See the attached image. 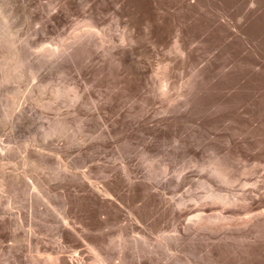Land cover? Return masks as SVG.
<instances>
[{
    "label": "rangeland",
    "instance_id": "1",
    "mask_svg": "<svg viewBox=\"0 0 264 264\" xmlns=\"http://www.w3.org/2000/svg\"><path fill=\"white\" fill-rule=\"evenodd\" d=\"M2 1V0H1ZM9 1V2H8ZM3 0L1 3H0V7L2 8V9H6L5 11H6V13H7V10L8 11H11V12H14V13H7L8 15L7 16H9L8 17V19L10 18H12L11 20L12 21H9V26L11 25L12 26V28H11V30L12 29H14V30H12V32L14 33V39H15V45H16V47L18 48V49H20V50H22V48H23V50H24V52H26L29 56H30V58L33 60H35L34 62L35 63H37V62H40L41 63V61L42 62H44V61H46V57H44L43 56V58H42V56L40 57V59L39 58H36L37 57V53L40 51V50H42L43 48H45L44 46L45 45H49V47H51V46H59V45H61V43L64 41H62L61 39H64L65 37H66V40H72V37L75 35V32L76 33H79L80 31L82 32V31H84V30H86V27L87 26H83L84 25V23H86L85 25H87V23L89 22V20L92 18V16L94 17L95 15H97V16H95L96 18L95 19H93V20H95V22H96V24H100L99 26L97 25V27H99L97 30L98 31H100V33H104L103 35H105V37H108V39H109V37H110V35H111V38H113V40L116 42V43H119L120 44V42H121V38H119V37H121V36H123V34L125 33V36H126V34H129L131 31V35L129 34V35H127V36H129V38L130 37H132V36H134V34H135V36H134V38H133V40H134V46L133 45H131V47L133 46V49H134V51L133 50H131V51H133V55H135V52H140L142 49H144L145 50V52H143L144 50H142L141 52L143 53H136V54H138V55H136L137 57H138V59L136 58V57H134V58H136V60L141 64L142 63V65L143 66H147L149 63V66H152V67H154V68H158V67H161V66H163V65H165V64H170V65H173V63H174V65L172 66L173 68H174V70H173V73H172V77H171V79H172V81H171V83L173 84L175 81L177 82V83H174V85L175 84H177L178 85V88L179 87H181V84L183 85L184 83H185V81L187 80V78H190L191 77V74H192V72L191 71H193V72H196V69H203L204 67L205 68H210V69H205V74H207V82H208V84L209 85H206V80L204 81L205 83V88L206 89H204L203 87H204V84H202V86H201V88H203L204 90H206L205 92L206 93H204V92H202L203 94H205L204 96L202 95V93H201V95L200 96H198L199 98H196V100H195V103H194V106H191L190 108H189V110H188V108H187V110L184 108H182L181 110H178V111H170V110H172V109H170L169 110V113H168V109L170 108V107H168V103L166 102L165 103V100H162L163 98H159L157 95V97L155 96V94H153V92H150V91H148L149 90V88L148 87H150V85H151V83L150 82H155L156 81V79H154V78H149V76L148 75H150V73L148 74V73H146V74H144V75H141V76H137L139 79H137V77H135L134 75H132V70L130 69V67H128L127 66V70L125 69V67L126 66H121V68H119V66H118V64L116 63V61H113V60H110V58H108L109 60L107 61L109 64H111V66L109 65V64H107L106 63V66L108 67H106L104 64H102V60L104 61L105 60V62H106V57L105 56H102L103 54V52H101V54H99L97 51H99V49L100 48H94L95 50H97V51H95V50H93L94 51V53H91V55H89V56H84V57H80V60L78 59L77 60V62H80V61H83V59H84V61H85V64H84V61H83V63H77V64H73L72 65V63H68V62H63L65 65H66V63H68L66 66L65 65H60V64H62V63H58V62H55L54 60H51V61H49V63H51V64H56V63H58V64H56L53 68H52V66L53 65H51V64H49V63H45V64H47V65H45V64H43V66H41L42 68H39V70L38 71H36V73H35V75H32V74H30L29 72H28V66H26V71H25V68L23 67V70L24 71H22L23 73H22V75L24 76V78H22V79H16V80H12V81H10V82H7V83H5V80H4V77H2L3 79L2 80H4L3 81V83H2V81H1V76H3V75H5V72L3 73V75H2V72H3V68H5V67H3V65L5 64V62H6V60L5 61H3V59H6V56L4 55V54H9V51L8 50H10V47H8V45H7V47H6V49H4L5 47V45L4 46H0V72H1V75H0V113H2L3 111H4V109H5V107L4 106H6V108H7V105H10V103L12 102V100H13V98L14 97H16L14 100H16L15 102L18 104V106L19 107H17V111H20V109L21 110H23V111H25V119H27V120H25V122L24 121H22V122H24V123H20L21 122V120H20V122L18 123V121H17V123L16 124H18L17 126H14L13 124H10V122H12V119H8V120H11L10 122L8 121V120H4L3 118H2V116H1V118L4 120H2V119H0V146L2 147V144H3V147L2 148H7V146L9 147V148H7V149H4V151H3V154H1V156L2 157H6L5 159H3L1 156H0V164H6V166H7V170H9V171H11V170H15L16 169V167H20L19 165L20 164H16V163H18V162H20V160H21V162L24 160L25 162H26V159H28V158H34L35 160H36V156L35 155H33L34 154V152H35V154H36V150H37V154L36 155H39L40 153H41V155H39V157H41L42 155L44 156V154L45 153H48V154H45V156H44V158H42V159H40V158H38L37 160H40L43 164H46V163H48L46 166L44 165L43 166V164L41 163V162H39V161H37L38 163H39V165H41L42 164V166H39L40 168L42 167V169L40 170L39 169V167L37 168L38 170H40V171H38V173H37V171H35L36 170V168L35 167H32L31 165L29 166H26L27 164H21V167H22V165H23V168H21L20 167V170L21 171H24V172H26V170H27V172H26V174L27 175H29V176H36V177H38L40 180H41V182L44 184L43 186H42V189H43V187H44V189H45V192H44V190H42V189H40V196H41V193H43L42 194V198L43 199H45V200H43V199H40V200H42V203L40 202V203H38V206H37V203L35 204V203H32V202H29V201H27L26 202V205L24 206V202L26 201V197H25V201L23 202L24 204H23V207H24V211L26 210V212L28 211H30V209L33 207L34 209H36V207H34V205L35 206H37V208L38 209H40L39 211H40V213H42V211L41 210H43L44 208H49V209H45V211H43V214H44V212H48L47 214L49 215H52V216H50V218H53V217H56V214H57V216H58V214H59V216H60V214L62 213V216H65V217H67L68 216V213L69 214H71V215H69V216H71V218L68 216V218H69V222L71 223H75V225H74V227H75V229H77L78 230V233L80 234V235H83V234H87V235H84L85 237H86V239H85V241H91L92 243H95V244H99L98 246L99 247H105L104 249H103V253H105V254H107V255H109L110 256V258L113 260V258H114V261H112L114 264H139L140 262V264H187L186 262L187 261H189L190 259H192L191 261H193L194 260V263L195 264H203V262H204V264H264V247L262 246V245H264V231H262L263 233H261V231H259L257 234H252V235H250V236H252V237H249L248 238V242H244V241H242L241 239V241L239 240V239H237V240H234V241H229L226 245H219L220 243H222L221 241H223L224 239L223 238H225V236H223L224 234H229V233H236L235 235H239L240 233H239V231H238V228L237 227H235L236 229H233V230H231L230 232H229V230L231 229V227L230 226H227V227H224L223 229H221L220 230V232H222V234H223V232H225L222 236H221V233L220 232H211V231H209V230H204L205 232H206V234L204 235H202V232L203 233H205L204 231H200V235H199V233H198V235H197V239L195 240V243H193V242H191L190 240H187V238H189V237H185L186 235H185V233L183 232V230H182V227L185 225V217L184 216H182V215H180V216H182V218L179 216V213L181 214V212L179 211L180 210V207L179 206H177V203L176 202H178L179 200H184V204H186V205H189V206H185L184 208L185 209H183V207L181 208V211H182V209L183 210H186V209H195V207L197 208V206H202V203H204L206 200H205V198H208V197H210V194H212V192L214 191L215 192V189H216V191H217V193H219V191H220V194L221 193H223L224 195H225V193L228 195H232L233 197H236V196H234L233 194H235L236 195V193H237V196H238V194L240 193L241 194V192L243 193L244 192V186H243V184L242 183H240V182H246L247 180H248V183H249V185L248 186H250L252 183H254V182H256L255 180L258 178V180L260 179V180H262L263 182H262V185H264V73H263V76L262 77H260V76H258V79H255V78H257V76H253V74L255 75V73L253 72V67H255V66H253L255 63H263V65H264V31H263V29H264V15H263V13L264 12H262L263 10H264V7H263V9H262V6H264L263 4V2L262 1H258V0H240V1H238V0H216V2H215V0H209V2L207 1V0H204V2H200L201 3V6H197V7H194V8H198L197 9V11H196V9H195V11H194V8H187V1L188 0H135V3H134V0H123V2H121L122 0H120V2L119 1H117V0H114V2H113V0H108V2L106 1V0H81L80 1V3L78 2V1H70V0H65V1H67V2H65L64 0L62 1V0ZM15 1H17V2H19V3H17V2H15ZM27 1V2H26ZM32 1V2H31ZM56 1V2H55ZM100 3H99V2ZM111 1V2H110ZM179 3H178V2ZM183 1H185V2H183ZM190 2H191V0H189ZM188 1V2H189ZM193 1V0H192ZM207 1V2H206ZM211 1L214 3H211ZM227 1H229V2H227ZM238 1V2H237ZM256 1H258V2H260V3H256ZM4 2H6L7 4H5ZM23 2V3H22ZM38 2V3H37ZM44 2H46V3H48V4H46V3H44ZM52 2V3H51ZM60 2H62V3H60ZM70 3V5H69V3ZM71 2H72V5H71ZM85 2V3H84ZM93 2V3H92ZM102 2V3H101ZM115 2H116V4H115ZM127 2V3H126ZM129 2H131V3H129ZM133 2V3H132ZM219 2V4H220V6H219V4H217ZM233 2H235V4L233 3ZM237 2V3H236ZM254 2L256 3V4H254ZM26 3H29V5L30 4H32V5H28V4H26ZM41 3V4H40ZM83 3L84 4H86V5H83ZM97 3V4H96ZM110 3V4H109ZM119 3H121V4H119ZM124 3H126L127 5H125ZM182 3V4H181ZM185 3V4H184ZM205 5H204V4ZM209 5V3H211L210 5L212 6L213 5V7H211V6H208L207 4ZM223 4V6H221L222 4ZM225 3H227V4H225ZM229 3H231V5L229 4ZM239 3V4H238ZM246 3V5H244ZM263 3V4H262ZM22 4L23 6H24V8H22L20 5ZM50 4V5H49ZM54 4L55 5H57V9H58V11L56 10V6H55V8H54ZM62 4V5H61ZM66 4H68V5H66ZM73 4H74V6H73ZM89 4V5H88ZM96 4V5H95ZM101 4V5H100ZM119 4V5H118ZM134 4V5H133ZM179 4V6H177ZM217 6H216V5ZM228 5V6H225V5ZM232 4H234V6H232ZM256 5L254 8H253V6L254 5ZM257 4H258V7H257ZM5 5V6H4ZM13 5H15V6H13ZM37 5H39V6H37ZM51 6L52 5V9L50 10V7L49 6ZM64 5H66V6H64ZM77 5H79V6H77ZM84 6V8H82L81 9V7L82 6ZM97 5H98V7H97ZM101 6V8H100V6ZM117 5L119 6V10H121L120 12H118L119 10H118V7H117ZM122 5H123V7H122ZM125 5V6H124ZM129 5V6H128ZM131 5H133V6H131ZM182 5H185L186 6V8L184 7V6H182ZM204 5V6H203ZM207 5V6H206ZM253 5V6H252ZM2 6H4V7H2ZM7 6V7H6ZM18 8H17V7ZM43 6V7H42ZM44 6H45V8H44ZM47 6V7H46ZM61 6V7H60ZM108 6H109V8H108ZM117 8H116V7ZM126 6H128V7H126ZM131 6V7H130ZM225 6V7H224ZM230 6H231V9H230ZM251 6V7H250ZM6 7V8H5ZM26 7V8H25ZM30 7H32V9H30ZM40 7V8H39ZM69 8L68 10L67 9H65V8ZM72 7V9H70ZM74 7V8H73ZM76 7V8H75ZM80 7V8H79ZM92 7H93V9H92ZM95 7V8H94ZM97 7V8H96ZM106 7V8H105ZM120 7H122V8H120ZM127 9H126V8ZM184 7V8H183ZM202 7V8H201ZM205 9H204V8ZM206 7H208V8H206ZM210 7V8H209ZM219 7V8H218ZM222 7V8H221ZM228 7V8H227ZM244 7V8H243ZM246 7V8H245ZM249 7V8H248ZM9 8V9H8ZM13 8V9H12ZM39 8V9H38ZM48 8H49V10L50 11H48L47 12V10H48ZM54 8V9H53ZM130 8V9H129ZM132 8V9H131ZM135 8V9H134ZM136 8L138 9V10H136ZM176 8H179V9H176ZM217 8H218V10H217ZM221 8V9H220ZM226 10H228V11H226ZM251 8V9H250ZM259 8V9H258ZM17 9H20V10H17ZM23 11H22V10ZM36 9V10H35ZM46 11H45V10ZM75 9V10H74ZM87 9V10H86ZM95 9V10H94ZM99 9H101L100 11H99ZM110 11H109V10ZM114 9V10H113ZM126 9V10H125ZM160 9V10H159ZM163 9V10H162ZM180 9H181V11H182V9H184L183 11H187V12H181L180 11ZM207 9V10H206ZM208 9H209V11H208ZM215 9V10H214ZM223 9V10H222ZM229 9H230V11H229ZM246 9V10H245ZM248 9V10H247ZM254 11H253V10ZM256 9V10H255ZM261 9V10H260ZM14 10V11H13ZM17 10V11H16ZM29 13H26V14H28L27 16H26V14H25V12L26 11ZM29 10H31V11H29ZM33 10V11H32ZM35 10V11H34ZM63 10V11H62ZM65 10H67V11H69V12H64ZM79 11V12H77V11ZM89 10H93L92 12L91 11H89ZM104 10H106L105 11V14H104ZM117 10V11H116ZM128 10V11H127ZM134 10H136V11H134ZM178 12V13H175L176 11ZM193 10V11H192ZM200 10V11H199ZM203 10H205V11H203ZM214 10V11H213ZM220 10V11H219ZM259 12H258V11ZM20 11V12H19ZM36 11H38V12H36ZM42 11V12H41ZM52 11V12H51ZM54 11V12H53ZM56 11V12H55ZM61 11V12H60ZM73 11L76 13V14H78L77 16L75 15V13H73ZM82 11V13H80ZM96 13H95V12ZM99 11V12H98ZM103 11V12H102ZM109 11V12H108ZM131 12V15L129 16V14H130V12ZM158 11H160V14H159V12ZM198 11L201 13H198ZM211 11H212V13H211ZM217 11V12H216ZM223 11V12H222ZM19 12V13H18ZM35 12V14H33ZM50 12V13H49ZM59 12L61 13V15L59 14ZM64 12V13H63ZM70 12H72V13H70ZM115 12H116V14H115ZM124 12V13H123ZM126 12H128L129 14H127ZM141 12V13H140ZM190 12V13H189ZM203 12H205V14H203ZM207 12H209V15H211V18H210V16L208 15V13ZM221 12V13H220ZM226 13V14H224V15H228L229 17H233V23H234V25H236L237 27V29L238 28H240V26H242V25H240L239 26V24H240V22H238V21H241L240 20V17L242 16V15H247V13L248 12H253L252 14L251 13H248V18L246 19V17L244 18V20L243 21H241V24H243L242 22H246V26H245V29L247 28L249 31H247V29L245 30L246 32H248V33H246L247 34V36H248V34H249V36H251V38L254 40L252 43L253 44H251V42H249L250 40H252L251 38H250V40H249V36L247 37L248 38V45H247V47H246V45L244 46L243 45V43H241V40H239L238 38H237V36L235 37V40L234 41H232L231 43H230V45L229 44H227V43H225L226 42V40H228V38L229 39H232L231 38V34H230V37L229 36H227L228 35V32L227 31H225V32H227V34L222 30V29H225V28H222V27H220V26H218L217 27V25H214V23H215V21L217 20V19H219V17H217L218 16V14L219 15H221V14H223V13ZM243 12H246V13H244L243 14ZM255 12H256V14H255ZM15 13L17 14V15H15ZM38 15H37V14ZM47 13V14H46ZM52 13V14H51ZM63 13V14H62ZM92 14V16H91V14ZM98 13V14H97ZM100 13H101V15H100ZM119 13V14H118ZM125 13H126V15H125ZM138 13V14H137ZM194 15V16H192V14ZM198 13V14H197ZM215 13H216V15H215ZM11 14V15H10ZM14 14V15H13ZM21 14V15H20ZM24 14V15H23ZM31 14V15H30ZM82 14V15H81ZM122 14H124V15H122ZM156 14L158 15V17L156 16ZM162 14H165V15H162ZM177 14H179V15H177ZM196 14H197V16H196ZM251 14V15H250ZM254 14V15H253ZM259 14H261V15H259ZM12 15L14 16V18L12 17ZM20 15V16H19ZM34 15V16H33ZM37 15V16H36ZM52 15V16H51ZM57 16V17H55V16ZM58 15H59V18H58ZM66 15V16H65ZM68 15V16H67ZM74 15V16H73ZM90 15V16H89ZM120 15V16H119ZM122 15V16H121ZM160 15V16H159ZM190 15V16H189ZM200 15V17H198ZM201 15H202V17H201ZM27 17V18H25V17ZM29 16H31V17H29ZM46 16V17H45ZM48 16V17H47ZM54 16V17H53ZM83 16L85 17V21H84V18H83ZM99 16V17H98ZM131 16H132V18H131ZM133 16L134 17H136V18H133ZM193 17V19H192V17ZM207 16V17H206ZM212 16H216L215 18H214V20H213V18H212ZM249 16H250V18H249ZM18 17V18H17ZM24 19V22H23V20L21 19ZM35 17V18H34ZM44 17V18H43ZM53 17V18H52ZM81 17V19H79ZM87 17V18H86ZM140 17V18H139ZM142 17V18H141ZM157 17V18H156ZM196 17V18H195ZM208 17H209V19H208ZM239 18V20H237L238 18ZM243 17V16H242ZM241 17V18H242ZM259 17H260V19L261 18H263V19H259ZM28 18H30V19H28ZM36 18L38 19V20H36ZM43 18V19H42ZM52 18V19H51ZM58 18V19H57ZM82 18H83V20H82ZM138 18H139V21H140V25L138 24ZM156 18V19H155ZM189 18L191 19V20H189ZM195 18V19H194ZM207 18V19H206ZM237 18V19H236ZM252 18V19H251ZM254 18H258L257 20L256 19H254ZM9 19V20H10ZM16 19V20H15ZM52 20V22H50L51 20ZM56 19V20H55ZM88 19V20H87ZM98 21H97V20ZM100 19V20H99ZM102 19V20H101ZM133 20L132 21V23H131V20ZM136 19V20H135ZM145 19H147V20H145ZM161 19V20H160ZM253 20L254 19V21H255V24H254V22L252 21L251 22V20ZM19 20V21H18ZM22 20V21H21ZM29 20V22H28V24H29V26H27L28 24H27V22L26 21H28ZM35 22H34V21ZM41 20H42V22H41ZM45 20V21H44ZM60 20V21H59ZM87 20V21H86ZM155 20V21H154ZM158 20V21H157ZM188 20H189V22H188ZM193 20V21H192ZM211 20H213V21H211ZM247 20L249 21V23L247 22ZM36 21H39V22H36ZM46 21H48V22H46ZM64 21V22H63ZM78 21V22H77ZM84 21V22H83ZM180 21L181 22H185L184 24H185V26L183 25V23L181 24L180 23ZM211 21V22H210ZM257 21V22H256ZM260 21V22H259ZM16 22V23H15ZM18 22V23H17ZM21 22V23H20ZM34 24H33V23ZM60 22H61V24H60ZM81 22V23H80ZM129 22V23H128ZM134 22H135V24H134ZM152 22V23H151ZM209 23V25H206V24H208ZM250 22H251V24H250ZM14 23H15V25H14ZM22 23H24L23 25H22ZM49 23V24H48ZM79 23V24H78ZM102 23V24H101ZM128 23V24H127ZM144 23V24H143ZM261 23V24H260ZM78 24V25H77ZM152 24H155L156 25V27H155V25L153 26ZM158 24H160V25H158ZM179 24H180V26H179ZM212 24V25H211ZM243 24V25H244ZM247 24H248V26H249V24L252 26L253 24L255 25H253V28H250L251 26H247ZM258 26H257V25ZM14 25V26H13ZM80 25V26H79ZM131 25H133V27L131 26ZM135 25L137 26V27H135ZM162 25V26H161ZM178 25V26H177ZM260 25H262L261 27L263 28H261L260 27ZM17 26H18V29H17ZM146 26H149V27H146ZM152 26V27H151ZM161 26V27H160ZM183 26V27H182ZM205 26H207V27H205ZM209 26V27H208ZM211 26H212V28H211ZM214 26H216L215 27V29L213 28ZM256 26L257 27H259V28H257L256 29ZM15 27V28H14ZM82 28V29H79V28ZM157 27H160V29L159 28H157ZM219 27H220V29H219ZM28 28H29V30H28ZM40 29V30H37V29ZM76 28V29H75ZM88 28V27H87ZM127 28V29H126ZM129 28V29H128ZM132 30H131V29ZM134 28H135V30H134ZM163 28L165 29V30H168V31H165V30H163ZM167 28V29H166ZM175 28V29H174ZM180 28H182V31H181V29ZM211 29V31L209 32V30ZM250 28V29H249ZM31 29V30H30ZM73 29V30H72ZM104 29V30H103ZM151 29H152V31H151ZM159 31H158V30ZM183 29H185V30H183ZM204 29H206V30H204ZM252 29H253V31H252ZM259 29V30H258ZM262 29V30H261ZM18 30V31H17ZM26 30V31H25ZM73 32H72V31ZM79 30V31H78ZM111 30V31H110ZM127 32H126V31ZM130 30V31H129ZM148 30V31H147ZM157 30V31H156ZM170 30V31H169ZM174 30H177V31H173ZM204 30V31H203ZM208 30V31H207ZM213 30V31H212ZM214 30L215 31H217V32H215L216 34H214ZM226 30V29H225ZM75 31V32H74ZM104 31H106V32H104ZM129 31V32H128ZM135 31V32H134ZM155 31V32H154ZM162 32V34H161V32ZM179 31V32H178ZM186 31V32H185ZM188 31V32H187ZM219 31H221V32H219ZM256 31L258 32V33H256ZM38 32V33H37ZM111 32V33H110ZM114 32V33H113ZM134 32V33H133ZM146 32V33H145ZM151 32V34L149 35V33ZM154 32V33H153ZM164 32V33H163ZM165 32H166V35H164L165 34ZM183 34H181V33ZM183 32H185V33H183ZM206 32V33H205ZM212 32V33H211ZM251 32V33H250ZM252 32H254L255 33V35L253 34L252 35ZM22 33V34H21ZM63 33V34H62ZM72 33H74V34H72ZM115 34V35H113V34ZM122 33V34H121ZM157 33V34H156ZM179 35H178V34ZM204 33H205V35H204ZM208 33H210V34H208ZM230 33V32H229ZM262 33V34H261ZM69 34H72V35H70V38H69ZM107 34H108V36H107ZM151 37V39H150V37L148 36V35ZM155 34V36L156 37H158V38H156L155 36V38L157 39H154V37H153V35ZM178 36H177V35ZM181 34V35H180ZM224 34L227 36V37H225L224 36ZM256 34H258L259 36L258 37H260L259 39L260 40H258V43H257V35ZM263 35L262 37H261V35ZM119 35V36H118ZM159 35V36H158ZM161 35H162V37H161ZM187 35V36H186ZM232 35H234V34H232ZM19 36H20V38H19ZM72 36V37H71ZM113 36V37H112ZM144 36V37H143ZM147 36H148V38H147ZM165 36V37H164ZM176 36V37H175ZM179 36H181V38H177V37H179ZM182 36H183V38H182ZM184 36H185V39H184ZM223 36V38L225 39H223V38H221ZM252 36H254V37H252ZM16 37V38H15ZM45 37V38H44ZM61 39H60V38ZM62 37H64V38H62ZM139 37H140V40H139ZM146 37V38H145ZM233 37V36H232ZM234 37H233V39H234ZM20 40H19V39ZM42 38V39H41ZM118 40H117V39ZM128 37H126V39H129ZM144 38V39H143ZM160 38H161V40H160ZM175 38H177V39H180V40H182V43H184L185 45H186V47L188 46V50H192V52H191V50L189 51V54H192L190 57L191 58H193V57H195V60L197 61H195L194 60V58L193 59H191L193 62H190L189 61V59L187 58L186 59V61H188V62H190V63H195V64H190L191 66H195L196 67V69L194 68V69H192L193 67H191L190 65H189V63L187 64V63H185L186 65H185V67H184V63L182 64V62H184V59L181 57L180 58V56L179 55H177V57L175 56L176 55V53L174 52V50H169V48L170 49H173V46H174V42L177 40H175ZM188 38V39H187ZM237 38V39H236ZM38 39V40H37ZM49 41H48V40ZM54 39V40H53ZM58 39V42H61V43H59L58 44V42L56 43V40ZM138 39V40H137ZM187 39V40H186ZM221 39H223V40H221ZM232 39V40H233ZM262 39V40H261ZM60 40V41H59ZM141 40H143V41H141ZM149 40V42H147ZM163 40H166V42H168V43H166V42H164ZM194 42L193 44H192V41ZM237 40V41H236ZM17 41H18V43H17ZM25 41V42H24ZM32 41V42H31ZM34 41V42H33ZM43 41V42H42ZM44 41H46V42H44ZM145 41V42H144ZM156 41V42H155ZM163 41V42H162ZM185 41L187 42V43H185ZM261 41V42H260ZM22 44H21V43ZM36 42V43H35ZM50 42H52V43H50ZM65 43H69L68 41H64ZM63 42V43H64ZM129 41L127 40L126 41V43L127 44H129L128 43ZM139 42V43H138ZM171 42V43H170ZM173 42V43H172ZM190 42V43H189ZM225 44V45H227V46H225L223 43ZM235 42V43H234ZM259 42L261 43V46H259L260 44H259ZM17 43V44H16ZM24 43V44H23ZM32 43V44H31ZM40 43V44H39ZM46 43V44H45ZM51 45H50V44ZM54 43H55V45H54ZM62 43V44H63ZM132 43H133V41H132ZM141 43V44H140ZM156 43V44H155ZM189 43V44H188ZM203 43H204V45H203ZM233 43V44H232ZM251 45H250V44ZM255 43H257L258 44V46L255 44ZM28 46L29 44V47H30V49H29V47H25L26 45ZM42 44V45H41ZM44 44V45H43ZM136 44H137V46H136ZM164 44V45H163ZM195 44V45H194ZM198 44V45H197ZM222 46H221V45ZM25 45V46H24ZM37 45L40 47V48H37ZM138 45H140L142 48H140V46H139V48H138ZM203 45V46H202ZM232 45V46H231ZM251 47H250V46ZM254 45H256V46H254ZM19 46V47H18ZM32 46H33V48H32ZM56 46V47H57ZM192 46V47H191ZM206 46H209V47H206ZM225 46V47H224ZM228 46H229V50H227L228 49ZM234 46V47H233ZM4 47V48H3ZM36 47V48H35ZM43 47V48H42ZM48 47V46H47ZM196 47V48H195ZM199 47V48H198ZM204 47V48H203ZM231 47H233V48H231ZM249 47V48H248ZM258 47H260L261 49H259ZM9 48V49H8ZM25 48H28L29 49V52L27 51L28 49H25ZM40 49L39 51H34V50H32V49ZM190 48V49H189ZM194 48H195V50H194ZM208 49V51H211L210 53L207 51V49ZM224 48V49H223ZM225 48H227V49H225ZM231 48V49H230ZM252 48V49H251ZM256 48H258L259 50H256ZM2 49H4V52H5V50L6 51H8V53L6 52V53H4L3 52V50ZM132 49V48H131ZM198 49V50H197ZM200 49V50H199ZM206 49V50H205ZM211 49V50H210ZM217 50V51H215V50ZM248 49V50H247ZM251 49V50H250ZM253 49H254V51H253ZM34 51L33 53H31V51ZM135 50H137V51H135ZM140 50V51H139ZM168 50V51H167ZM197 50V51H196ZM205 50V51H204ZM243 50V51H242ZM245 50V51H244ZM258 51V52H260V56H258V53H257V57H256V51ZM262 50V51H261ZM100 51H101V49H100ZM99 51V52H100ZM170 51V52H169ZM202 51H203V53H202ZM225 51V52H224ZM242 51V52H241ZM251 51H253V52H251ZM37 52V53H36ZM168 54H167V53ZM193 52H194V56H193ZM201 52V53H200ZM205 52H207L206 54H205ZM214 52V53H213ZM215 52H217V53H215ZM219 52V53H218ZM245 52V53H244ZM30 53H31V55H30ZM95 53L96 54H98V55H101V57L100 56H97L98 57V59L97 60H95V61H93V58H95L96 56H95ZM145 53V54H144ZM164 53L166 54V55H164ZM174 53V54H173ZM224 53V54H223ZM262 53V54H261ZM3 54V55H2ZM172 54V55H171ZM196 54V55H195ZM199 54V55H198ZM202 54H203V56H202ZM217 54H220V55H218V56H214V55H217ZM34 55V56H33ZM142 55H143V57H142ZM164 55V56H163ZM170 55V56H169ZM174 55V56H173ZM205 55V56H204ZM210 55V56H209ZM213 55V56H212ZM224 55V57L223 58H221L222 56ZM261 55H262V57H261ZM5 56V57H4ZM33 58H32V57ZM91 56V57H90ZM95 56V57H94ZM145 56V57H144ZM149 56H150V58H149ZM199 56L201 57V58H206V60H208L209 58V60H208V62H213L216 58V60L214 61V65H213V63L211 64V63H208L207 61H205V60H203V59H201V58H199ZM221 56V57H220ZM35 57V58H34ZM86 57V58H85ZM91 59H90V58ZM93 57V58H92ZM102 59H100V58ZM104 57V58H103ZM140 57V58H139ZM141 57H142V59H141ZM162 57V58H161ZM169 57H171V58H169ZM176 57V58H175ZM211 57H213V59H212V61H211ZM222 59H220V58ZM81 58H82V60H81ZM88 58V59H87ZM147 60V58H148V60L146 61L145 59ZM160 58H161V60H160ZM166 58V59H165ZM174 58V59H173ZM197 58V59H196ZM199 58V59H198ZM261 58H263V60L261 59ZM44 59V60H43ZM88 61H87V60ZM140 59V60H139ZM143 59H144V61H143ZM166 60V62L164 61V60ZM220 60V62H219V60ZM257 59L258 60H260V62L259 61H257ZM38 60V61H37ZM40 60V61H39ZM92 60V61H91ZM174 62H173V61ZM199 60H200V62H199ZM202 60V61H201ZM2 61H3V63H2ZM94 65L93 66V70H92V65H91V67H90V65L89 64H91L90 62ZM98 61V62H97ZM101 61V62H100ZM115 62L116 63V65H114V63L113 62ZM160 61V62H159ZM172 61V62H171ZM181 61V62H180ZM204 61V62H203ZM216 61H218L217 63H216ZM222 61V62H221ZM55 62V63H54ZM112 62V63H111ZM143 62H145V63H143ZM149 62V63H148ZM162 62H164V64L162 63ZM178 62H180V63H178ZM198 62H199V64H198ZM97 63H99V64H97ZM148 63V64H147ZM159 63L160 64H163V65H159ZM200 63H202L201 65H202V68L200 67L201 65H200ZM206 63V64H205ZM216 63V64H215ZM226 63V64H225ZM242 65H241V64ZM82 65V69L80 68V65ZM84 64V65H83ZM95 64H96V66L98 65V67L102 64V68L101 67H99L100 69H101V71H100V69L98 68V70H97V67H95ZM113 64V65H112ZM177 64V65H176ZM180 64H182V67H181V65ZM198 64V65H197ZM210 66H208V65ZM225 64V65H224ZM237 64V65H236ZM60 65V66H59ZM68 65H70V66H68ZM72 65V66H71ZM75 65H76V67L78 68L79 67V69H77L76 67H75ZM87 65V66H86ZM103 65L105 66V68L103 67ZM156 65H158V66H156ZM179 65V66H178ZM188 65V66H187ZM213 65V67L214 68H212L211 66ZM215 65L217 66L216 67V69H215ZM221 65H223V66H229V65H234V66H237V68H236V70L234 71L235 73H236V71H237V75H235V73H233V77L231 78V77H226L225 76V78H224V76L222 77L223 78V80H221V78H220V76H219V78L217 77L216 78V76H214V75H217V72L216 71H219V68H220V66ZM244 65V66H243ZM256 65V64H255ZM46 66V67H45ZM57 66H58V68H57ZM63 66H65V67H63ZM87 67L86 69H85V67ZM89 66V67H88ZM115 66V67H114ZM156 66V67H155ZM175 66V67H174ZM177 66V67H176ZM189 66L191 67V68H189ZM239 66V67H238ZM241 66V67H240ZM242 66H243V68H242ZM49 67V68H48ZM60 67H63L65 70H64V73H66V75L64 74H62V73H59L60 72V70H61V68ZM69 67V68H68ZM74 67V68H73ZM95 67V68H94ZM178 67H180L179 69H181V70H179L178 69ZM222 67V66H221ZM68 68V69H67ZM71 68V69H70ZM92 70H90V69ZM104 68V69H103ZM110 68V69H109ZM111 68H113V70L111 69ZM117 68V69H116ZM124 68V69H123ZM175 68H177V70H179V71H177ZM183 68L185 69V70H183ZM188 68V69H187ZM35 69H37L36 67H35ZM47 69V70H46ZM52 69H53V71H52ZM83 69H85V71L83 70ZM88 69H89V73H88ZM114 69H116V71L114 70ZM121 69V70H120ZM153 69V68H152ZM190 69H192L191 71H190ZM213 69H215V70H213ZM241 69V70H240ZM5 70V69H4ZM30 71H31V69H29ZM34 70V69H33ZM54 70H56V71H54ZM74 70V71H73ZM78 70V71H77ZM81 72H83V74H84V76H83V79L84 80H82L81 81V78H82V74L80 73V71ZM83 70V71H82ZM97 70V71H96ZM112 70V71H111ZM128 70H130L129 72H128ZM153 70H155V69H153ZM188 70V71H187ZM210 70H212L213 72H211ZM238 70L239 71H241V73H238ZM243 70V71H242ZM43 71V72H42ZM47 71H48V73H47ZM68 71V72H67ZM72 71V72H71ZM105 71V72H104ZM107 71V72H106ZM109 71V72H108ZM113 71H115V72H113ZM120 71H121V73H120ZM25 72V73H24ZM57 74H56V73ZM71 72V73H70ZM105 73V75H104V73ZM110 72H112V74L110 73ZM119 72V73H118ZM131 72V73H130ZM174 72H176L175 74H174ZM188 72V73H187ZM189 72H191V73H189ZM209 72V73H208ZM30 75H29V74ZM51 73V74H50ZM53 73V74H52ZM67 73H68V75H67ZM86 73H88V74H86ZM91 73H92V75H91ZM93 73H94V77H93ZM100 74V76H99V74ZM103 73V74H102ZM107 73V74H106ZM118 74V75H116V74ZM126 73H128V75H123V74H126ZM132 75V76H130V74ZM216 73V74H215ZM25 74H26V76H25ZM38 74V75H37ZM46 74V75H45ZM79 74H81V78H80V76H79ZM111 74V76H109V75ZM123 75V76H120V75ZM209 74V75H208ZM210 74L212 75L211 77H209L210 76ZM240 74V75H239ZM242 74V75H241ZM51 75H52V78H51ZM70 75V76H69ZM78 75V76H77ZM145 75H147V77L145 76ZM239 75V76H238ZM60 76V77H59ZM68 78H67V77ZM85 76H86V78H85ZM92 76V77H91ZM96 76V77H95ZM107 76H108V78H107ZM125 76V77H124ZM129 76V77H128ZM174 76V77H173ZM215 78H214V77ZM235 76H238V77H240V78H236ZM241 76H247L248 77V79L246 80V83H245V85L242 87L241 86V89H239V86L241 85H238V83H240L241 82V80H242V78H241ZM26 77V78H25ZM49 78V79H47L46 80V78ZM75 77V78H74ZM79 78V80H78V78ZM148 78V81H147V83L149 82L150 84L148 85L145 81L147 80L146 78ZM176 77V78H175ZM206 77H204V78H206ZM29 78H31V79H29ZM55 78H57V80L55 79ZM61 78V79H60ZM91 78H92V80H91ZM94 78V79H93ZM98 78H100V79H98ZM118 78V79H117ZM120 78H124L123 79V81H122V79L121 80H119ZM126 78H128V79H126ZM132 78H133V80H132ZM145 78V79H144ZM186 79V80H183L182 81V79ZM209 78H211V79H213V80H211V79H209ZM230 78H231V80H230ZM238 79V80H236V79ZM23 79H25V80H23ZM36 81H35V80ZM39 79V80H38ZM51 79H52V81H51ZM55 79V80H54ZM68 79V80H67ZM70 79V80H69ZM76 79V80H75ZM90 80V82H88L89 80ZM103 79H104V81H103ZM107 79V80H106ZM112 79V80H111ZM114 79H116V81L114 80ZM132 81H130V80ZM136 79V80H135ZM142 79V80H141ZM175 81H174V80ZM228 79V82L226 81ZM233 79H235L236 80V82L233 80ZM240 79V80H239ZM262 79V80H261ZM65 80V81H64ZM103 81V83L101 82V81ZM112 82H111V81ZM120 81L119 83L117 82V81ZM138 80H139V83L137 84L136 82H138ZM155 80V81H154ZM208 80H211L215 85H220V88L217 86H215V88H214V84H212V82L210 83ZM218 80V82H216ZM260 80V81H259ZM18 81V82H17ZM21 81V82H20ZM30 81V82H29ZM51 83H50V82ZM61 81V82H60ZM69 81H70V83H69ZM85 81V82H84ZM87 81V82H86ZM92 81V82H91ZM94 81V82H93ZM109 81V82H108ZM115 81V82H114ZM125 81H126V83H125ZM129 81L131 82V84H129ZM136 81V82H135ZM141 81V82H140ZM180 83H179V82ZM216 83H215V82ZM222 81H226L224 84H225V86L228 84V83H230V81H231V83L230 84H228L227 86H229V87H232V86H236L235 88L236 89H234V91H233V89H232V94H228V92H227V90H226V88H225V90H223L224 89V85H221V84H223L222 83ZM238 81V82H237ZM240 81V82H239ZM260 83H259V82ZM26 84H25V83ZM33 82H35V84L33 83ZM48 82V83H47ZM55 82V83H54ZM64 82H66V83H64ZM72 82V83H71ZM76 82H78V83H76ZM98 82V83H97ZM99 82H100V84H99ZM105 82H107V84H105ZM122 82H123V84L125 83L126 84V86H122ZM143 82H145V83H143ZM184 82V83H183ZM233 82V83H232ZM263 82V83H262ZM15 83V84H14ZM20 83V84H19ZM44 83V84H43ZM47 83V84H46ZM76 83V84H75ZM87 83L89 84V85H87ZM115 83H117L116 85H115ZM121 83V84H120ZM137 85H136V84ZM141 83V84H140ZM218 83H220V84H218ZM236 83H237V85H236ZM259 83V84H258ZM9 84V85H8ZM12 86H11V85ZM23 86H22V85ZM31 84V85H30ZM55 84V85H54ZM66 84V85H65ZM71 84V85H70ZM78 84H80L79 85V87H78ZM84 84H86L85 85V87H87L86 89L87 90H85V88L82 86V85ZM91 84V85H90ZM114 84V85H113ZM129 84V85H128ZM145 84H147V85H145ZM232 84V85H231ZM260 84H262V85H260ZM2 85H4V86H2ZM16 85H17V87H16ZM21 85V86H20ZM28 87H27V86ZM34 85H36V86H34ZM39 85H41V86H39ZM48 85H51V86H49L48 87ZM99 85H101V86H99ZM102 85H105V86H102ZM108 85V86H107ZM114 86V88L116 89H111L112 87ZM130 85H133V86H130ZM134 85H135V88L136 89H134L133 90V87H134ZM177 85H175L176 87H177ZM180 85V86H179ZM60 86H66V87H68L69 88V90L71 91L70 92V94L72 95V96H74V94H78L79 96H80V100H79V104H80V102L82 101V99H83V101H85V102H83V103H81L80 105L79 104H77V102L76 103H70L69 101H63V102H59V101H61V100H56L53 96H54V90L56 89V88H58V87H60ZM73 86V87H72ZM76 86V87H75ZM95 86V87H94ZM111 88H110V87ZM117 88H116V87ZM123 88H122V87ZM137 86V87H136ZM144 86H145V88H144ZM173 86V85H172ZM226 86V87H227ZM7 87V88H6ZM20 89H19V88ZM36 87H37V90H36ZM40 87V88H39ZM46 87V88H45ZM78 87V88H77ZM82 87V88H81ZM100 87V88H99ZM103 87V88H102ZM109 87V88H108ZM121 89H120V88ZM124 87H126L127 89H128V87H130V88H132V89H130L129 88V90H126ZM142 88V91H144V92H142L141 91V89L140 88ZM147 87V88H146ZM213 87V88H212ZM260 87H261V90L259 91L258 89H260ZM17 90H16V89ZM24 88V89H23ZM30 88L32 89L31 91H30ZM34 88V89H33ZM43 88V89H42ZM53 88V89H52ZM75 88V89H74ZM88 88H89V90L90 89H92V90H88ZM95 88V89H94ZM207 88H208V90H207ZM211 88H212V90H211ZM234 88V87H233ZM4 89V90H3ZM11 89V90H10ZM48 89H49V91H48ZM74 89V90H73ZM82 89V90H81ZM98 89V90H97ZM100 89L102 90V91H100ZM104 89V90H103ZM117 89H119V90H117ZM138 89V90H137ZM148 89V90H147ZM172 89V90H171ZM170 89V91H172L171 93H170V97H172V95H173V98L172 99H174V98H176L177 96L178 97H180L179 96V94H180V92H178V90H175V89H173V88H171ZM210 89V90H209ZM238 89V90H237ZM46 90V91H45ZM50 90H53V91H51L50 92ZM79 90V91H78ZM86 92H85V91ZM94 90V92H91V91H93ZM106 90L108 91V93L106 92ZM111 90V91H110ZM114 90V91H113ZM124 90V91H123ZM130 90L132 91V92H130ZM148 92H147V91ZM174 90V91H173ZM203 90V91H204ZM219 90H221V91H219ZM5 91V92H4ZM18 91H20V92H18ZM42 91V92H41ZM80 91H84L86 94H84L85 96L87 95V93H90L91 92V94H88L86 97L83 95V93L84 92H80ZM99 91H100V93H99ZM104 91V92H103ZM116 91V92H115ZM119 91V92H118ZM121 91V92H120ZM124 93H123V92ZM141 91V92H140ZM176 91V92H175ZM180 91V90H179ZM212 91H214V93L212 92ZM218 91V92H217ZM22 92V93H21ZM27 92V93H26ZM28 92H31V93H28ZM38 93V94H36V93ZM74 94H73V93ZM77 92V93H76ZM79 92V93H78ZM113 92V94H112V96H111V93ZM135 92V93H134ZM151 94H150V93ZM179 94H178V93ZM207 92H208V95H207ZM210 92H212V93H210ZM6 93V94H5ZM11 95H9V94ZM20 93H21V95H20ZM26 93V94H25ZM46 93H47V95H46ZM49 93V94H48ZM104 93H106V94H104ZM128 93L130 94V95H128ZM137 93V94H136ZM138 93H144V94H138ZM146 93V94H145ZM147 93H148V95H147ZM259 93V94H258ZM19 94V95H18ZM36 94V95H35ZM53 94V95H52ZM100 96H99V95ZM114 94H116L115 96L117 97L118 95V97L116 98L115 96H114ZM122 94V95H121ZM127 95L126 97H124L125 95ZM137 95V99H135L136 98V95ZM176 94H177V96H176ZM9 95V96H8ZM14 95V96H13ZM16 95V96H15ZM22 95H23V98H21L22 97ZM28 95V96H27ZM40 95V96H39ZM49 95V96H48ZM82 95V96H81ZM90 95H92V98H91V96ZM94 95H96L95 97H94ZM98 95V96H97ZM103 95V96H102ZM120 95H121V97H120ZM132 95H133V97H132ZM152 95V96H151ZM6 96V97H5ZM13 96V97H12ZM17 96H18V98H17ZM85 98H84V97ZM114 96V97H113ZM129 96V97H128ZM144 98H143V97ZM258 96H259V99H258ZM7 97H8V99H7ZM12 99H11V98ZM34 97V98H33ZM38 97V98H37ZM47 97V98H46ZM90 97V98H89ZM94 97V98H93ZM103 97V98H102ZM124 99H123V98ZM135 97V98H134ZM138 97H141L142 99H138ZM146 97H147V99H146ZM177 97V98H178ZM205 97V98H204ZM233 97H235V98H233ZM10 98V99H9ZM25 98H27V99H25ZM40 98V99H39ZM50 98H51V101H50ZM54 98V99H53ZM96 98V99H95ZM101 99V100H99L98 101V99ZM110 98V99H109ZM121 98V99H120ZM125 98H127V100L129 101V103H128V101L127 100H125ZM128 98H131L130 100L128 99ZM204 98V99H203ZM4 99V100H3ZM6 99V100H5ZM22 99V100H21ZM33 99V100H32ZM53 99V100H52ZM85 99V100H84ZM94 99V100H93ZM116 99V100H115ZM119 99V100H118ZM148 99H149V101H148ZM154 99V100H153ZM156 99H157V101H156ZM179 100L181 99V98H178ZM178 99H176V100H178ZM205 99H208L207 101L205 100ZM209 99H211V102H209L210 100ZM10 100H11V102H10ZM19 100H20V102H19ZM30 100V101H29ZM49 100V101H48ZM55 100V101H54ZM89 100V101H88ZM91 100V101H90ZM94 101V103H93V101ZM104 100V101H103ZM111 100V101H110ZM114 100V101H113ZM120 100H122V101H120ZM127 102L126 104H125V101ZM146 102H145V101ZM175 100V99H174ZM198 100V101H197ZM201 100V101H200ZM202 100H205V101H202ZM213 100V101H212ZM4 101H6L5 102V104H4ZM35 101V102H34ZM44 101V102H43ZM88 101V102H87ZM96 101V102H95ZM102 101V102H101ZM108 101V102H107ZM132 101V102H131ZM135 101V102H134ZM141 101V102H140ZM152 101H154V102H151ZM200 101V102H199ZM26 102V105L24 104ZM50 102V103H49ZM52 102V103H51ZM87 102V103H86ZM101 104H100V103ZM107 102V103H106ZM112 102H114V103H112ZM143 102H145V105H144V103ZM202 102V103H201ZM207 102V103H206ZM217 102V103H216ZM222 102V103H221ZM42 103V104H41ZM45 103V104H44ZM46 103H47V105H46ZM67 103V104H66ZM90 103V104H89ZM96 103H99V106H98V104H96ZM103 103H106V104H104L103 105ZM119 105H118V104ZM121 103V104H120ZM147 103V104H146ZM198 104V106L199 107H201V108H199L198 106H197V104ZM204 103H206V104H204ZM209 103H211V105H213L212 107L210 106V104ZM217 105V106H215V104ZM16 104V105H17ZM31 106H30V105ZM32 104H33V106H32ZM36 104H38V105H36ZM52 104V105H51ZM73 104V105H72ZM74 104H75V106H74ZM84 104H86V106H84ZM109 104H111V106L109 105ZM114 104V105H113ZM127 104H130V105H127ZM150 104V105H149ZM154 104V105H153ZM166 104H168V105H166ZM199 104H201V105H199ZM203 104V105H202ZM208 104V105H207ZM219 104V105H218ZM222 104V105H221ZM226 104V106L225 107H223L224 105ZM57 105V106H56ZM59 105H60V107L62 108H60L59 107ZM68 105V106H67ZM69 105H71V106H69ZM78 105V106H77ZM81 105H83V107L81 106ZM89 105V106H88ZM94 107V109L95 110H93V108H91L92 106ZM98 107H96V106ZM116 105V106H115ZM123 105H125L124 107H126V110L127 111H125V108L122 106ZM133 105V106H132ZM147 105V106H146ZM149 105V106H148ZM166 105V106H165ZM205 105H207L206 107H207V109H206V107H205ZM1 106H3V107H1ZM27 106H28V108H27ZM36 106V107H35ZM41 106V108H39ZM78 107V112L80 111V110H82V112H83V110H84V116H85V118H83V116H81V115H83V113H80L79 112V114H81V115H79V114H77L78 112L76 111L77 109V107ZM79 106H81L80 107V110H79ZM110 106V107H109ZM118 106V107H117ZM120 106V107H119ZM26 107V108H25ZM71 107H72V109H71ZM75 107V108H74ZM87 107V108H86ZM97 109H96V108ZM99 107L101 108V109H99ZM105 107H107L106 109H105ZM113 107V108H112ZM116 107V108H115ZM140 107H144L143 109L142 108H140ZM148 107V108H147ZM162 109H161V108ZM197 107V108H196ZM216 107V108H215ZM22 108H24V109H22ZM43 108H44V110H43ZM58 108V109H57ZM64 108V109H63ZM88 108H90V109H88ZM130 108H131V110H130ZM199 108V109H198ZM203 108H204V110H203ZM209 108V109H208ZM218 108V109H217ZM28 109V110H27ZM50 109V110H49ZM69 110V111H67V110ZM92 109V110H91ZM99 109V111H100V115H101V117H99L100 118V120L98 121V116H100V115H96V114H98L99 112L97 111ZM107 109H108V111H107ZM156 109V110H155ZM161 111H160V110ZM165 109H167L166 110V112L164 111ZM192 109H194V110H192ZM197 109V110H196ZM203 111H202V110ZM213 111H212V110ZM39 110V111H38ZM73 110V112H71ZM88 110V111H87ZM103 110V111H102ZM111 110V111H110ZM117 110V111H116ZM185 110H186V112H185ZM199 110H200V112H199ZM206 110H208V111H206ZM210 110H211V112H213V113H210ZM218 110H220V111H218ZM2 111V112H1ZM44 111V112H43ZM75 111V112H74ZM91 111V112H90ZM94 111V112H93ZM95 111H96V113H95ZM117 113H116V112ZM122 111V112H121ZM157 111V112H156ZM159 111V112H158ZM182 111V112H181ZM215 111V112H214ZM219 112V113H217V112ZM28 112V113H27ZM63 112V113H62ZM77 112V113H76ZM90 112V113H89ZM93 112V113H92ZM128 112V113H127ZM164 112V113H163ZM179 112H180V115H179ZM185 112V113H184ZM190 112V113H189ZM192 112V113H191ZM195 112V113H194ZM199 112V113H198ZM34 113V114H33ZM44 113V114H43ZM48 113V114H47ZM69 113V115H67ZM71 113H73V115H71ZM77 114V115H75V114ZM85 113H87V114H85ZM109 113V114H108ZM111 113V114H110ZM114 113V114H113ZM132 113V114H131ZM164 114L165 116H166V118H165V116L164 115H159V114ZM187 113H189V114H187ZM206 113H208V114H206ZM215 113V114H214ZM42 114V115H41ZM53 114V115H52ZM59 114H61L62 115V117H65V118H67V120L69 121V122H73V123H70V130H69V132H68V135L66 134V136H63V135H55V136H53L52 135V139L50 138V136H46V133L49 131V129H47V128H49L48 126H50V124H51V122L53 123V120L54 119H56L58 116H59ZM64 114H65V116H64ZM92 114V115H91ZM126 114H128L129 115V117H128V115H126ZM138 114V115H137ZM153 114H156V116H154ZM169 114V115H168ZM184 114H185V116H186V114L188 115V116H186V117H182V116H184ZM217 114V115H216ZM1 115V114H0ZM44 115V116H43ZM46 115V116H45ZM48 115V116H47ZM52 115V116H51ZM71 115V116H70ZM79 115V116H78ZM89 115H90V117H89ZM104 115H106V116H104ZM116 115V116H115ZM121 115V116H120ZM134 115V118L132 117ZM139 115H141V116H143V117H140ZM159 115V116H158ZM174 115V116H173ZM176 115H178V116H176ZM220 115V116H219ZM222 115V116H221ZM31 118H30V117ZM36 118H34V117ZM38 116V117H37ZM74 116V117H73ZM94 116V117H93ZM109 116H110V119H108L109 118ZM117 118V120H116V118ZM118 116V117H117ZM139 116V117H138ZM145 116V117H144ZM163 116H164V118H163ZM180 116H181V118H180ZM27 117H29V118H27ZM45 117V118H44ZM47 117V118H46ZM53 117V118H52ZM77 117V118H76ZM88 117V118H87ZM95 117H96V119H95ZM114 117V118H113ZM124 117V118H123ZM148 117V118H147ZM159 117V119H157ZM167 117H169V118H167ZM173 117V118H172ZM176 117V118H175ZM179 117V118H178ZM50 118V119H49ZM74 118H76V120H78V121H76ZM104 118V119H103ZM123 118V119H122ZM127 118V119H126ZM130 118V119H129ZM133 118V119H132ZM155 118V119H154ZM172 118V119H171ZM183 118V119H182ZM185 118H186V120H185ZM42 119V120H41ZM71 121H70V120ZM85 119V120H84ZM87 119V120H86ZM95 119V120H94ZM114 119V120H113ZM150 119V120H149ZM157 119V120H156ZM161 119V120H160ZM172 121H171V120ZM181 119H182V121H181ZM13 120L15 121V116H14V118H13ZM34 122H36V123H34ZM38 120H39V122H38ZM44 120V121H43ZM76 121V122H74V121ZM80 120H81V122H80ZM97 120V121H96ZM104 120V121H103ZM107 120V121H106ZM116 120V121H115ZM118 120H120V121H118ZM133 120V121H132ZM139 120V121H138ZM146 120V121H145ZM152 120H154L155 122H152ZM175 122H174V121ZM177 120H179L180 122H178ZM6 121H8V122H6ZM13 121V122H14ZM28 121V122H27ZM30 121H31V123H30ZM47 121V122H46ZM82 121H84V123H86V125L85 124H83L82 123ZM86 121V122H85ZM88 121V122H87ZM89 121H91V123H92V125L91 126H89ZM107 122V123H109V125L107 124H103V125H101L102 124V122ZM115 122V124H112L113 122ZM128 121V122H127ZM130 121V122H129ZM132 121V122H131ZM138 122V123H136V122ZM159 121H160V123H159ZM163 121H165V122H163ZM167 121V122H166ZM170 121V122H169ZM3 124H2V123ZM41 122V123H40ZM112 122V123H111ZM122 122V123H121ZM127 122V123H126ZM141 122H142V124H141ZM29 123V124H28ZM49 123V124H48ZM76 123V126L75 125H72V124H75ZM95 123H97V124H99V125H97V124H95ZM121 123V125L119 126V124ZM136 123V124H135ZM152 123H154V124H152ZM158 123V124H157ZM169 123V124H168ZM175 123H178V124H175ZM26 124H28V125H26ZM31 124V125H30ZM77 124H78V126H77ZM110 124H112V125H110ZM128 126H127V125ZM134 124V125H133ZM167 125L165 128H164V126L165 125ZM171 124H173V125H171ZM6 125V127H3V126H5ZM10 125V126H9ZM14 127H13V126ZM35 125H37L38 127H36ZM85 125V126H84ZM88 125V126H87ZM94 125H95V127H94ZM108 126L109 128H112V126H113V128L112 129H109L110 130V132H111V134L112 135H107L105 132H106V127L105 126ZM118 125V126H117ZM141 126V127H139V126ZM142 125H143V127H142ZM154 125V126H153ZM163 125V126H162ZM177 125V126H176ZM13 127V129H12V127ZM24 126V127H23ZM31 128H30V127ZM32 126H33V128H32ZM81 126V127H80ZM82 126H84V128L82 127ZM94 128H93V127ZM96 126H97V129H96ZM114 126H115V129H114ZM116 126H117V128H116ZM125 126V127H124ZM157 126H159L158 127V129L156 128ZM174 126V127H173ZM176 126V127H175ZM15 127H17V128H15ZM29 127V128H28ZM44 127V128H43ZM51 127V126H50ZM91 127V128H90ZM134 127V128H133ZM135 127H136V130H135ZM146 127V128H145ZM151 127H153V129L150 128ZM168 127H169V129H168ZM6 128V129H5ZM9 128V129H8ZM15 128V129H14ZM21 128V129H20ZM42 128V129H41ZM77 128H79V129H77ZM82 128V129H81ZM86 128H87V132L88 133H86ZM88 128H89V130H88ZM125 128L127 129V130H125ZM139 128H140V130H139ZM173 128V129H172ZM16 129H17V131H16ZM25 129H27V130H25ZM72 129V130H71ZM95 131H94V130ZM99 129H101V130H104L103 132L101 131V130H99ZM122 129H124V130H122ZM132 129V130H131ZM135 130V132H134V130ZM144 129H146V130H149L150 129V131H144ZM161 129H162V132H161ZM163 129H165V130H163ZM6 130V131H5ZM35 130V131H34ZM47 130V132L45 133V131ZM91 130V131H90ZM113 130V131H112ZM120 130V131H119ZM129 130V131H128ZM130 130H131V133H132V131L134 132V133H130ZM154 130V131H153ZM2 131V132H1ZM25 131H26V134H25ZM30 131V132H29ZM32 131H33V133H32ZM75 131V132H74ZM117 131V132H116ZM126 132V134H125V132ZM136 131H137V133H136ZM139 131V132H138ZM157 131V132H156ZM4 132V133H3ZM81 132H83V133H81ZM89 132H90V135H89ZM94 134H93V133ZM100 134H98V133ZM115 132V133H114ZM120 134H119V133ZM122 132H123V134H122ZM142 132V133H141ZM144 132V133H143ZM154 132V133H153ZM159 132H161V133H159ZM3 133V134H2ZM9 133H11V134H9ZM17 133V134H16ZM21 133V134H20ZM31 133V134H30ZM37 133V134H36ZM42 133H45V134H42ZM79 133V135L77 136V134ZM92 133V134H91ZM97 133V134H96ZM102 133V134H101ZM103 133H105V134H103ZM147 133V134H146ZM153 134V135H150V134ZM156 133V135H154ZM9 134V135H8ZM12 134H14V135H12ZM28 134H30V135H28ZM39 134V135H38ZM82 134V135H81ZM116 134H118L117 136H115ZM124 134H125V136H124ZM131 134V135H130ZM162 136H161V135ZM165 134V135H164ZM11 135V136H10ZM38 135V136H37ZM86 135H88V137L89 138H87V136ZM99 136V138H98V136ZM147 135H149L148 137H151L150 138V140H149V138H147ZM160 135V136H159ZM9 138H8V137ZM20 136V137H19ZM34 138H33V137ZM37 136V137H36ZM44 136H46V138L48 137L49 138V140H48V138H47V140L46 139H44L45 137ZM68 136V137H67ZM82 136V137H81ZM84 136V137H83ZM102 136V137H101ZM104 136V137H103ZM106 136L107 137H109V139L108 138H106ZM118 136H119V138H118ZM124 136V137H123ZM2 137V138H1ZM17 139H16V138ZM79 137V138H78ZM114 137V138H113ZM133 137V138H132ZM162 139H160V138ZM4 138V139H3ZM12 138V139H11ZM31 138H32V140H31ZM43 138V139H42ZM63 138V139H62ZM69 138V139H68ZM76 138V139H75ZM80 138H82V139H80ZM104 138V139H103ZM105 138H106V140H105ZM131 138V139H130ZM159 138V141L157 140ZM166 138V139H165ZM6 139V140H5ZM16 139V140H15ZM22 139V140H21ZM27 139V140H26ZM65 139V140H64ZM71 139V140H70ZM74 139V140H73ZM86 139V140H85ZM90 139V140H89ZM100 139H101V141H100ZM108 139V140H107ZM110 139H112V141L110 140ZM113 139H115V140H113ZM116 139L118 140V141H116ZM121 139V140H120ZM132 139H133V141H132ZM147 139V140H146ZM10 140V141H9ZM19 140V141H18ZM34 140V141H33ZM36 140V141H35ZM69 140H70V142H69ZM76 140V141H75ZM98 140V141H97ZM4 141V142H3ZM14 141V142H13ZM18 141V142H17ZM30 141V142H29ZM38 141V142H37ZM57 141H58V143H57ZM68 141V142H67ZM80 142V143H82V145L80 144V145H78L77 143L78 142ZM89 141V142H88ZM105 141V142H104ZM109 141H111L110 143H109ZM116 141V142H115ZM119 141H121V142H119ZM127 141V142H126ZM164 141H165V143H164ZM6 142V143H5ZM22 142H24V143H22ZM34 142V143H33ZM37 142V143H36ZM43 142H45V144L43 143ZM60 142V143H59ZM98 142V143H97ZM103 142V145L101 144V143ZM114 142V143H113ZM148 142V143H147ZM178 142V143H177ZM181 142V143H180ZM8 143V144H7ZM22 143V144H21ZM29 143V144H28ZM34 144V145H32V144ZM46 143H47V145L48 146H50V147H48L47 145H46ZM48 143H52V145H49ZM70 143V144H69ZM91 143V144H90ZM95 143V144H94ZM105 143V144H104ZM108 143V144H107ZM119 143V145H121V146H118L117 144ZM177 143V144H176ZM16 144V145H15ZM67 144V145H66ZM76 146H74V145ZM85 144V145H84ZM90 144V145H89ZM113 144V146L111 147V145ZM116 144V145H115ZM123 144V145H122ZM127 144V145H126ZM180 144V145H179ZM7 145V146H6ZM12 145V146H11ZM18 145H20V146H18ZM28 145V146H27ZM37 145H40V147L39 146H37ZM56 147H55V146ZM64 145V146H63ZM70 145V146H69ZM74 147H73V146ZM83 145H84V147H83ZM108 146V147H105V146ZM130 145V146H129ZM135 146V148H134V146ZM177 145H179V146H177ZM5 146V147H4ZM17 146V147H16ZM32 146V147H31ZM68 146V147H67ZM82 146V147H81ZM98 146V147H97ZM105 147V150H104V147ZM125 146H127V147H125ZM151 146V147H150ZM16 147V148H15ZM18 147H19V149H20V151H19V149H18ZM23 147V148H22ZM39 147V148H38ZM46 147V148H45ZM52 147H53V149H52ZM59 147V148H58ZM79 147V148H78ZM102 147V148H101ZM111 147V148H110ZM122 147H123V149H122ZM137 147V148H136ZM153 147L155 148V149H153ZM10 148H12L11 150H10ZM27 148V149H26ZM30 148V149H29ZM34 148V149H33ZM76 148V150H74ZM77 148H78V150H77ZM91 148V149H90ZM109 148H110V150H109ZM113 148V149H112ZM114 148H116V150L114 149ZM143 148H144V152H143ZM148 148V149H147ZM9 149V150H8ZM18 149V150H17ZM33 149V150H32ZM39 149V150H38ZM50 149V150H49ZM52 149V150H51ZM55 149V150H54ZM57 149V150H56ZM67 149V150H66ZM83 149V150H82ZM94 149H96L95 151H94ZM106 149H107V151H106ZM122 149V150H121ZM139 149V150H138ZM147 149V150H146ZM152 149V150H151ZM211 149H212V151H211ZM1 150V149H0ZM23 152H22V151ZM24 150H25V152H24ZM27 150V151H26ZM30 150V151H29ZM49 150V151H48ZM61 150V151H60ZM66 150V151H65ZM70 150V151H69ZM91 150V151H90ZM100 150V151H99ZM109 150V151H108ZM114 150V151H113ZM126 150H127V152H126ZM129 150V151H128ZM134 150V151H133ZM138 150V151H137ZM150 150V151H149ZM6 151V152H5ZM19 151V152H18ZM38 151H39V154H38ZM45 151V153H43L42 154V152H44ZM57 151V152H56ZM60 151V152H59ZM74 151H76V152H74ZM79 151V152H78ZM88 151V152H87ZM94 151V152H93ZM97 151V152H96ZM106 151V152H105ZM110 151H112V152H110ZM116 151V152H115ZM142 151V152H141ZM146 151V152H145ZM154 151V152H153ZM156 151V152H155ZM158 151V152H157ZM7 152H9L7 155H6V153ZM11 152L13 153V154H11ZM16 152V153H15ZM21 152V153H20ZM52 152V153H51ZM72 152V153H71ZM89 153V154H87V153ZM103 152V153H102ZM114 152V153H113ZM151 152V153H150ZM172 152V153H171ZM174 152V153H173ZM232 154H230V153ZM5 153V154H4ZM19 153V154H18ZM58 155H57V154ZM73 153H74V155H73ZM76 153V154H75ZM81 153V154H80ZM90 153H92V154H90ZM106 153V154H105ZM110 155H109V154ZM149 153V154H148ZM159 153L161 154V155H159ZM167 153V154H166ZM192 153V154H191ZM194 153V154H193ZM219 153V155H217ZM16 154V155H15ZM18 154V155H17ZM25 154H28V155H25ZM52 154V155H51ZM68 154V155H67ZM71 154V155H70ZM100 154V155H99ZM113 154V155H112ZM117 154V155H116ZM127 156H125V155ZM128 154V155H127ZM132 154V155H131ZM133 154H135V156H133ZM138 154V155H137ZM154 154V155H153ZM163 154V155H162ZM166 154V155H165ZM191 154V155H190ZM195 154H197L195 157H194V155ZM212 154V155H211ZM223 156H222V155ZM6 155V156H5ZM19 155H21V156H19ZM26 158H23V159H21L23 156ZM30 155H33L32 157L30 156ZM76 155H77V157H76ZM86 155V156H85ZM93 155V156H92ZM99 158V159H97V157ZM107 155V156H106ZM137 155V156H136ZM153 157H151V156ZM155 155H157V156H155ZM171 155V156H170ZM176 155V156H175ZM188 155V156H187ZM201 155H202V157H201ZM225 155H227V156H225ZM236 155V156H235ZM16 156V157H15ZM30 156V157H29ZM49 156H51L50 158H49ZM59 156V157H58ZM61 156H63V157H61ZM91 156V157H90ZM113 156H115V157H113ZM121 158H120V157ZM133 156V157H132ZM141 156V157H140ZM149 156V158H147ZM190 156V157H189ZM214 156V157H213ZM219 156V157H218ZM231 158H230V157ZM238 156H239V158H238ZM55 157V158H54ZM58 157V158H57ZM61 157V158H60ZM80 157H83V158H80ZM95 157V158H94ZM109 157V158H108ZM125 157V158H124ZM146 157V158H145ZM157 157V158H156ZM160 157V158H159ZM164 157V158H163ZM181 157V158H180ZM194 159H192V158ZM200 157H201V159H200ZM208 157V158H207ZM213 159H212V158ZM217 157L218 158H224L225 160H229L228 161V163L229 164H234L235 166H236V168H235V166L234 165H231V168H234L233 170V175H234V172L236 173V172H238V173H236V177H238L237 179H238V182L242 185V186H240V184L238 185V183L237 182H235L236 184H234L235 185V187H234V185L232 184V187L230 186V185H228L227 187H226V184H223L219 179H217V178H215V176H212L213 174H211V170H210V168L211 167H209V162L211 161H213L215 158L217 159ZM233 157H236V158H233ZM12 158V159H11ZM47 158V159H46ZM69 158V159H68ZM124 158V159H123ZM127 158V159H126ZM131 158V159H130ZM138 160H137V159ZM140 158V159H139ZM151 158H152V160H154V161H156V163L154 162V161H152L151 160ZM166 158H167V160H166ZM197 158H199V159H197ZM228 158V159H227ZM29 159V160H30ZM73 161H72V160ZM78 159V160H77ZM84 159V160H83ZM88 159V160H87ZM92 159H93V161H92ZM106 159V161H104ZM111 159V160H110ZM134 159V160H133ZM162 159V160H161ZM166 160V162H165V160ZM172 159V160H171ZM192 159V160H191ZM206 161H204V160ZM211 159V160H210ZM236 159V160H235ZM8 160H9V165H8ZM42 160H44V161H42ZM46 160H47V162H46ZM66 160V161H65ZM112 160H114V161H112ZM133 162H132V161ZM141 160V161H140ZM174 160V161H173ZM235 160V161H234ZM5 161V162H4ZM15 161V162H14ZM81 161V162H80ZM83 161H85L84 163H83ZM95 161V162H94ZM102 161V162H101ZM112 161V162H111ZM124 162V163H122V162ZM128 161V162H127ZM143 161V162H142ZM150 161V163L147 165V163ZM151 161H152V163H151ZM171 161V162H170ZM182 161V162H181ZM185 161V162H184ZM193 161V162H192ZM197 161V162H196ZM231 161H232V163H231ZM3 162V163H2ZM14 162V163H13ZM46 162V163H45ZM51 162V163H50ZM59 162V163H58ZM80 162V163H79ZM89 162H90V164H89ZM91 162H92V164H91ZM117 162V163H116ZM131 164H130V163ZM157 162H158V164H157ZM161 162H164L163 164L161 163ZM175 163L174 165H173V163ZM192 162V163H191ZM205 164H204V163ZM208 162V163H207ZM211 162H210V164H211ZM234 162V163H233ZM11 163V164H10ZM13 163V164H12ZM23 163V162H22ZM78 163L80 164L79 166H78ZM106 163H107V165H106ZM183 163V164H182ZM186 163V164H185ZM190 163H191V165H190ZM49 164H50V166H49ZM54 164V165H53ZM67 164V165H66ZM82 164V165H81ZM85 164V165H84ZM129 164H130V166H129ZM156 164V166H153V165H155ZM237 164V165H236ZM18 165V166H17ZM56 165V166H55ZM59 165H60V167H61V165L63 166V167H66L67 169L69 168V170L68 171H65L64 169L60 172V171H58V170H56L57 169V167H59ZM70 165H72V166H70ZM99 165H100V167H99ZM106 165V166H105ZM116 165V166H115ZM123 165H125L127 168H129L128 170H129V173H130V179L132 180H130V179H128V178H126L125 176L126 175H124L125 173H123ZM128 165V166H127ZM132 165V166H131ZM152 165V166H151ZM205 167H204V166ZM207 165V166H206ZM5 166V167H6ZM10 166V167H9ZM15 166V167H14ZM68 166V167H67ZM70 166V167H69ZM79 167V168H74V167ZM83 166V167H82ZM92 166V167H91ZM94 166V167H93ZM96 166V167H95ZM135 166V167H134ZM139 166V167H138ZM141 166V167H140ZM145 166V167H144ZM148 166V167H147ZM151 166V167H150ZM159 166V167H158ZM172 166V167H171ZM185 166H187V167H185ZM193 166H196V167H193ZM245 166V167H244ZM30 167H32L33 169H34V172H33V170H31L30 169ZM44 167H47L46 169L44 168ZM50 167V168H49ZM88 167V168H87ZM115 167V169H113ZM122 167V168H121ZM159 169H158V168ZM165 169H164V168ZM169 169H168V168ZM192 167V168H191ZM206 167H208L207 169H205ZM241 169H240V168ZM244 167V168H243ZM247 167V168H246ZM252 167V168H251ZM255 167V168H254ZM9 168V169H8ZM24 168H25V170H24ZM30 169L32 172H28V171H30V170H28V169ZM43 168L45 169V170H43ZM54 168H56V169H54ZM95 168H97V169H95ZM140 168V169H139ZM142 168V169H141ZM152 168V169H151ZM156 170H154V169ZM162 170H161V169ZM189 168V169H188ZM200 168H203V169H200ZM242 168H243V171H242ZM248 168H251V171H249L250 169H248ZM254 168V169H253ZM23 169V170H22ZM71 169V170H70ZM78 169H79V171H78ZM83 169V170H82ZM101 169H103V170H101ZM109 169V170H108ZM120 169V170H119ZM134 169V170H133ZM167 169V170H166ZM187 169V170H186ZM197 169V170H196ZM252 169H253V171H252ZM53 170V171H52ZM74 170V171H73ZM87 172L88 170V173L90 174V176H92V181L93 182H95L96 184H98V185H100V187L101 188H105V187H107V189H109L110 190V188H113V191L117 194V196H114V194L112 195V199H108V201H107V199H102L99 195H97V196H94L95 194H97L95 191L93 192V189L91 188V187H89V186H91L89 183L87 184V182L82 178V176H80V175H78L79 174V172L81 173V172H85V171ZM91 170V171H90ZM98 170V171H97ZM113 172H112V171ZM136 170V171H135ZM164 170H166V172L164 171ZM178 170V171H177ZM198 170H200V171H198ZM204 170V171H203ZM210 170V171H209ZM236 170V171H235ZM240 170V171H239ZM246 170V171H245ZM41 171H42V173H41ZM55 171L57 172V174L58 173H60L59 175H56V173H55ZM65 171V172H64ZM72 173L73 172V174H71L70 172ZM92 171H94V172H92ZM103 171V172H102ZM115 171V172H114ZM118 171V172H117ZM122 171V172H121ZM138 171V172H137ZM149 172V175H148V173L147 172ZM159 171H160V173H159ZM169 171V172H168ZM208 171V172H207ZM67 172H69V173H67ZM77 173V175H76V173ZM98 172V173H97ZM111 172H112V174H111ZM142 172V173H141ZM152 173V176H153V179H152V176L150 175L151 173ZM156 174H155V173ZM164 172V173H163ZM184 174H183V173ZM200 172V173H199ZM210 172V173H209ZM240 172V173H239ZM243 172V173H242ZM246 172V173H245ZM248 172V173H247ZM250 172V173H249ZM32 173V174H31ZM48 173V174H47ZM63 174V177H61L60 175H62ZM75 173V174H74ZM96 173V174H95ZM100 173V174H99ZM102 173V174H101ZM120 173H122V174H120ZM138 173V174H137ZM36 174V175H35ZM42 174V175H41ZM45 174V175H44ZM52 174H53V176H52ZM95 174V175H94ZM118 174V175H117ZM120 174V175H119ZM153 174H155V175H153ZM239 174V175H238ZM47 175H49L50 176V178L47 176ZM76 176V178H75V176ZM106 175V176H105ZM134 177H133V176ZM167 175V176H166ZM177 175V176H176ZM179 175V176H178ZM180 175H181V177H180ZM241 175V176H240ZM44 176V177H43ZM58 176H60V178L58 177ZM78 176H80L79 178H78ZM98 176V177H97ZM117 177L118 179L120 178L124 183H125V186H124V184H120V186H119V182H121V180H118L117 178H115V177ZM121 176V177H120ZM151 176V177H150ZM160 178H159V177ZM163 176V177H162ZM235 176V175H234ZM243 176V177H242ZM48 177V178H47ZM52 177V178H51ZM124 177V178H123ZM179 177V178H178ZM213 177V178H212ZM240 177H242L241 179H240ZM46 180H44V179ZM56 178V179H55ZM71 178V179H70ZM108 178V179H107ZM111 178V179H110ZM133 178H134V180H133ZM160 180H159V179ZM165 178V179H164ZM182 178V180H179V179H181ZM212 178V179H211ZM256 178V179H255ZM47 179H49V180H47ZM61 179H63V180H61ZM65 179H69L68 181L67 180H65ZM74 181H73V180ZM79 179V180H78ZM95 179H96V181H95ZM102 179V180H101ZM113 179H114V181H113ZM117 179V180H116ZM147 179V180H146ZM150 181H149V180ZM152 179V180H151ZM156 179V180H155ZM174 179V180H173ZM208 181H207V180ZM59 180V181H58ZM99 182H98V181ZM110 180H111V182H110ZM130 182H129V181ZM169 180V181H168ZM171 180V181H170ZM176 180V181H175ZM210 180V181H209ZM240 180V181H239ZM244 180V181H243ZM46 183H44V182ZM61 181V182H60ZM65 181H67V182H65ZM118 181V182H117ZM134 181V182H133ZM141 181V182H140ZM155 181H156V183H155ZM166 183H165V182ZM180 182V184H179V182ZM182 181V182H181ZM31 182V181H30ZM49 182V183H48ZM51 182V183H50ZM59 182V183H58ZM74 182V183H73ZM86 182V183H85ZM102 182V183H101ZM115 182H117V183H115ZM127 182H129L128 184H127ZM132 182V183H131ZM161 182V183H160ZM201 182V183H200ZM208 182V183H207ZM215 182V183H214ZM258 182H260V181H258ZM69 183H71L72 185L70 186V184ZM84 183H85V185H84ZM105 183H110V184H105ZM113 183H114V185H113ZM131 183V184H130ZM152 183V184H151ZM154 183V184H153ZM160 183V184H159ZM175 183V184H174ZM212 183V184H211ZM57 185V186H55V185ZM60 184L61 185H63V186H60ZM69 184V185H68ZM118 184V185H117ZM133 184V185H132ZM136 184V185H135ZM147 184L149 185V186H147ZM159 184V185H158ZM173 184V185H172ZM202 184V185H201ZM205 184V185H204ZM211 186H210V185ZM214 184V185H213ZM221 184H222V186H221ZM67 187H66V186ZM77 185V186H76ZM79 185V186H78ZM103 185L105 186V187H103ZM113 185V186H112ZM138 185V186H137ZM140 185V186H139ZM153 186V187H151V186ZM156 185V186H155ZM216 185V186H215ZM237 185V186H236ZM261 185V182H260V186H259V188H258V190H256V192H253L252 193V197H254L255 198V200H257L256 202L257 203H259V202H264V186L263 187H261L262 186ZM50 186V187H49ZM55 186V187H54ZM108 186L110 187V188H108ZM118 186V187H117ZM121 186H123V187H121ZM134 186V187H133ZM145 186V187H144ZM172 186V187H171ZM175 186V187H174ZM178 186V187H177ZM246 187V189L247 188H249V187ZM81 187V188H80ZM85 187H88L87 189L85 188ZM124 187L127 189H124ZM129 189H128V188ZM130 187H132V188H130ZM137 187V188H136ZM146 187H148V188H146ZM155 187V188H154ZM160 187V188H159ZM167 189H166V188ZM203 187V188H202ZM215 187V188H214ZM252 186H250V188H251ZM261 187V188H260ZM52 190H51V189ZM54 188V189H53ZM62 188V189H61ZM64 188V189H63ZM74 188V189H73ZM77 188V189H76ZM79 188V189H78ZM89 188H90V190L91 191H89ZM116 188V189H115ZM119 189V191H118V189ZM143 188V189H142ZM164 188V189H163ZM206 188V189H205ZM224 190H223V189ZM49 189V190H48ZM84 189V190H83ZM86 189V190H85ZM106 189V188H105ZM132 189V190H131ZM133 189H134V191H133ZM139 189H141L140 190V192L142 193H140V194H138L139 192ZM145 189V190H144ZM156 189V190H155ZM161 191H160V190ZM218 189V190H217ZM230 189V190H229ZM260 189H262V190H260ZM47 190V191H46ZM58 190V191H57ZM66 192H64V191ZM77 190V191H76ZM88 190V191H87ZM112 190V189H111ZM117 192H116V191ZM137 190V191H136ZM164 190L166 191V192H164ZM226 190V191H225ZM229 190V191H228ZM232 190V191H231ZM43 191V192H42ZM48 191H52L51 193L50 192H48ZM56 191V192H55ZM122 191V193H120ZM128 193H127V192ZM131 191H133V192H131ZM146 191V192H145ZM168 191V192H167ZM259 193H258V192ZM262 191V192H261ZM48 192V193H47ZM70 192H71V194H70ZM75 192H76V194H75ZM78 192V193H77ZM81 192V193H80ZM89 192H92L91 194H92V196H91V194L89 195ZM112 192V191H111ZM113 192V193H114ZM156 192V193H155ZM171 192V193H170ZM206 192V193H205ZM213 192V193H214ZM8 193V192H7ZM7 193H4L5 194V197H6V199L5 200H7L9 197V199L8 200H10L11 199V201H12V203H14L13 201V197H12V194H11V196H9L10 194H7ZM46 193V194H45ZM58 193V194H57ZM59 193H61L60 195H59ZM64 193V194H63ZM85 193H87V194H85ZM95 193V194H94ZM119 193V194H118ZM137 193V194H136ZM166 193V194H165ZM256 193V194H255ZM263 193V194H262ZM47 194L49 195V194H51V197L50 196H48L47 198H46V196H47ZM67 194V195H66ZM73 194V195H72ZM94 194V195H93ZM115 194V195H116ZM132 194H136L135 196L134 195H132ZM155 194V195H154ZM163 194V195H162ZM168 194V195H167ZM173 194V195H172ZM206 194V195H205ZM222 194V195H223ZM260 194V195H259ZM9 196V197H7V196ZM45 195V196H44ZM53 195V196H52ZM55 195V196H54ZM78 195V196H77ZM84 195V196H83ZM129 195V196H128ZM141 197H140V196ZM151 195V196H150ZM154 195V196H153ZM157 195V196H156ZM205 195V196H204ZM209 195V196H208ZM62 196H64V198L62 197ZM72 196V197H71ZM80 196V197H79ZM90 196V197H89ZM94 196V197H93ZM120 196V197H119ZM121 196H123V197H121ZM128 197V199L126 198V197ZM133 196V198H131ZM155 196H156V198H155ZM161 196H163V197H161ZM174 196V197H173ZM176 196V197H175ZM184 198H183V197ZM208 196V197H207ZM12 197V198H11ZM55 197V198H54ZM71 197V198H70ZM87 199H86V198ZM89 197V198H88ZM96 197H100L102 200H103V202H101L102 200L101 199H99L98 200V202H100V203H98L97 202V199L98 198H96ZM114 197H117V198H114ZM132 199H130V198ZM140 197V198H139ZM149 197V198H148ZM158 197V198H157ZM166 197V198H165ZM258 197V198H257ZM259 197H261V198H259ZM81 200H80V199ZM119 198H123V199H120L121 200V203L119 202L120 200H118ZM142 198V199H141ZM165 198V199H164ZM190 198V199H189ZM257 198V199H256ZM47 199V200H46ZM49 199V200H48ZM55 199V200H54ZM66 199V201H64ZM74 199L76 200L75 202H74ZM90 199H91V201H90ZM116 199V200H115ZM146 199V200H145ZM162 199V200H161ZM202 199V200H201ZM204 199V200H203ZM210 198H208V200H209ZM4 200V201H5ZM7 200V201H8ZM53 200V201H52ZM96 201V202H94V201ZM101 200V201H100ZM110 200H112L113 202H116L117 200V204H115V203H113L116 207H118L117 209H116V207L115 206H113L112 205V202H110ZM143 200V201H142ZM145 200V201H144ZM152 200H153V202H152ZM159 201V203H158V201ZM171 200V201H170ZM191 200V201H190ZM194 200H196V201H194ZM208 200L206 201V202H208ZM48 201V202H47ZM62 201V202H61ZM73 201V202H72ZM80 201V202H79ZM88 201V202H87ZM106 201V202H105ZM125 201H126V205H125ZM131 203H130V202ZM140 203H139V202ZM147 201V202H146ZM148 201H149V203H148ZM168 201V202H167ZM170 201V202H169ZM204 201V202H203ZM210 201H212V200H210ZM208 202V204L206 205L205 203V206H208L211 202ZM60 202V203H59ZM64 202H66V204H64ZM77 202V203H76ZM82 202V203H81ZM84 202V203H83ZM85 202H87V203H85ZM95 204V205H93V203ZM108 202V205L106 206V205H104V203L106 204ZM110 202V203H109ZM123 202V203H122ZM129 202V204H127ZM137 202V203H136ZM144 202V203H143ZM167 202V203H166ZM189 202V203H188ZM192 204H191V203ZM200 202V203H199ZM5 204H6V202H4ZM34 204L33 206H32V204ZM49 204V206H48V204ZM56 203V204H55ZM74 203V205H72ZM76 203V204H75ZM97 203L98 204H100L99 205V207H97L98 205H97ZM146 203V204H145ZM151 203H153V205H151ZM164 203V204H163ZM171 203V204H170ZM198 203V204H197ZM212 203H213V201H212ZM210 204L209 205V207L208 208H212V207H214L215 206V209L216 210H214V212L215 213H221V210H222V213H225V210H224V208L223 207H221L222 205H220V206H217L215 203H214V205L213 204ZM15 204V203H14ZM13 204V205H14ZM40 204H41V206H40ZM79 204H80V206H79ZM86 204V205H85ZM87 204H89V205H87ZM90 204H91V207H90ZM137 206H136V205ZM140 204V206H138ZM145 204V205H144ZM150 204V205H149ZM155 204V205H154ZM196 204V205H195ZM204 204H203V206H204ZM30 205V206H29ZM45 205H47V206H45ZM54 207H53V206ZM60 205H61V207H60ZM64 205H66V206H64ZM101 205H102V207H101ZM124 206V208H123V206ZM163 205V206H162ZM170 205H171V207H170ZM211 205H213V206H211ZM15 206H17L16 204H15ZM86 206V207H85ZM93 206H96V207H93ZM106 206V207H105ZM110 206V207H109ZM112 206V207H111ZM127 206V207H126ZM150 208H149V207ZM153 206H154V208H156V210H158V211H155V209L153 208ZM160 206V208H158ZM195 206V207H194ZM211 206V207H210ZM243 207H245V205H242ZM242 206H237V207H235V209H233V210H231V211H233L234 212V214H233V212H231L230 210H228V209H232L233 207H229L228 209H226V214H228L229 212H231V215L232 216H234V217H238V218H240L241 216L243 217V216H245L244 214V212H245V210H246V208H244V209H242ZM3 207V208H2ZM26 207V208H25ZM59 207H60V209H59ZM67 207V208H66ZM74 207V208H73ZM76 207H77V209H76ZM83 207H84V209H83ZM102 209H101V208ZM132 207V208H131ZM135 207V208H134ZM137 207H139V208H137ZM163 207V208H162ZM179 207V208H178ZM189 207V208H188ZM194 207V208H193ZM220 207V208H219ZM0 214L2 215V212L1 211H4V209H5V205H0ZM17 208H19V209H21L22 208V204H21V207H20V205H19V207L17 206ZM15 209L14 208V210H18V209ZM73 208V209H72ZM79 208V209H78ZM89 208V209H88ZM91 208V209H90ZM93 208H95L94 209V211H93ZM100 209V211H102V215L100 214L99 215V209ZM107 208V209H106ZM112 208V209H111ZM126 208H127V210H126ZM133 208H134V210H133ZM143 208H145L146 209V211H145V209H143ZM149 208V209H148ZM164 208H165V210H164ZM172 208V209H171ZM176 208V209H175ZM29 209V210H28ZM33 209V210H34ZM38 209H37V211H38ZM56 209H57V212H56ZM66 209H68V210H66ZM98 209V210H97ZM104 209V210H103ZM111 209V210H110ZM114 209V210H113ZM118 210V211H116V210ZM125 209V210H124ZM128 209H130V210H128ZM148 209V210H147ZM160 209H161V211L163 212H161L160 211ZM163 209V210H162ZM167 209V210H166ZM214 209V208H213ZM218 209V210H217ZM242 209V210H241ZM23 210V209H22ZM64 210V211H63ZM79 210V211H78ZM86 210H87V212H86ZM92 210V211H91ZM96 210V211H95ZM121 210H123V211H125V213H122L121 212V214H119L120 213V211ZM151 212H150V211ZM175 210V211H174ZM244 210V211H243ZM24 211H23V214H24ZM34 211H36V210H34ZM38 211V212H39ZM49 211H52V212H50L49 213ZM68 211H70V212H68ZM73 211V212H72ZM75 211V212H74ZM78 211V212H77ZM89 211V212H88ZM90 211H91V213H90ZM97 211H98V213H97ZM110 212V213H108V212ZM111 211H113V212H111ZM131 211H133V213L135 214L136 212V214H137V217H140V215L142 214V213H144V214H142L143 216H141L140 217V219L138 218H136V214H135V217L133 216V214H132V212L130 213ZM140 211V212H139ZM168 211H170L171 213H168ZM178 211V212H177ZM218 211V212H217ZM228 211V212H227ZM236 211V212H235ZM238 211V212H237ZM25 212V213H26ZM37 212V213H38ZM147 212V213H146ZM153 212H154V214H153ZM157 212V213H156ZM174 212V213H173ZM176 212V213H175ZM240 212H242V213H240ZM52 213V214H51ZM66 215H65V214ZM79 213V214H78ZM81 213H83V214H81ZM95 213V214H94ZM96 213H97V215H96ZM101 213V212H100ZM113 213V214H112ZM149 213H151V220H150V215H148ZM160 213V214H159ZM162 213V214H161ZM168 213V214H167ZM173 213V214H172ZM238 213H240V214H238ZM35 214H36V212H35ZM74 214V215H73ZM78 216H77V215ZM92 214H94V215H96V216H94V215H92ZM106 214V215H105ZM107 214H108V216H107ZM114 214H116V216L114 215ZM117 214H119V215H117ZM132 214V215H131ZM140 214V215H139ZM155 214H156V216H155ZM170 214V215H169ZM177 214V215H176ZM1 215H0V217H1ZM55 215V216H54ZM80 215H82V217L80 216ZM89 215V216H88ZM91 215V216H90ZM105 215V216H104ZM110 215V216H109ZM113 215V216H112ZM122 215V216H121ZM131 215V216H130ZM154 216V218H153V216ZM162 215V216H161ZM167 215V216H166ZM168 215H169V217H168ZM228 215H230V213L228 214ZM236 215V216H235ZM39 217V215L37 214V215H34V218H36V217ZM40 216H42V217H39V219L37 218L36 219V225L34 224V228H38L40 225L39 224H41L42 226H43V223L45 224V223H47L46 225H44L43 227L41 226L40 227V229H39V231H40V233H49L50 235H51V237H50V235L48 234H46V235H43V234H41L40 235V233H39V231L37 230V228H36V230L35 231H37L38 233H37V235L39 236V238L40 239H42V249L44 248V249H46L47 251H49L50 249H52L51 251L52 252H50V253H48V254H54V252L56 253V252H58L59 250H58V247L60 248H63V249H66L67 251V253H68V250H70L69 252L70 253H68L67 255H68V259H70V257H76L78 254L76 253H74L73 251H75V250H78V245L80 244V243H82L83 241L78 237V239H77V236H76V238H74V239H72V240H69V237L68 236H71V235H73L72 233H71V231H69V230H66V232L64 231L65 230V227H64V229H63V227L61 228V227H59L60 226V224H59V222H58V220H59V216H58V219H57V217H56V219H57V221H55V223H54V221L53 220H51V219H49L48 218V220L46 219V217L44 218V216L43 215H40ZM75 216V217H74ZM77 216V217H76ZM101 216H103V217H101ZM112 216V217H111ZM120 217L119 219L117 218V217ZM125 216V217H124ZM146 216H149V218L147 217L146 219H145V217ZM166 218V220H165V218ZM177 216H179V217H177ZM48 217V216H47ZM86 217H87V220H86V222L84 221L85 219H86ZM100 217V218H99ZM123 217V218H122ZM134 217V218H133ZM158 217V218H157ZM159 217H161V221H160V219H159ZM41 218V219H40ZM68 218H67V220H68ZM76 218V219H75ZM95 218H96V220H95ZM97 218H99V219H97ZM108 218V219H107ZM127 218L128 219H132V222H133V220H134V222H133V224L131 223V220L128 222V220H127ZM153 218V219H152ZM155 218H157V219H155ZM179 218V219H178ZM43 219H46L47 220V222H44V220ZM54 219V218H53ZM55 219V220H56ZM101 219H104L103 220V223L101 222L102 220ZM113 219H114V221H113ZM124 219V220H123ZM143 219V220H142ZM159 219V220H158ZM163 219V220H162ZM168 219H170V220H168ZM172 219V220H171ZM35 220V219H34ZM43 220V221H42ZM51 221V224H52V222H53V225L52 226H54V227H56V225L58 226L57 228H55L54 229V227H52L49 223H50V221ZM79 220V221H78ZM91 222H90V221ZM97 220H101L100 222H98ZM156 220V222H154ZM167 220L169 221V222H167ZM177 220V221H176ZM179 220V221H178ZM75 221H77V222H75ZM92 221H94V222H92ZM116 222L117 224H112V225H108V226H106L105 225V223L106 224H108V222ZM121 223H120V222ZM122 221H123V223H122ZM125 221V222H124ZM140 223H139V222ZM158 221H160V222H158ZM164 223H163V222ZM184 221V223H182ZM39 222V223H38ZM41 222H43V223H41ZM49 222V223H48ZM97 222V223H96ZM105 222V223H104ZM137 222V223H136ZM143 222H144V225H142L143 224ZM148 222V224H145V223H147ZM161 222L163 223V224H161ZM168 224H167V223ZM171 222V223H170ZM59 225H58V224ZM72 223H71V225H72ZM86 225H85V224ZM89 223V224H88ZM120 223V224H119ZM139 223V224H138ZM142 223V224H141ZM156 223V225H157V227H156V225L154 226V224ZM159 223V224H158ZM180 223H181V225H180ZM38 224V225H37ZM78 224V225H77ZM82 224H83V226H82ZM138 224V225H137ZM142 226H141V225ZM149 224H150V228L148 227L149 226ZM151 224H152V226H151ZM165 224V225H164ZM176 224V225H175ZM224 224H226V223H224ZM3 226L4 224H2V222H0V226ZM62 225V224H61ZM87 225H89L88 227H87ZM94 225V226H93ZM98 225V228H100L99 227V225L102 227L103 225L104 226H106V227H103V231L102 232H97V231H94V227H96ZM123 225V226H122ZM130 225H132V227L130 226ZM135 225V226H134ZM137 225V226H136ZM163 225V226H162ZM171 227H170V226ZM213 225V224H212ZM211 225V226H212ZM221 225H223V223L221 224ZM2 226L0 227L1 229H0V255L3 257V253H5V250H3L5 247L4 246H6L10 241L9 240H7L6 241V238H7V236H8V234H6V233H8V230L6 229H4V228H6V227H4L3 226V228H2ZM36 226V227H35ZM46 226H48V228L50 229V226L52 227L51 228V230H50V232L48 231V232H46L45 230H46ZM73 226V225H72ZM90 226H93V227H91V228H93V229H91V228H89ZM159 226H162V227H159ZM173 226V227H172ZM215 226H217V224L216 225H214V227ZM218 226H219V224H218ZM78 227H79V229H78ZM121 229H120V228ZM127 227V228H126ZM136 227V228H135ZM145 227V228H144ZM157 228V229H155V228ZM175 227V228H174ZM234 227V226H233ZM29 227H27V229H28ZM42 228H45V230L44 229H42ZM47 228V229H48ZM58 228H60L61 229V233L63 234L64 232H65V235H66V233H69L70 235H68V236H66V238H68V239H64L63 237H65V236H63L61 233H60V230L58 229ZM85 228H89V229H91V232H89V233H86L84 230H85ZM98 228H95V229H98ZM105 228V229H104ZM124 228V229H123ZM126 228V229H125ZM130 228V229H129ZM140 230H138V229ZM142 228V229H141ZM149 228V229H148ZM153 228V229H152ZM159 228V229H158ZM169 228L171 229V231L169 230ZM176 228H178L179 230H180V232L182 233V234H180V232H176L175 231V229ZM181 228V229H180ZM41 229H42V231H41ZM48 229V230H49ZM59 231H58V230ZM63 229V230H62ZM129 229V230H128ZM134 229H136V230H134ZM226 229H229V230H226ZM55 230V231H54ZM79 230H80V232H79ZM119 231V232H117V231ZM125 230V231H124ZM127 230V231H126ZM148 230H151V231H148ZM154 230V231H153ZM165 230V231H164ZM235 230V231H234ZM6 231V232H5ZM53 231H54V233H53ZM57 231V232H56ZM69 231V232H68ZM83 231V232H82ZM112 231H113V233H112ZM121 231H123V234H124V236L127 238L126 240H127V242H132V240H134V238L135 239H137L138 237L139 238H141L142 237V235H143V233H144V235H145V237L144 238H146V240L148 241L147 243H148V245L149 244H152V246L151 247H153V246H156L157 245V243H158V241H159V239L160 238H163V237H165V235H173L174 233L176 234H180V235H182L183 236V240H181V242L180 243H178L177 244V247H176V245H172V247H173V251H175V252H177V254L179 253V257H180V259H179V257H177V254H175L173 251H172V247H171V250H169V252L172 254V252H173V254H175V255H173V256H171V254L168 252V251H166V250H161V249H159L154 255H146V254H144V258H142L143 257V255L142 256H140L141 258H139V256L135 253V255H133V251H131V249H128V250H125V251H121V248H119L120 247V239L119 240H117V238L119 237V235H120V233H121ZM130 231V232H129ZM141 231H144V232H141ZM147 231V232H146ZM156 231V232H155ZM168 231V232H167ZM175 231V232H174ZM208 231V232H207ZM228 231V232H227ZM114 232H115V234H114ZM152 232H155V233H152ZM167 234H166V233ZM192 232V231H191ZM190 232V233H191ZM211 232V233H210ZM227 232V233H226ZM1 233H2V235H1ZM55 233H56V235L58 236V233H59V235H62V236H60L61 237V240H60V237H57V239L55 238L56 236H55ZM134 233H135V236H134ZM140 233H142L141 235H140ZM146 233V234H145ZM150 233V234H149ZM151 233H152V235H151ZM159 235H157V234ZM173 233V234H172ZM184 233V234H183ZM220 234V237H219V234ZM6 234V235H5ZM97 234V235H96ZM119 234V235H118ZM129 234H131V235H129ZM155 234V236H156V238H155V236L153 237V235ZM165 234V235H164ZM187 234L189 235V233L187 232ZM212 234H214V235H212ZM6 237H5V236ZM106 235V236H105ZM116 235H118V237L116 236ZM134 236V238H133V236ZM143 235V236H144ZM149 235V236H148ZM163 235V236H162ZM185 235V236H184ZM209 235V236H208ZM214 236L212 239H211V237L212 236ZM216 235H217V237H216ZM260 235L262 236V237H260ZM2 236H3V238H2ZM45 238H44V237ZM55 236V237H54ZM116 236V237H115ZM131 238H130V237ZM137 236V237H136ZM148 237V239H147V237ZM162 236V237H161ZM203 236V237H202ZM206 236V237H205ZM54 237V238H53ZM72 237V236H71ZM70 237V238H71ZM74 237V236H73ZM72 237V238H73ZM115 238V240H116V245H114L113 246V243L115 244V242L113 241L112 243H106V242H108L107 240H109L110 238ZM125 237H124V239H125ZM198 237H199V239H198ZM209 237V238H208ZM223 237V238H222ZM255 237V238H254ZM4 238H5V240H4ZM89 238V239H88ZM94 238H97V239H99V240H97V242H94V241H96V239H94ZM106 238V239H105ZM185 238V239H184ZM216 238H220V239H223V240H218V239H216ZM7 239H10L9 237L7 238ZM44 239H47V241L46 240H44ZM57 240V241H59V242H62V240H64V242H62L61 243V245L63 246H61V245H59L60 243H58L57 241H56V243H58V247H56L57 246V244H53V242H55L54 240ZM59 239V240H58ZM75 239H76V241H75ZM156 239V240H155ZM158 239V240H157ZM204 239V240H203ZM209 239V240H208ZM250 239H252V240H250ZM254 239V240H253ZM44 240V241H43ZM68 240L69 242H66V241ZM78 242L77 240H80L81 242L79 243H76L75 244V242ZM150 240V241H149ZM151 240H153L152 242H151ZM161 240V239H160ZM206 240V241H205ZM211 240V241H210ZM250 240V241H249ZM2 241V242H1ZM53 241V242H52ZM71 241V242H70ZM104 241V242H103ZM196 241H197V243H198V241H199V245L196 243ZM208 241L210 242V243H208ZM45 242V243H44ZM117 242H119L118 244H117ZM154 242V243H153ZM183 242V243H182ZM205 242V243H204ZM251 244H250V243ZM67 243V244H66ZM69 243V244H68ZM71 243V244H70ZM156 243V244H155ZM191 245H190V244ZM207 243V244H206ZM231 243V244H230ZM248 243L251 245H249V246H247L248 245ZM254 243V244H253ZM44 244H46L47 246H44ZM82 244H84V243H82ZM110 244H112V245H110ZM153 244H155V245H153ZM180 244H182L183 245V247H182V245H180ZM189 246H188V245ZM230 244V245H229ZM234 244V245H233ZM50 245V246H49ZM51 245H54V246H51ZM56 245V246H55ZM64 245H65V248H64ZM69 245V246H68ZM72 245H76L77 247L76 248H74V247H72ZM117 245H119V246H117ZM186 245V246H185ZM195 245V246H194ZM198 245V246H197ZM218 245V246H217ZM247 247H250L251 249H249L248 250V252L247 251H245L244 249H246V246ZM26 247L25 248H23V250H25L26 251V253H24L25 251H23L22 253H21V259H20V261H21V263L20 264H29V262H30V260H31V255H38L37 254V249H34V248H36L35 246H33L32 245V247H33V249L35 250H32V247H31V245H30V247H29V249H28V246L27 245H25ZM80 246H81V244H80ZM85 246V244L83 245V246H81V248H83V249H86V246ZM113 246V247H112ZM117 246V247H116ZM204 246V247H203ZM213 246V247H212ZM226 246V247H225ZM46 247V248H45ZM52 247V248H51ZM67 247V248H66ZM71 247V248H70ZM112 247V248H111ZM114 247H116V248H119L118 250L117 249H115ZM189 247V248H188ZM193 247V248H192ZM199 247V248H198ZM208 247V248H207ZM220 247V248H219ZM261 247V248H260ZM263 247V248H262ZM27 248V249H26ZM73 248V249H72ZM80 248V249H81ZM114 248V249H113ZM179 248V249H178ZM183 248V249H182ZM192 248V249H191ZM197 248V249H196ZM214 248V249H213ZM225 248V249H224ZM2 249V250H1ZM49 249V250H48ZM57 249V250H56ZM75 249V250H74ZM176 249V250H175ZM181 249V250H180ZM217 249V250H216ZM240 249H242V250H240ZM30 250V251H29ZM54 250V251H53ZM56 250V251H55ZM178 250V251H177ZM187 250H188V252H187ZM191 250V251H190ZM196 250V251H195ZM235 250H236V252H235ZM27 251L28 252H30V255H29V253H27ZM32 251H33V253H32ZM116 251V252H115ZM201 251V252H200ZM210 251H212V252H210ZM214 251V252H213ZM225 251V252H224ZM263 253H261V252ZM60 252H61V254L63 255V256H67L66 255V252H65V250H62V249H60ZM60 252H58V253H60ZM63 252H65V253H63ZM71 252L72 253H74V254H71ZM125 252V253H124ZM130 252V253H129ZM166 252H167V254H166ZM184 252V253H183ZM190 252H192V254L190 253ZM198 252V253H197ZM200 252V253H199ZM216 252V253H215ZM228 252V253H227ZM230 252V253H229ZM231 252H233V253H231ZM235 252V253H234ZM32 253V254H31ZM36 253V254H35ZM110 253H112V254H110ZM117 253V254H116ZM132 253V254H131ZM158 253V254H157ZM183 253V254H182ZM188 253V254H187ZM195 253V254H194ZM205 253V254H204ZM212 253V254H211ZM218 253H219V255H218ZM225 253V254H224ZM248 253V254H247ZM261 253V254H260ZM27 254H28V257H27ZM71 256H70V255ZM88 254V255H87ZM90 253L88 252H86V255L85 256H87L88 257V259H86L87 260V264H95L94 263V259L93 260H91V258H93L92 256V254L91 255H89ZM114 254V255H113ZM160 254V255H159ZM217 254V255H216ZM221 254H222V256H221ZM224 254V255H223ZM228 254V255H227ZM234 254V255H233ZM243 254V255H242ZM260 256H259V255ZM54 255H57V254H54ZM118 255V256H117ZM122 255V256H121ZM130 255V256H129ZM183 255V256H182ZM186 255V256H185ZM190 255H191V257H190ZM197 255V256H196ZM198 255H201V256H198ZM209 255V256H208ZM0 256V259L2 258ZM29 256H30V260L28 261V258H29ZM129 256V257H128ZM135 256V257H134ZM138 256V257H137ZM147 256V257H146ZM152 256V257H151ZM215 256V257H214ZM219 256V257H218ZM225 256V257H224ZM233 256V257H232ZM240 256V257H239ZM249 256V257H248ZM113 257V258H112ZM125 257H128V258H125ZM161 257V258H160ZM184 258V259H181V258ZM206 257V258H205ZM222 257V258H221ZM228 257V258H227ZM256 257V258H255ZM258 257V258H257ZM81 258H84L83 256H81ZM118 258V259H117ZM121 258V259H120ZM123 258V259H122ZM148 258V259H147ZM164 258V259H163ZM173 258V259H172ZM176 258H178L179 260H177ZM190 258V259H189ZM196 258H198L197 260H196ZM221 258V259H220ZM225 258V259H224ZM229 258H230V260H229ZM233 258V259H232ZM234 258H235V260H234ZM241 260H240V259ZM254 258V259H253ZM260 258V259H259ZM150 259V260H149ZM187 259V260H186ZM189 259V260H188ZM214 259H215V261H214ZM218 260V262H217V260ZM240 261H239V260ZM91 260V261H90ZM121 260V261H120ZM125 260L127 261V262H125ZM138 260V261H137ZM143 260V261H142ZM203 260V261H202ZM225 260V261H224ZM232 260V261H231ZM255 260V261H254ZM2 261V260H1ZM0 261V262H1ZM93 261V262H92ZM122 261H124V262H122ZM131 261V262H130ZM137 261V262H136ZM152 261V262H151ZM155 261V262H154ZM164 261V262H163ZM174 261V262H173ZM186 261V262H185ZM227 261V262H226ZM259 261V262H258ZM6 262V264H10L11 262L9 261V263L7 262V261H5ZM25 262H27V263H25ZM122 262V263H121ZM133 262V263H132ZM158 262V263H157ZM180 262V263H179ZM208 262V263H207ZM211 262V263H210ZM230 262V263H229ZM249 262V263H248ZM112 263V264H113ZM192 264H194L193 262H191ZM2 264V263H1ZM4 264V263H3Z\"/></svg>",
    "mask_w": 264,
    "mask_h": 264
},
{
    "label": "bare ground",
    "instance_id": "2",
    "mask_svg": "<svg viewBox=\"0 0 264 264\" xmlns=\"http://www.w3.org/2000/svg\"><path fill=\"white\" fill-rule=\"evenodd\" d=\"M3 1V0H2ZM1 0H0V3L2 2ZM8 1V0H7ZM21 1V0H20ZM23 1V0H22ZM33 1V0H32ZM31 1V2H32ZM35 1V0H34ZM37 1V0H36ZM63 1V0H62ZM65 1V0H64ZM71 1V0H70ZM72 1H78L79 3H80V1L81 0H72ZM83 1V0H82ZM87 1V0H86ZM97 1V0H96ZM101 1V0H100ZM107 2H108V0H106ZM117 1H119L120 2V0H117ZM129 1V0H128ZM189 1V0H188ZM187 1V8L189 9H191V8H194V7H197L199 4V6H201V3L200 2H204V0H191V2L189 1L188 2ZM208 2H209V0H207ZM206 1V2H207ZM222 1V0H221ZM231 1V0H230ZM238 1H240V0H238ZM237 1V2H238ZM254 1V0H253ZM259 1V0H258ZM258 1H256V3H260V2H258ZM260 1H264V0H260ZM9 2V1H8ZM15 2H17V1H15ZM27 2V1H26ZM56 2V1H55ZM65 2H67V1H65ZM88 2V1H87ZM99 2V1H98ZM111 2V1H110ZM113 2H114V0H113ZM121 2H123V0L121 1ZM178 2V1H177ZM183 2H185V1H183ZM215 2H216V0H215ZM227 2H229V1H227ZM236 2V3H237ZM5 4H7L6 2H4ZM17 3H19V2H17ZM23 3V2H22ZM38 3V2H37ZM44 3H46V2H44ZM52 3V2H51ZM60 3H62V2H60ZM69 3V2H68ZM85 3V2H84ZM83 3V5H86V4H84ZM93 3V2H92ZM100 3V2H99ZM102 3V2H101ZM127 3V2H126ZM126 3H124L125 5H127ZM129 3H131V2H129ZM133 3V2H132ZM134 3H135V0H134ZM179 3V2H178ZM211 3H213L212 1H211ZM211 3H209V5L208 6H211L210 4ZM234 4H235V2H233ZM255 2H254V4H256ZM264 3V2H263ZM262 3V4H263ZM9 4V3H8ZM7 4V5H8ZM26 4H28L29 5V3H26ZM41 4V3H40ZM46 4H48V3H46ZM81 4V3H80ZM97 4V3H96ZM95 4V5H96ZM110 4V3H109ZM115 4H116V2H115ZM119 4H121V3H119ZM118 4V5H119ZM182 4V3H181ZM185 4V3H184ZM204 4V3H203ZM214 4V3H213ZM217 4H219V2L217 3ZM222 4V3H221ZM225 4H227V3H225ZM224 4V5H225ZM230 5H231V3H229ZM228 4V5H229ZM234 4H232V6H234ZM239 4V3H238ZM253 4V5H254ZM2 5V4H1ZM0 5V6H1ZM20 5V4H19ZM22 5V4H21ZM20 5V6H21ZM30 5H32V4H30ZM29 5V6H30ZM50 5V4H49ZM48 5V6H49ZM62 5V4H61ZM66 5H68V4H66ZM66 5H64V6H66ZM69 5H70V3H69ZM71 5H72V2H71ZM89 5V4H88ZM101 5V4H100ZM99 5V6H100ZM117 5V7H118V10H119V6ZM124 5V6H125ZM134 5V4H133ZM133 5H131V6H133ZM205 5V4H204ZM203 5V6H204ZM206 5V6H207ZM216 5V4H215ZM228 5H225V6H228ZM244 5H246V3L244 4ZM252 5V6H253ZM264 5V4H263ZM5 6V5H4ZM4 6H2V7H4ZM13 6H15V5H13ZM23 6V5H22ZM21 6V7H22ZM37 6H39V5H37ZM55 6H56V10L58 11V9H57V5H55L54 4V8H55ZM73 6H74V4H73ZM77 6H79V5H77ZM82 6V5H81ZM129 6V5H128ZM128 6H126V7H128ZM130 6V7H131ZM177 6H179V4L177 5ZM181 6V5H180ZM179 6V7H180ZM182 6H184L185 8H186V6L185 5H182ZM217 6V5H216ZM219 6H220V4H219ZM221 6H223V4L221 5ZM224 6V7H225ZM236 6V5H235ZM234 6V7H235ZM247 6V5H246ZM256 5H254L253 6V8L255 7ZM7 7V6H6ZM5 7V8H6ZM17 7V6H16ZM43 7V6H42ZM47 7V6H46ZM50 7V10L52 9L51 7H52V5L51 6H49ZM61 7V6H60ZM97 7H98V5H97ZM96 7V8H97ZM116 7V6H115ZM116 7V8H117ZM122 7H123V5H122ZM122 7H120V8H122ZM125 7V8H126ZM183 7V8H184ZM211 7H213V5L211 6ZM251 7V6H250ZM257 7H258V4H257ZM263 7L264 6H262V9H263ZM18 8V7H17ZM22 8H24V6L22 7ZM26 8V7H25ZM40 8V7H39ZM38 8V9H39ZM44 8H45V6H44ZM53 8V9H54ZM74 8V7H73ZM76 8V7H75ZM80 8V7H79ZM82 8H84V6H82L81 7V9ZM95 8V7H94ZM99 8V7H98ZM100 8H101V6H100ZM106 8V7H105ZM108 8H109V6H108ZM202 8V7H201ZM204 8V7H203ZM206 8H208V7H206ZM210 8V7H209ZM214 8V7H213ZM219 8V7H218ZM218 8H217V10H218ZM222 8V7H221ZM220 8V9H221ZM228 8V7H227ZM244 8V7H243ZM246 8V7H245ZM249 8V7H248ZM256 8V7H255ZM7 9V8H6ZM5 9V10H6ZM9 9V8H8ZM13 9V8H12ZM30 9H32V7H30ZM65 9H69L68 7L67 8H65ZM70 9H72V7L70 8ZM85 9V8H84ZM92 9H93V7H92ZM123 9V8H122ZM127 9V8H126ZM125 9V10H126ZM130 9V8H129ZM132 9V8H131ZM135 9V8H134ZM176 9H179V8H176ZM195 9L196 8H194V11H195ZM198 9V8H197ZM197 9H196V11H197ZM205 9V8H204ZM225 9V8H224ZM230 9H231V6H230ZM230 9H229V11H230ZM251 9V8H250ZM259 9V8H258ZM4 9H2L1 7H0V46L2 47V46H4L3 48L4 49H6V47H7V45H8V47H10V50H8L9 51V54H4L5 56H6V59H3V61H5L6 60V62H5V64L3 65V67H5V68H3V72H2V75H3V73L5 72V75H3V76H1V81H2V83H3V81L5 80V83H7V82H10V81H12V80H16V79H22V78H24V76L22 75V71H24L23 70V67L25 68V71H26V66H28V68L29 69H31V71L28 69V72L30 73V74H32V75H35V73H36V71H38L39 70V68H42L41 66H43V64H45V63H49V61H51V60H54L55 62H60V63H62V64H60V65H65L63 62H68V63H72V65L73 64H77V63H83V61H84V59H83V61H80V62H77V60L79 59L80 60V57H84V56H89V55H91V53H94V51L93 50H95L96 48H100L101 49V51H100V49H99V51H97V50H95V51H97L99 54H101V52H103L102 54V56H105L106 57V62H105V60L103 61L100 57H101V55H98V54H96L95 53V56L97 55V56H100L99 58L102 60V64H104L105 66H106V63L107 64H109L107 61L109 60L108 58H110V60H113V61H116V63L118 64V66H119V68H121V66L123 67V66H126L125 67V69L127 68V66L128 67H130V69L132 70L131 72H132V75H134L135 77H137V76H141V75H144V74H146V73H150V75H148L149 76V78H154V79H156V81L155 82H150L151 83V85H150V87H148L149 88V90L148 91H150V92H153V94H155V96L157 95L159 98L161 97V98H163L162 100H165V103L167 102L168 104H166V105H168V107H170L169 109H168V113H169V110L170 109H172V110H170V111H178V110H181L182 108L184 109H186L187 110V108H188V110H189V108L191 107V106H194V103H195V100H196V98H199L198 96H200L201 95V93L202 92H204V93H206L205 91L206 90H204V89H206L205 88V80H206V85H209L208 84V82H207V74H205V72L208 70V69H210V68H203V69H196V67L195 66H191L190 64H192V63H190V62H193L191 59H193L194 58V60H195V57H193V58H191L190 56L192 55V54H189V51L191 50L190 48V50H188V46L186 47V45L184 44V43H182V40H180V39H177V38H181V36H179V37H177V38H175V42H174V46H173V49H170L169 48V50H174V52L176 53V57H177V55H179L180 56V58L182 57L183 59H184V62H182V64L184 63V67H185V63H187L188 61H186V59L188 58H190L189 59V61L190 62H188L189 63V65L191 66V67H193L192 69H196V72H193V71H191L192 69H190V71L192 72V74H191V77L190 78H187V80L186 79H182V81L183 80H186L185 81V83L182 85L181 84V87H179L178 88V85L177 84H175V85H177V87L174 85V83H177L174 79V83L172 84L171 83V81H172V79H171V77H172V73H173V70H174V68L172 67L173 65H174V63H173V65H170V64H168L167 62H166V60H164L167 64H165V65H163L164 64V62H162L163 64H160L159 63V65H163V66H161V67H158V68H154V67H152V66H149V64L147 65V66H143L142 65V63L140 64L137 60H136V58L138 59V57L136 56V55H138L139 53L141 54L142 52V50H144V49H142L139 53L138 52H135V55H133L134 53H133V51H134V49H133V46L135 45L134 43L136 42H134V40H133V38H134V36H135V34H134V36H132V37H130L129 38V36H127V35H129V34H126V36H125V33L123 34V36H121V37H119V38H121V42H120V44L119 43H116L114 40H113V38H111V35H110V37H109V39H108V37H105V35H103L104 33H100V31H98L97 29L99 28V27H97V25L99 26L100 24H96V22H95V20H93V19H95L96 17L95 16H97V15H95L94 17L92 16V14H91V16H92V18L89 20V22L87 23V25H85L86 23H84V27L85 26H87L86 27V30H84V31H80L79 33H76L75 31V35L72 37V40H66V37L64 38V37H62V38H64V39H61L60 37V39L63 41H70L68 44L67 43H65L64 41V43L62 44L61 42H58V39L56 40V43L58 42V44L59 43H61V45H59V46H51V47H49V45L47 44V45H45L44 47L45 48H43L42 50H40V49H32L33 48V46H32V50H36V51H39L38 53H37V57L36 58H39L40 59V57L42 56V58H43V56L44 57H46L47 59H46V61H44V62H42L41 61V63L40 62H37V63H35L34 61V59L32 60L31 58H30V56L26 53V52H24V50H23V48H22V50H20V49H18L17 47H16V45H15V39H14V33L12 32V30H14V29H12L11 30V28H12V24L9 26V21H12L10 18V20L8 19V17L9 16H7L11 11H8L7 10V13H6V11H5ZM17 10H20V9H17ZM16 10V11H17ZM22 10V9H21ZM24 10V9H23ZM22 10V11H23ZM36 10V9H35ZM34 10V11H35ZM45 10V9H44ZM49 10V8H48V10H47V12L48 11H50ZM67 10H65L64 12H69V11H67ZM75 10V9H74ZM83 10V9H82ZM87 10V9H86ZM95 10V9H94ZM101 9H99V11H100ZM109 10V9H108ZM111 10V9H110ZM109 10V11H110ZM114 10V9H113ZM136 10H138L137 8H136ZM136 10H134V11H136ZM160 10V9H159ZM163 10V9H162ZM184 9H182V11H183ZM207 10V9H206ZM215 10V9H214ZM213 10V11H214ZM223 10V9H222ZM226 10V9H225ZM246 10V9H245ZM248 10V9H247ZM253 10V9H252ZM256 10V9H255ZM261 10V9H260ZM14 11V10H13ZM26 11V10H25ZM29 11H31V10H29ZM33 11V10H32ZM46 11V10H45ZM63 11V10H62ZM77 11V10H76ZM75 11V12H76ZM80 11V10H79ZM79 11H77V12H79ZM89 11H91V10H89ZM93 11V10H92ZM91 11V12H92ZM98 11V12H99ZM105 11L106 10H104V14H105ZM108 11V12H109ZM117 11V10H116ZM121 10H119L118 12H120ZM128 11V10H127ZM176 11V10H175ZM180 11H181V9H180ZM181 11V12H182ZM193 11V10H192ZM200 11V10H199ZM198 11V13H200ZM203 11H205V10H203ZM208 11H209V9H208ZM220 11V10H219ZM226 11H228V10H226ZM254 11V10H253ZM258 11V10H257ZM20 12V11H19ZM18 12V13H19ZM36 12H38V11H36ZM42 12V11H41ZM52 12V11H51ZM54 12V11H53ZM56 12V11H55ZM61 12V11H60ZM59 12V14L61 15V13ZM63 12V13H64ZM74 11H73V13H75ZM95 12V11H94ZM103 12V11H102ZM130 12V11H129ZM132 12V11H131ZM131 12H130V14L128 13V12H126L127 14H129V16L131 15ZM159 12V14H160V11H158ZM179 12V11H178ZM177 11L175 12V13H178ZM183 12H187V11H183ZM210 12V11H209ZM209 12H207L208 13V15H209ZM217 12V11H216ZM223 12V11H222ZM259 12V11H258ZM262 12H264V10L262 11ZM11 13H14V12H11ZM26 13H28L27 11L25 12V14ZM50 13V12H49ZM62 13V14H63ZM70 13H72V12H70ZM80 13H82V11L80 12ZM96 13V12H95ZM124 13V12H123ZM126 13H125V15H126ZM133 13V12H132ZM141 13V12H140ZM180 13V12H179ZM188 13V12H187ZM190 13V12H189ZM197 13V14H198ZM211 13H212V11H211ZM221 13V12H220ZM244 13H246V12H243V14ZM248 13H251V12H248ZM248 13H247V15H248ZM253 13V12H252ZM251 13V14H252ZM29 14V13H28ZM28 14H26V16L28 15ZM33 14H35V12L33 13ZM37 14V13H36ZM39 14V13H38ZM37 14V15H38ZM47 14V13H46ZM52 14V13H51ZM98 14V13H97ZM115 14H116V12H115ZM119 14V13H118ZM138 14V13H137ZM181 14V13H180ZM192 14V13H191ZM197 14H196V16H197ZM201 14V13H200ZM203 14H205V12H203ZM224 14H226L225 12L223 13V14H221V15H219L218 14V16L217 17H219V19H217L216 21H215V23H214V25H217V27L218 26H220V27H222V28H225V29H222L224 32L225 31H227L228 32V35L227 36H229L230 37V34H231V38L233 39V37L235 36H237V38L239 39V40H241V43H243V45L245 44L246 45V47H247V43H248V36H249V34H248V36H247V34L246 33H248V32H246L245 30L247 29H245V24H246V22H242L243 24H241V21H243L244 20V18L247 16V15H242L241 17H240V20L241 21H238V22H240V24H239V26L240 25H242V26H240V28H236L237 26L236 25H234V23H233V17L231 16V17H229L228 15H224ZM250 14V15H251ZM255 14H256V12H255ZM11 15V14H10ZM14 15V14H13ZM12 15V17L14 18V16ZM15 15H17L16 13H15ZM21 15V14H20ZM19 15V16H20ZM24 15V14H23ZM31 15V14H30ZM36 15V16H37ZM75 15L77 16L78 14H76L75 13ZM82 15V14H81ZM100 15H101V13H100ZM122 15H124V14H122ZM121 15V16H122ZM162 15H165V14H162ZM177 15H179V14H177ZM195 15V14H194ZM193 14H192V16H194ZM215 15H216V13H215ZM254 15V14H253ZM257 15V14H256ZM259 15H261V14H259ZM263 15H264V13H263ZM34 16V15H33ZM52 16V15H51ZM55 16V15H54ZM53 16V17H54ZM66 16V15H65ZM68 16V15H67ZM74 16V15H73ZM79 16V15H78ZM77 16V17H78ZM90 16V15H89ZM120 16V15H119ZM156 16L158 17V15L156 14ZM160 16V15H159ZM190 16V15H189ZM191 16V17H192ZM210 16V18H211V15H209ZM262 16V15H261ZM25 17V16H24ZM29 17H31V16H29ZM46 17V16H45ZM48 17V16H47ZM52 17V18H53ZM55 17H57V16H55ZM99 17V16H98ZM156 17V18H157ZM198 17H200V15L198 16ZM201 17H202V15H201ZM207 17V16H206ZM215 18L216 16H212V18ZM264 17V16H263ZM18 18V17H17ZM21 18V17H20ZM25 18H27V17H25ZM35 18V17H34ZM44 18V17H43ZM42 18V19H43ZM51 18V19H52ZM58 18H59V15H58ZM57 18V19H58ZM83 18H84V21H85V17L83 16ZM83 18H82V20H83ZM87 18V17H86ZM131 18H132V16H131ZM133 18H136V17H134L133 16ZM140 18V17H139ZM139 18H138V21H139ZM142 18V17H141ZM155 18V19H156ZM196 18V17H195ZM194 18V19H195ZM214 18H213V20H214ZM238 18V17H237ZM236 18V19H237ZM248 18V16L246 17V19ZM249 18H250V16H249ZM22 19V18H21ZM28 19H30V18H28ZM50 19V20H51ZM79 19H81V17L79 18ZM192 19H193V17H192ZM207 19V18H206ZM208 19H209V17H208ZM252 19V18H251ZM250 19V20H251ZM254 19H256V18H254ZM254 19L253 20H251V22L253 21L254 22V24H255V21H254ZM258 19V18H257ZM256 19V20H257ZM259 19H260V17H259ZM261 19H263V18H261ZM260 19V20H261ZM16 20V19H15ZM23 20V22H24V19H22ZM21 20V21H22ZM36 20H38L37 18H36ZM56 20V19H55ZM88 20V19H87ZM86 20V21H87ZM97 20V19H96ZM100 20V19H99ZM102 20V19H101ZM131 20V19H130ZM136 20V19H135ZM145 20H147V19H145ZM161 20V19H160ZM189 20H191L190 18H189ZM189 20H188V22H189ZM210 20V19H209ZM213 20H211V21H213ZM237 20H239V18L237 19ZM19 21V20H18ZM34 21V20H33ZM45 21V20H44ZM60 21V20H59ZM83 21V22H84ZM98 21V20H97ZM132 21L133 20H131V23H132ZM155 21V20H154ZM158 21V20H157ZM193 21V20H192ZM210 21V22H211ZM245 21V20H244ZM27 22V24H28V22H29V20L28 21H26ZM35 22V21H34ZM36 22H39V21H36ZM41 22H42V20H41ZM46 22H48V21H46ZM50 22H52V20L50 21ZM64 22V21H63ZM78 22V21H77ZM247 22L249 23V21L247 20ZM251 22H250V24H251ZM257 22V21H256ZM260 22V21H259ZM16 23V22H15ZM15 23H14V25H15ZM18 23V22H17ZM21 23V22H20ZM25 23V22H24ZM24 23H22V25L24 24ZM30 23V22H29ZM33 23V22H32ZM81 23V22H80ZM129 23V22H128ZM127 23V24H128ZM140 23V21L138 22V24ZM152 23V22H151ZM180 23L182 24L183 22H181L180 21ZM185 23V22H184ZM183 23V25L185 26V24ZM208 23V22H207ZM34 24V23H33ZM49 24V23H48ZM60 24H61V22H60ZM63 24V23H62ZM61 24V25H62ZM79 24V23H78ZM77 24V25H78ZM102 24V23H101ZM133 24V23H132ZM134 24H135V22H134ZM144 24V23H143ZM249 24V26H251ZM253 24V25H254ZM261 24V23H260ZM13 25V26H14ZM64 25V24H63ZM140 25V24H139ZM153 26L155 25V24H152ZM158 25H160V24H158ZM206 25H209V23L208 24H206ZM212 25V24H211ZM253 25L250 27V28H253ZM257 25V24H256ZM259 25V24H258ZM257 25V26H258ZM27 26H29V24L27 25ZM80 26V25H79ZM101 26V25H100ZM132 27H133V25H131ZM162 26V25H161ZM160 26V27H161ZM178 26V25H177ZM179 26H180V24H179ZM247 26H248V24H247ZM248 26V27H249ZM255 26V25H254ZM256 26V29L257 28H259V27H257ZM262 25H260V27H261ZM30 27V26H29ZM135 27H137L136 25H135ZM146 27H149V26H146ZM152 27V26H151ZM155 27H156V25H155ZM160 27H157V28H159L160 29ZM183 27V26H182ZM205 27H207V26H205ZM209 27V26H208ZM215 27L216 26H214L213 28L215 29ZM216 27V28H217ZM220 27H219V29H220ZM15 28V27H14ZM79 28V27H78ZM83 28V27H82ZM82 28H79V29H82ZM211 28H212V26H211ZM249 28V29H250ZM262 28V27H261ZM17 29H18V26H17ZM76 29V28H75ZM127 29V28H126ZM129 29V28H128ZM131 29V28H130ZM167 29V28H166ZM175 29V28H174ZM181 29V31H182V28H180ZM210 29V28H209ZM254 29V28H253ZM253 29H252V31H253ZM263 29V28H262ZM261 29V30H262ZM28 30H29V28H28ZM31 30V29H30ZM37 30H40L39 28L37 29ZM73 30V29H72ZM71 30V31H72ZM104 30V29H103ZM132 30V29H131ZM134 30H135V28H134ZM158 30V29H157ZM156 30V31H157ZM163 30H165L164 28H163ZM183 30H185V29H183ZM204 30H206V29H204ZM203 30V31H204ZM221 30V29H220ZM259 30V29H258ZM18 31V30H17ZM26 31V30H25ZM79 31V30H78ZM111 31V30H110ZM126 31V30H125ZM130 31V30H129ZM128 31V32H129ZM148 31V30H147ZM151 31H152V29H151ZM159 31V30H158ZM165 31H168V30H165ZM170 31V30H169ZM173 31V30H172ZM174 31H177V30H174ZM173 31V32H174ZM208 31V30H207ZM211 31V29L209 30V32ZM213 31V30H212ZM218 31V30H217ZM217 31H215L214 30V34H216L215 32H217ZM247 31H249L248 29H247ZM263 31H264V29H263ZM73 32V31H72ZM104 32H106V31H104ZM127 32V31H126ZM135 32V31H134ZM133 32V33H134ZM155 32V31H154ZM153 32V33H154ZM161 32V31H160ZM179 32V31H178ZM186 32V31H185ZM185 32H183V33H185ZM188 32V31H187ZM219 32H221V31H219ZM227 32H225L226 34H227ZM38 33V32H37ZM111 33V32H110ZM114 33V32H113ZM112 33V34H113ZM146 33V32H145ZM164 33V32H163ZM181 33V32H180ZM206 33V32H205ZM205 33H204V35H205ZM212 33V32H211ZM218 33V32H217ZM251 33V32H250ZM256 33H258L257 31H256ZM22 34V33H21ZM63 34V33H62ZM72 34H74V33H72ZM72 34H69V38H70V35H72ZM122 34V33H121ZM151 34V32L149 33V35ZM157 34V33H156ZM161 34H162V32H161ZM178 34V33H177ZM176 34V35H177ZM182 34V33H181ZM180 34V35H181ZM208 34H210V33H208ZM219 34V33H218ZM232 34H234V35H232ZM255 35V33L254 32H252V35ZM262 34V33H261ZM260 34V35H261ZM113 35H115V34H113ZM131 35V34H130ZM148 35V34H147ZM148 35V36H149ZM163 35V34H162ZM162 35H161V37H162ZM164 35H166V32H165V34ZM179 35V34H178ZM177 35V36H178ZM183 35V34H182ZM257 35V43H258V40H260L259 38L260 37H258L259 35L258 34H256ZM107 36H108V34H107ZM119 36V35H118ZM148 36H147V38H148ZM155 36V34L153 35V37ZM159 36V35H158ZM187 36V35H186ZM224 36L225 37H227L225 34H224ZM233 36V37H232ZM247 36V37H246ZM263 35H261V37H262ZM113 37V36H112ZM126 37H128L129 39H126ZM144 37V36H143ZM150 37V36H149ZM156 37V36H155ZM154 37V39H156V38H158V37H156L155 38ZM165 37V36H164ZM176 37V36H175ZM235 37H234V39L232 40V39H229L228 38V40H226V42L225 43H227V44H229L230 45V43L232 42V41H234L235 40ZM252 37H254V36H252ZM16 38V37H15ZM19 38H20V36H19ZM18 38V39H19ZM45 38V37H44ZM118 38V39H119ZM136 38V37H135ZM134 38V39H135ZM146 38V37H145ZM182 38H183V36H182ZM221 38H223V36L221 37ZM236 38V39H237ZM250 38H251V36H249V40H250ZM42 39V38H41ZM71 39V38H70ZM117 39V38H116ZM117 39V40H118ZM144 39V38H143ZM150 39H151V37H150ZM184 39H185V36H184ZM188 39V38H187ZM186 39V40H187ZM224 39V38H223ZM223 39H221V40H223ZM252 39V38H251ZM254 39V38H253ZM250 40L249 42H251V44H253L254 42V40ZM20 40V39H19ZM38 40V39H37ZM48 40V39H47ZM54 40V39H53ZM120 40V39H119ZM129 41L128 43L129 44H127L126 43V41ZM138 40V39H137ZM139 40H140V37H139ZM157 40V39H156ZM160 40H161V38H160ZM225 40V39H224ZM262 40V39H261ZM49 41V40H48ZM60 41V40H59ZM132 41H133V43H132ZM141 41H143V40H141ZM164 42H166V40H163ZM162 41V42H163ZM192 41V40H191ZM194 41V40H193ZM192 41V44L195 42H193ZM237 41V40H236ZM25 42V41H24ZM32 42V41H31ZM34 42V41H33ZM43 42V41H42ZM44 42H46V41H44ZM145 42V41H144ZM147 42H149V40L147 41ZM156 42V41H155ZM253 42V43H252ZM261 42V41H260ZM259 42V46H261V43ZM17 43H18V41H17ZM16 43V44H17ZM21 43V42H20ZM36 43V42H35ZM50 43H52V42H50ZM49 43V44H50ZM137 43V42H136ZM139 43V42H138ZM150 43V42H149ZM166 43H168V42H166ZM171 43V42H170ZM173 43V42H172ZM185 43H187L186 41H185ZM190 43V42H189ZM188 43V44H189ZM223 43V42H222ZM235 43V42H234ZM257 43H255L257 46H258V44ZM22 44V43H21ZM24 44V43H23ZM32 44V43H31ZM40 44V43H39ZM46 44V43H45ZM141 44V43H140ZM156 44V43H155ZM224 44V43H223ZM233 44V43H232ZM250 44V43H249ZM250 44V45H251ZM26 45V44H25ZM24 45V46H25ZM30 45V44H29ZM29 45L27 46H25V47H29ZM42 45V44H41ZM44 45V44H43ZM51 45V44H50ZM54 45H55V43H54ZM131 45H133L132 47H131ZM164 45V44H163ZM195 45V44H194ZM198 45V44H197ZM203 45H204V43H203ZM202 45V46H203ZM221 45V44H220ZM225 45V44H224ZM244 45V46H245ZM249 45V46H250ZM256 45H254V46H256ZM48 46V47H47ZM136 46H137V44H136ZM139 46L140 45H138V48H139ZM222 46V45H221ZM225 46H227V45H225ZM224 46V47H225ZM232 46V45H231ZM256 46V47H257ZM19 47V46H18ZM31 47V46H30ZM30 47H29V49H30ZM192 47V46H191ZM206 47H209V46H206ZM234 47V46H233ZM233 47H231V48H233ZM251 47V46H250ZM262 47V46H261ZM37 48H40L38 45H37ZM95 48V49H94ZM132 48V49H131ZM140 48H142L141 46H140ZM139 48V49H140ZM196 48V47H195ZM195 48H194V50H195ZM199 48V47H198ZM204 48V47H203ZM230 48V49H231ZM249 48V47H248ZM259 49H261L260 47H258ZM258 48H256V50H259ZM4 49H2L3 50V52H4ZM9 49V48H8ZM25 49H28V48H25ZM29 49L27 50L28 52H29ZM207 49V48H206ZM205 49V50H206ZM224 49V48H223ZM225 49H227V48H225ZM252 49V48H251ZM250 49V50H251ZM1 50V49H0ZM131 50H133V51H131ZM193 50V49H192ZM192 50H191V52H192ZM198 50V49H197ZM196 50V51H197ZM200 50V49H199ZM204 50V51H205ZM211 50V49H210ZM215 50V49H214ZM227 50H229V46H228V49ZM248 50V49H247ZM255 50V51H256ZM8 51H6L5 50V52L4 53H8ZM31 51V50H30ZM34 51H31V53H33ZM135 51H137V50H135ZM168 51V50H167ZM207 51H208V49H207ZM215 51H217V50H215ZM243 51V50H242ZM241 51V52H242ZM245 51V50H244ZM253 51H254V49H253ZM253 51H251V52H253ZM262 51V50H261ZM143 52H145V50L143 51ZM170 52V51H169ZM209 53L211 52V51H208ZM225 52V51H224ZM31 53H30V55H31ZM133 53V54H132ZM136 53H138V54H136ZM146 53V52H145ZM144 53V54H145ZM167 53V52H166ZM201 53V52H200ZM202 53H203V51H202ZM207 52H205V54H206ZM214 53V52H213ZM215 53H217V52H215ZM219 53V52H218ZM245 53V52H244ZM257 53H258V56H260L259 54H260V52H258V51H256V57H257ZM139 54V55H140ZM143 54V53H142ZM168 54V53H167ZM174 54V53H173ZM224 54V53H223ZM262 54V53H261ZM3 55V54H2ZM93 55V54H92ZM91 55V56H92ZM164 55H166L165 53H164ZM163 55V56H164ZM172 55V54H171ZM196 55V54H195ZM199 55V54H198ZM218 55H220V54H217V55H214V56H218ZM4 56V57H5ZM34 56V55H33ZM90 56V57H91ZM94 56V57H95ZM95 57V58H93V61H95V60H97L98 59V57ZM136 57V58H134V57ZM141 56V55H140ZM170 56V55H169ZM174 56V55H173ZM193 56H194V52H193ZM202 56H203V54H202ZM201 56V57H202ZM205 56V55H204ZM210 56V55H209ZM213 56V55H212ZM32 57V56H31ZM89 57V58H90ZM142 57H143V55H142ZM142 57H141V59H142ZM145 57V56H144ZM175 57V58H176ZM200 56H199V58H201ZM221 57V56H220ZM219 57V58H220ZM224 57V55L221 57V58H223ZM261 57H262V55H261ZM33 58V57H32ZM35 58V57H34ZM86 58V57H85ZM104 58V57H103ZM140 58V57H139ZM149 58H150V56H149ZM162 58V57H161ZM161 58H160V60H161ZM169 58H171V57H169ZM198 58V59H199ZM220 58V59H221ZM88 59V58H87ZM86 59V60H87ZM91 59V58H90ZM95 59V60H94ZM145 59V58H144ZM144 59H143V61H144ZM166 59V58H165ZM174 59V58H173ZM197 59V58H196ZM201 59H203V58H201ZM210 59V58H209ZM208 59V60H209ZM212 59H213V57H211V61H212ZM217 59V58H216ZM215 59V60H216ZM262 60H263V58H261ZM260 59V60H261ZM41 60V59H40ZM39 60V61H40ZM44 60V59H43ZM81 60H82V58H81ZM140 60V59H139ZM146 60V59H145ZM147 60H148V58H147ZM146 60V61H147ZM203 60H205V61H207L208 62V60H206V58H204ZM214 60V59H213ZM214 60V61H215ZM219 60V59H218ZM222 60V59H221ZM260 60H258L257 59V61H259L260 62ZM3 61H2V63H3ZM38 61V60H37ZM88 61V60H87ZM92 61V60H91ZM112 61V62H113ZM162 61V60H161ZM173 61V60H172ZM171 61V62H172ZM196 61V60H195ZM202 61V60H201ZM214 61L212 62L213 63V65H214ZM54 62V63H55ZM77 62V63H76ZM90 62V61H89ZM98 62V61H97ZM101 62V61H100ZM111 62V63H112ZM160 62V61H159ZM174 62V61H173ZM181 62V61H180ZM180 62H178V63H180ZM197 62V61H196ZM195 62V63H196ZM199 62H200V60H199ZM199 62H198V64H199ZM204 62V61H203ZM218 61H216V63H217ZM219 62H220V60H219ZM218 62V63H219ZM222 62V61H221ZM58 63H56V64H58ZM68 63H66V65L68 64ZM91 63V62H90ZM93 63V62H92ZM89 64L90 65V67H91V65H92V70H93V64ZM114 63V65H116V63L115 62H113ZM143 63H145V62H143ZM187 63V64H188ZM195 63H193V64H195ZM208 63H211V62H208ZM211 63V64H212ZM215 63V64H216ZM217 63V64H218ZM49 64H51V63H49ZM55 64V65H56ZM84 64H85V61H84ZM83 64V65H84ZM97 64H99V63H97ZM102 64L99 66V67H101L102 66ZM182 64H180L181 65V67H182ZM192 64V65H193ZM197 64V65H198ZM202 63H200V65H201ZM206 64V63H205ZM226 64V63H225ZM224 64V65H225ZM241 64V63H240ZM256 64V65H255ZM253 66H255V67H253L254 69H253V72L255 73V75L253 74V76L255 77V76H257V78H255V79H258V76H260V77H262L263 76V73H264V65H263V63H255ZM45 65H47V64H45ZM51 65H53L52 66V68L55 66L54 64H51ZM59 65V66H60ZM65 65V66H66ZM71 65V66H72ZM80 65V64H79ZM103 65V67L105 68V66ZM110 66H111V64H109ZM113 65V64H112ZM177 65V64H176ZM208 65V64H207ZM213 65L211 66L212 68H214L213 67ZM237 65V64H236ZM242 65V64H241ZM1 66V65H0ZM65 66H63V67H65ZM68 66H70V65H68ZM87 66V65H86ZM156 66H158V65H156ZM155 66V67H156ZM179 66V65H178ZM188 66V65H187ZM189 66V68H191ZM209 66V65H208ZM218 66V65H217ZM216 65H215V69H216V67H217ZM220 66V65H219ZM222 66V67H221ZM220 66V68H219V71H216L217 72V75H214V76H216V78L218 77L219 78V76H220V78H221V80H223V76H224V78H225V76L228 78V77H231L232 75H233V73H235L234 71L236 70V68H237V66H234V65H227V66H223V65H221ZM244 66V65H243ZM243 66H242V68H243ZM35 67L37 68V69H35ZM46 67V66H45ZM56 67V66H55ZM63 67H60L61 68V70H60V72L59 73H62L63 75L65 74L66 75V73H64V68ZM75 67H76V65H75ZM82 67V65H80V68ZM85 67V66H84ZM89 67V66H88ZM95 67H97V70H98V65L96 66V64H95ZM94 67V68H95ZM107 67V66H106ZM112 67V66H111ZM115 67V66H114ZM175 67V66H174ZM177 67V66H176ZM201 68H202V65L200 66ZM210 67V66H209ZM239 67V66H238ZM241 67V66H240ZM49 68V67H48ZM57 68H58V66H57ZM69 68V67H68ZM67 68V69H68ZM74 68V67H73ZM77 68V67H76ZM87 67H85V69H86ZM102 68V67H101ZM103 68V69H104ZM108 68V67H107ZM155 69V70H153V69ZM180 67H178V69H179ZM5 69V70H4ZM34 69V70H33ZM59 69V68H58ZM71 69V68H70ZM77 69H79V67L77 68ZM82 69V68H81ZM85 69H83L84 71H85ZM90 69V68H89ZM89 69H88V73H89ZM100 69V68H99ZM110 69V68H109ZM112 70H113V68H111ZM117 69V68H116ZM116 69H114L115 71H116ZM124 69V68H123ZM176 70H177V68H175ZM188 69V68H187ZM205 69H207L206 71H205ZM215 69H213V70H215ZM218 69V68H217ZM216 69V70H217ZM47 70V69H46ZM82 70V71H83ZM91 70V69H90ZM91 70V71H92ZM96 70V71H97ZM111 70V71H112ZM121 70V69H120ZM127 70V69H126ZM179 70H181V69H179ZM179 70H177V71H179ZM183 70H185L184 68H183ZM241 70V69H240ZM52 71H53V69H52ZM54 71H56V70H54ZM66 71V70H65ZM74 71V70H73ZM78 71V70H77ZM80 71V70H79ZM94 71V70H93ZM100 71H101V69H100ZM115 71H113V72H115ZM130 70H128V72H129ZM175 71V70H174ZM188 71V70H187ZM211 72H213L212 70H210ZM243 71V70H242ZM1 72H0V75H1ZM43 72V71H42ZM68 72V71H67ZM72 72V71H71ZM70 72V73H71ZM105 72V71H104ZM103 72V73H104ZM107 72V71H106ZM109 72V71H108ZM130 72V73H131ZM191 72H189V73H191ZM25 73V72H24ZM28 73V74H29ZM47 73H48V71H47ZM56 73V72H55ZM58 73V72H57ZM56 73V74H57ZM80 73L82 74V78H81V74H79V76H80V78H81V81L82 80H84L83 79V76H84V74H83V72H81L80 71ZM88 73H86V74H88ZM102 73V74H103ZM111 74H112V72H110ZM119 73V72H118ZM120 73H121V71H120ZM129 73V74H130ZM176 72H174V74H175ZM188 73V72H187ZM209 73V72H208ZM238 73H241V71H239L238 70ZM29 74V75H30ZM51 74V73H50ZM53 74V73H52ZM99 74V73H98ZM107 74V73H106ZM111 74L109 75V76H111ZM116 74V73H115ZM216 74V73H215ZM38 75V74H37ZM46 75V74H45ZM67 75H68V73H67ZM91 75H92V73H91ZM104 75H105V73H104ZM116 75H118V74H116ZM120 75V74H119ZM123 75H128V73H126V74H123ZM123 75H120V76H123ZM131 74H130V76H132ZM209 75V74H208ZM235 75H237V71H236V73H235ZM240 75V74H239ZM238 75V76H239ZM242 75V74H241ZM23 76V77H22ZM25 76H26V74H25ZM70 76V75H69ZM78 76V75H77ZM99 76H100V74H99ZM106 76V75H105ZM146 77H147V75H145ZM207 76V77H206ZM212 75L210 74V76L209 77H211ZM213 76V77H214ZM222 76V77H221ZM238 76H235L236 78L238 77ZM2 77H4V80H2L3 78ZM22 77V78H21ZM60 77V76H59ZM67 77V76H66ZM92 77V76H91ZM93 77H94V73H93ZM96 77V76H95ZM125 77V76H124ZM129 77V76H128ZM142 77V76H141ZM145 77V78H146ZM174 77V76H173ZM204 77H206V78H204ZM233 77V76H232ZM231 77V78H232ZM26 78V77H25ZM46 78V77H45ZM51 78H52V75H51ZM68 78V77H67ZM75 78V77H74ZM78 78V77H77ZM85 78H86V76H85ZM107 78H108V76H107ZM144 78V79H145ZM176 78V77H175ZM212 78V77H211ZM211 78H209V79H211ZM215 78V77H214ZM213 78V79H214ZM231 78H230V80H231ZM235 78V79H236ZM238 78H240V77H238ZM241 78H242V80H241V82L240 83H238V85H240L239 86V89H241V86L243 87L244 85H245V83H246V80L248 79V77L247 76H241ZM29 79H31V78H29ZM47 79H49V78H46V80ZM53 79V78H52ZM52 79H51V81H52ZM56 80H57V78H55ZM54 79V80H55ZM61 79V78H60ZM94 79V78H93ZM98 79H100V78H98ZM118 79V78H117ZM122 78H120L119 80H121ZM124 79V78H123ZM123 79H122V81H123ZM126 79H128V78H126ZM137 79H139L138 77H137ZM147 80L145 81L146 83H147V81H148V78H146ZM205 79V80H204ZM213 79H211V80H213ZM233 79L235 82H236V80H238V79ZM23 80H25V79H23ZM35 80V79H34ZM39 80V79H38ZM68 80V79H67ZM70 80V79H69ZM76 80V79H75ZM78 80H79V78H78ZM89 80V79H88ZM91 80H92V78H91ZM107 80V79H106ZM112 80V79H111ZM110 80V81H111ZM115 81H116V79H114ZM117 81L118 83L120 82V81ZM130 80V79H129ZM132 80H133V78H132ZM136 80V79H135ZM142 80V79H141ZM153 80V79H152ZM211 80H208L209 82L211 81ZM240 80V79H239ZM262 80V79H261ZM26 81V80H25ZM36 81V80H35ZM48 81V80H47ZM65 81V80H64ZM101 81V80H100ZM103 81H104V79H103ZM103 81H101L102 83H103ZM114 81V82H115ZM131 81V80H130ZM129 81V84H131V82ZM227 82H228V79L226 80ZM226 81H222V83L224 82H226ZM232 81V80H231ZM231 81H230V83H231ZM260 81V80H259ZM258 81V82H259ZM13 82V81H12ZM18 82V81H17ZM21 82V81H20ZM30 82V81H29ZM50 82V81H49ZM61 82V81H60ZM83 82V81H82ZM85 82V81H84ZM87 82V81H86ZM88 82H90V80L88 81ZM92 82V81H91ZM94 82V81H93ZM109 82V81H108ZM112 82V81H111ZM136 82V81H135ZM141 82V81H140ZM145 82H143V83H145ZM179 82V81H178ZM212 82V81H211ZM210 82V83H211ZM215 82V81H214ZM216 82H218V80L216 81ZM215 82V83H216ZM238 82V81H237ZM25 83V82H24ZM34 84H35V82H33ZM48 83V82H47ZM46 83V84H47ZM51 83V82H50ZM55 83V82H54ZM64 83H66V82H64ZM69 83H70V81H69ZM72 83V82H71ZM76 83H78V82H76ZM75 83V84H76ZM98 83V82H97ZM125 83H126V81H125ZM124 83V84H125ZM137 84L139 83V80H138V82H136ZM135 83V84H136ZM149 82L147 83L148 85L150 84ZM180 83V82H179ZM221 84V85H224V89L223 90H225V88H226V90H227V92H228V94H232V89H233V91H234V89H236L235 87L236 86H232V87H229V86H227L228 84H230V83H228L226 86H225V84ZM233 83V82H232ZM260 83V82H259ZM258 83V84H259ZM263 83V82H262ZM15 84V83H14ZM20 84V83H19ZM26 84V83H25ZM44 84V83H43ZM99 84H100V82H99ZM105 84H107V82H105ZM117 83H115V85H116ZM121 84V83H120ZM123 84V82H122V86L124 85ZM128 84V85H129ZM136 84V85H137ZM141 84V83H140ZM147 84H145V85H147ZM202 84H204V89L203 88H201V86H202ZM212 84H214L213 82H212ZM218 84H220V83H218ZM9 85V84H8ZM11 85V84H10ZM13 85V84H12ZM11 85V86H12ZM22 85V84H21ZM20 85V86H21ZM31 85V84H30ZM55 85V84H54ZM66 85V84H65ZM71 85V84H70ZM79 85L80 84H78V87H79ZM82 85V84H81ZM86 85V84H85ZM85 85L83 84L82 86L85 88V90H87L86 88L87 87H85ZM87 85H89L88 83H87ZM91 85V84H90ZM114 85V84H113ZM118 85V84H117ZM173 85V86H172ZM232 85V84H231ZM236 85H237V83H236ZM260 85H262V84H260ZM2 86H4V85H2ZM23 86V85H22ZM27 86V85H26ZM29 86V85H28ZM27 86V87H28ZM34 86H36V85H34ZM39 86H41V85H39ZM49 86H51V85H48V87ZM99 86H101V85H99ZM102 86H105V85H102ZM108 86V85H107ZM111 86V85H110ZM109 86V87H110ZM121 86V87H122ZM124 86H126V84L124 85ZM130 86H133V85H130ZM180 86V85H179ZM215 86L217 87H219L220 88V85H215L214 84V88H215ZM16 87H17V85H16ZM52 87V86H51ZM73 87V86H72ZM76 87V86H75ZM77 87V88H78ZM95 87V86H94ZM106 87V86H105ZM108 87V88H109ZM112 87V86H111ZM110 87V88H111ZM116 87V86H115ZM137 87V86H136ZM223 87V86H222ZM221 87V88H222ZM234 87V88H233ZM7 88V87H6ZM19 88V87H18ZM40 88V87H39ZM46 88V87H45ZM82 88V87H81ZM100 88V87H99ZM103 88V87H102ZM114 88V86L111 88V89H113ZM117 88V87H116ZM120 88V87H119ZM123 88V87H122ZM126 90H129V88L130 87H128V89L126 88V87H124ZM140 88V87H139ZM144 88H145V86H144ZM147 88V87H146ZM171 88H173V89H175V90H178V92H180V94H179V96L180 97H178L177 96V94H176V96L178 97V98H181L180 100L176 97V98H174V99H172L173 98V95H172V97H170V93L172 92V91H170V89ZM213 88V87H212ZM212 88H211V90H212ZM220 88V89H221ZM16 89V88H15ZM20 89V88H19ZM24 89V88H23ZM34 89V88H33ZM43 89V88H42ZM53 89V88H52ZM75 89V88H74ZM73 89V90H74ZM93 89V88H92ZM92 89H90V90H92ZM95 89V88H94ZM115 89V88H114ZM121 89V88H120ZM130 89H132V88H130ZM134 89H136L135 88V85H134V87H133V90ZM141 89V91H142V88H140ZM4 90V89H3ZM11 90V89H10ZM17 90V89H16ZM32 89L30 88V91H31ZM36 90H37V87H36ZM82 90V89H81ZM84 90V91H85ZM88 90H89V88H88ZM89 90V91H90ZM98 90V89H97ZM104 90V89H103ZM116 90V89H115ZM117 90H119V89H117ZM138 90V89H137ZM146 90V91H147ZM172 90V89H171ZM204 90V91H203ZM207 90H208V88H207ZM210 90V89H209ZM238 90V89H237ZM259 91L261 90V87H260V89H258ZM46 91V90H45ZM48 91H49V89H48ZM51 91H53V90H50V92ZM72 91V90H71ZM70 90H69V88L68 87H66V86H60V87H58V88H56L55 90H54V98L58 101V100H61V101H59V102H65V101H69L70 103H76L77 101L79 102V100H80V96L78 95V94H74L73 92V94H74V96H72L71 94H70V92H71ZM79 91V90H78ZM84 91H80L81 93L82 92H84ZM100 91H102L101 89H100ZM100 91H99V93H100ZM111 91V90H110ZM114 91V90H113ZM124 91V90H123ZM122 91V92H123ZM140 91V92H141ZM145 91V90H144ZM144 91H142V92H144ZM147 91V92H148ZM174 91V90H173ZM219 91H221V90H219ZM5 92V91H4ZM18 92H20V91H18ZM42 92V91H41ZM86 92V91H85ZM83 93V95L84 94H86V93ZM91 92H94V90L93 91H91ZM91 92L90 93H87V95L88 94H91ZM104 92V91H103ZM106 92L108 93V91L106 90ZM116 92V91H115ZM119 92V91H118ZM121 92V91H120ZM130 92H132L131 90H130ZM149 92V93H150ZM176 92V91H175ZM213 93H214V91H212ZM212 92H210V93H212ZM218 92V91H217ZM235 92V91H234ZM22 93V92H21ZM21 93H20V95H21ZM27 93V92H26ZM25 93V94H26ZM28 93H31V92H28ZM36 93V92H35ZM52 93V92H51ZM77 93V92H76ZM79 93V92H78ZM95 93V92H94ZM124 93V92H123ZM135 93V92H134ZM6 94V93H5ZM9 94V93H8ZM36 94H38V93H36ZM35 94V95H36ZM49 94V93H48ZM52 94V95H53ZM104 94H106V93H104ZM112 94H113V92L111 93V96H112ZM137 94V93H136ZM135 94V95H136ZM138 94H144V93H138ZM146 94V93H145ZM151 94V93H150ZM149 94V95H150ZM172 94V93H171ZM215 94V93H214ZM259 94V93H258ZM10 95V94H9ZM8 95V96H9ZM19 95V94H18ZM46 95H47V93H46ZM86 95V96H87ZM99 95V94H98ZM97 95V96H98ZM107 95V94H106ZM116 94H114V96H115ZM122 95V94H121ZM121 95H120V97H121ZM125 95V94H124ZM128 95H130L129 93H128ZM147 95H148V93H147ZM148 95V96H149ZM202 95L204 96L205 94H203L202 93ZM207 95H208V92H207ZM11 96V95H10ZM14 96V95H13ZM12 96V97H13ZM16 96V95H15ZM28 96V95H27ZM40 96V95H39ZM49 96V95H48ZM82 96V95H81ZM85 96V95H84ZM83 96V97H84ZM85 96V97H86ZM91 96V98H92V95H90ZM96 95H94V97H95ZM100 96V95H99ZM103 96V95H102ZM113 96V97H114ZM119 96V95H118ZM117 96V97H118ZM127 95H125L124 97H126ZM152 96V95H151ZM156 96V97H157ZM209 96V95H208ZM6 97V96H5ZM84 97V98H85ZM93 97V98H94ZM116 97V96H115ZM116 97V98H117ZM129 97V96H128ZM132 97H133V95H132ZM143 97V96H142ZM11 98V97H10ZM9 98V99H10ZM16 97H14L13 98V100H12V102H11V100H10V105H7V108H6V106H4L5 107V109H4V111L2 112V113H0L1 115H0V119H4V120H8V119H12V122H10L11 120H8L9 122H10V124H13L14 126H17L18 124H16L17 123V121H18V123L20 122V120H21V122L20 123H24L25 122V120H27V119H25V111H23V110H21L20 109V111H17V107H19L18 106V102L16 103L15 101L17 100H14ZM17 98H18V96H17ZM21 98H23V95H22V97ZM34 98V97H33ZM38 98V97H37ZM47 98V97H46ZM53 98V99H54ZM90 98V97H89ZM103 98V97H102ZM101 98V99H102ZM123 98V97H122ZM135 98V97H134ZM142 99L141 97H138V99ZM144 98V97H143ZM160 98V99H161ZM205 98V97H204ZM203 98V99H204ZM233 98H235V97H233ZM7 99H8V97H7ZM12 99V98H11ZM19 99V98H18ZM25 99H27V98H25ZM40 99V98H39ZM52 99V100H53ZM96 99V98H95ZM98 99V98H97ZM101 99H98V101L99 100H101ZM110 99V98H109ZM121 99V98H120ZM124 99V98H123ZM129 100L131 99V98H128ZM135 99H137V95H136V98ZM139 99V100H140ZM146 99H147V97H146ZM176 99H178V100H176ZM258 99H259V96H258ZM4 100V99H3ZM6 100V99H5ZM22 100V99H21ZM33 100V99H32ZM63 100V101H62ZM85 100V99H84ZM94 100V99H93ZM92 100V101H93ZM116 100V99H115ZM119 100V99H118ZM125 100H127V98H125ZM124 100V101H125ZM154 100V99H153ZM206 101L208 100V99H205ZM205 100H202V101H205ZM210 101L209 102H211V99H209ZM30 101V100H29ZM49 101V100H48ZM50 101H51V98H50ZM55 101V100H54ZM86 101V100H85ZM85 101H83V99H82V101L80 102V104L81 103H83V102H85ZM89 101V100H88ZM87 101V102H88ZM91 101V100H90ZM104 101V100H103ZM111 101V100H110ZM114 101V100H113ZM120 101H122V100H120ZM128 101V100H127ZM145 101V100H144ZM147 101V100H146ZM145 101V102H146ZM148 101H149V99H148ZM156 101H157V99H156ZM198 101V100H197ZM201 101V100H200ZM199 101V102H200ZM213 101V100H212ZM5 102L6 101H4V104H5ZM19 102H20V100H19ZM35 102V101H34ZM44 102V101H43ZM77 102V104H79ZM86 102V103H87ZM96 102V101H95ZM102 102V101H101ZM108 102V101H107ZM106 102V103H107ZM132 102V101H131ZM135 102V101H134ZM141 102V101H140ZM145 102H143L144 103V105H145ZM151 102V101H150ZM152 102H154V101H152ZM151 102V103H152ZM50 103V102H49ZM52 103V102H51ZM93 103H94V101H93ZM100 103V102H99ZM99 103H96V104H98V106H99ZM106 103H103V105L104 104H106ZM112 103H114V102H112ZM127 102L125 101V104H126ZM128 103H129V101H128ZM202 103V102H201ZM207 103V102H206ZM206 103H204V104H206ZM212 103V102H211ZM211 103H209L210 104V106L212 107L213 105H211ZM217 103V102H216ZM222 103V102H221ZM17 104V105H16ZM25 105H26V102L24 103ZM42 104V103H41ZM45 104V103H44ZM67 104V103H66ZM79 104V105H80ZM90 104V103H89ZM101 104V103H100ZM115 104V103H114ZM113 104V105H114ZM118 104V103H117ZM121 104V103H120ZM147 104V103H146ZM197 104V103H196ZM215 104V103H214ZM6 105V104H5ZM30 105V104H29ZM36 105H38V104H36ZM46 105H47V103H46ZM52 105V104H51ZM73 105V104H72ZM110 106H111V104H109ZM119 105V104H118ZM127 105H130V104H127ZM150 105V104H149ZM148 105V106H149ZM154 105V104H153ZM165 105V106H166ZM199 105H201V104H199ZM203 105V104H202ZM208 105V104H207ZM207 105H205V107L207 106ZM219 105V104H218ZM222 105V104H221ZM31 106V105H30ZM32 106H33V104H32ZM57 106V105H56ZM68 106V105H67ZM69 106H71V105H69ZM74 106H75V104H74ZM78 106V105H77ZM76 106V107H77ZM82 107H83V105H81ZM81 106H79V110H80V107ZM84 106H86V104H84ZM89 106V105H88ZM92 106V105H91ZM96 106V105H95ZM109 106V107H110ZM116 106V105H115ZM121 106V105H120ZM119 106V107H120ZM123 106V105H122ZM121 106V107H122ZM125 106V105H124ZM123 106V107H124ZM133 106V105H132ZM147 106V105H146ZM197 106H198V104H197ZM215 106H217L216 104H215ZM226 106V104L223 106V107H225ZM1 107H3V106H1ZM36 107V106H35ZM59 107H60V105H59ZM62 107V106H61ZM60 107V108H61ZM81 107V108H82ZM97 107V106H96ZM95 107V108H96ZM118 107V106H117ZM127 107V106H126ZM126 107H124L125 108V111H127L126 110ZM199 107V106H198ZM26 108V107H25ZM27 108H28V106H27ZM39 108H41V106L39 107ZM75 108V107H74ZM87 108V107H86ZM91 108H93V110H95L94 109V107L92 106ZM98 108V107H97ZM96 108V109H97ZM107 107H105V109H106ZM113 108V107H112ZM116 108V107H115ZM140 108H142V107H140ZM144 108V107H143ZM142 108V109H143ZM148 108V107H147ZM161 108V107H160ZM197 108V107H196ZM199 108H201V107H199ZM198 108V109H199ZM216 108V107H215ZM22 109H24V108H22ZM29 109V108H28ZM27 109V110H28ZM58 109V108H57ZM62 109V108H61ZM64 109V108H63ZM71 109H72V107H71ZM77 110V112H78V107L76 108ZM88 109H90V108H88ZM99 109H101L100 107H99ZM99 109L97 110L99 113L98 114H96L97 116L98 115H100L101 113H100V111H99ZM162 109V108H161ZM206 109H207V107H206ZM209 109V108H208ZM218 109V108H217ZM25 110V109H24ZM43 110H44V108H43ZM50 110V109H49ZM67 110V109H66ZM92 110V109H91ZM130 110H131V108H130ZM156 110V109H155ZM160 110V109H159ZM166 110L167 109H165L164 111L166 112ZM186 110H185V112H186ZM187 110V111H188ZM192 110H194V109H192ZM197 110V109H196ZM202 110V109H201ZM203 110H204V108H203ZM202 110V111H203ZM212 110V109H211ZM211 110H210V113H213V112H211ZM214 110V109H213ZM212 110V111H213ZM39 111V110H38ZM67 111H69V110H67ZM81 111V112H80ZM79 112L80 113H83L84 112V110H83V112H82V110H80ZM88 111V110H87ZM103 111V110H102ZM107 111H108V109H107ZM111 111V110H110ZM117 111V110H116ZM115 111V112H116ZM161 111V110H160ZM205 111V110H204ZM206 111H208V110H206ZM218 111H220V110H218ZM44 112V111H43ZM71 112H73V110L71 111ZM75 112V111H74ZM76 112V113H77ZM79 112L77 113V114H79ZM91 112V111H90ZM89 112V113H90ZM94 112V111H93ZM92 112V113H93ZM109 112V111H108ZM122 112V111H121ZM157 112V111H156ZM159 112V111H158ZM182 112V111H181ZM184 112V113H185ZM199 112H200V110H199ZM198 112V113H199ZM215 112V111H214ZM217 112V111H216ZM28 113V112H27ZM63 113V112H62ZM95 113H96V111H95ZM117 113V112H116ZM128 113V112H127ZM164 113V112H163ZM159 114V115H164V114ZM190 113V112H189ZM189 113H187V114H189ZM192 113V112H191ZM195 113V112H194ZM217 113H219V112H217ZM34 114V113H33ZM44 114V113H43ZM48 114V113H47ZM75 114V113H74ZM77 114H75V115H77ZM85 114H87V113H85ZM109 114V113H108ZM111 114V113H110ZM114 114V113H113ZM132 114V113H131ZM186 114V116H188ZM206 114H208V113H206ZM215 114V113H214ZM25 115V116H24ZM42 115V114H41ZM53 115V114H52ZM51 115V116H52ZM67 115H69V113L67 114ZM71 115H73V113H71ZM70 115V116H71ZM79 115H81V114H79ZM78 115V116H79ZM92 115V114H91ZM126 115H128V114H126ZM138 115V114H137ZM154 116H156V114H153ZM158 115V116H159ZM169 115V114H168ZM179 115H180V112H179ZM190 115V114H189ZM192 115V114H191ZM190 115V116H191ZM217 115V114H216ZM1 116H2V118H1ZM14 116H15V121L13 120V118H14ZM44 116V115H43ZM46 116V115H45ZM48 116V115H47ZM64 116H65V114H64ZM81 116H83V118H85V116H84V113H83V115H81ZM104 116H106V115H104ZM116 116V115H115ZM114 116V117H115ZM121 116V115H120ZM140 117H143V116H141V115H139ZM138 116V117H139ZM165 116V115H164ZM164 116H163V118H164ZM174 116V115H173ZM176 116H178V115H176ZM185 116V114H184V116H182V117H186ZM220 116V115H219ZM222 116V115H221ZM30 117V116H29ZM29 117H27V118H29ZM34 117V116H33ZM38 117V116H37ZM74 117V116H73ZM89 117H90V115H89ZM94 117V116H93ZM99 117H101V115L100 116H98V121L100 120V118ZM113 117V118H114ZM118 117V116H117ZM128 117H129V115H128ZM133 118H134V115L132 116ZM145 117V116H144ZM192 117V116H191ZM31 118V117H30ZM35 118V117H34ZM45 118V117H44ZM47 118V117H46ZM53 118V117H52ZM77 118V117H76ZM76 118H74L75 120H76ZM88 118V117H87ZM116 118V117H115ZM124 118V117H123ZM122 118V119H123ZM132 118V119H133ZM148 118V117H147ZM165 118H166V116H165ZM164 118V119H165ZM167 118H169V117H167ZM173 118V117H172ZM171 118V119H172ZM176 118V117H175ZM179 118V117H178ZM180 118H181V116H180ZM2 119V120H3ZM36 119V118H35ZM50 119V118H49ZM95 119H96V117H95ZM94 119V120H95ZM104 119V118H103ZM108 119H110V116H109V118ZM112 119V118H111ZM110 119V120H111ZM127 119V118H126ZM130 119V118H129ZM135 119V118H134ZM155 119V118H154ZM157 119H159V117L157 118ZM156 119V120H157ZM170 119V120H171ZM183 119V118H182ZM182 119H181V121H182ZM3 120V121H4ZM42 120V119H41ZM70 120V119H69ZM72 120V119H71ZM70 120V121H71ZM79 120V119H78ZM78 120H76V121H78ZM85 120V119H84ZM87 120V119H86ZM114 120V119H113ZM116 120H117V118H116ZM115 120V121H116ZM150 120V119H149ZM161 120V119H160ZM185 120H186V118H185ZM8 121H6V122H8ZM14 121V122H13ZM22 121H24V122H22ZM33 121V120H32ZM44 121V120H43ZM74 121V120H73ZM76 121H74V122H76ZM97 121V120H96ZM104 121V120H103ZM107 121V120H106ZM102 122V124L101 125H103L104 123L106 124L107 122ZM118 121H120V120H118ZM133 121V120H132ZM131 121V122H132ZM139 121V120H138ZM146 121V120H145ZM172 121V120H171ZM174 121V120H173ZM178 122H180L179 120H177ZM28 122V121H27ZM34 122V121H33ZM37 122V121H36ZM36 122H34V123H36ZM38 122H39V120H38ZM47 122V121H46ZM80 122H81V120H80ZM86 122V121H85ZM88 122V121H87ZM113 122V121H112ZM111 122V123H112ZM128 122V121H127ZM126 122V123H127ZM130 122V121H129ZM136 122V121H135ZM152 122H155L154 120H152ZM163 122H165V121H163ZM167 122V121H166ZM170 122V121H169ZM175 122V121H174ZM183 122V121H182ZM2 123V122H1ZM30 123H31V121H30ZM41 123V122H40ZM70 123H73V122H69L68 120H67V118H65V117H62V115L61 114H59V116L56 118V119H54L53 120V123L51 122V124H50V126H48L49 128H47V129H49V131L47 132V130L45 131V133H46V136H50V138L52 137V135L53 136H57V135H63V136H66V134L68 135V132H69V130H70ZM82 123L83 124H85L86 125V123H84V121H82ZM122 123V122H121ZM121 123L119 124V126L121 125ZM136 123H138V122H136ZM135 123V124H136ZM159 123H160V121H159ZM3 124V123H2ZM29 124V123H28ZM28 124H26V125H28ZM32 124V123H31ZM30 124V125H31ZM49 124V123H48ZM92 125V123H91V121H89V126H91ZM95 124H97V123H95ZM100 124V123H99ZM99 124H97V125H99ZM108 125H109V123H107ZM106 124V125H107ZM112 124H115V122H113ZM112 124H110V125H112ZM141 124H142V122H141ZM152 124H154V123H152ZM158 124V123H157ZM169 124V123H168ZM175 124H178V123H175ZM12 125V126H13ZM72 125H75L76 126V123L75 124H72ZM84 125V126H85ZM116 125V124H115ZM127 125V124H126ZM134 125V124H133ZM165 125V124H164ZM171 125H173V124H171ZM10 126V125H9ZM11 126V127H12ZM13 126V127H14ZM19 126V125H18ZM36 127H38L37 125H35ZM77 126H78V124H77ZM84 126H82L83 128H84ZM88 126V125H87ZM105 126V125H104ZM118 126V125H117ZM117 126H116V128H117ZM122 126V125H121ZM128 126V125H127ZM139 126V125H138ZM154 126V125H153ZM163 126V125H162ZM167 125H165L164 126V128L166 127ZM177 126V125H176ZM175 126V127H176ZM3 127H6V125L5 126H3ZM13 127H12V129H13ZM24 127V126H23ZM30 127V126H29ZM28 127V128H29ZM81 127V126H80ZM93 127V126H92ZM94 127H95V125H94ZM93 127V128H94ZM106 127V132L104 131V130H101V129H99V130H101L102 132L104 131L108 136L109 135H112L111 134V132H110V130L109 129H112L113 128V126H112V128H109L108 126H105ZM125 127V126H124ZM139 127H141V126H139ZM142 127H143V125H142ZM158 127L159 126H157L156 128L158 129ZM174 127V126H173ZM15 128H17V127H15ZM14 128V129H15ZM31 128V127H30ZM32 128H33V126H32ZM39 128V127H38ZM44 128V127H43ZM91 128V127H90ZM109 128V129H108ZM134 128V127H133ZM146 128V127H145ZM150 128V127H149ZM152 129H153V127H151ZM150 128V129H151ZM6 129V128H5ZM9 129V128H8ZM21 129V128H20ZM40 129V128H39ZM42 129V128H41ZM77 129H79V128H77ZM82 129V128H81ZM96 129H97V126H96ZM114 129H115V126H114ZM150 129L149 130H146V129H144V131H150ZM168 129H169V127H168ZM173 129V128H172ZM25 130H27V129H25ZM72 130V129H71ZM88 130H89V128H88ZM94 130V129H93ZM98 130V129H97ZM122 130H124V129H122ZM125 130H127L126 128H125ZM132 130V129H131ZM131 130H130V133H131ZM134 130V129H133ZM135 130H136V127H135ZM135 130H134V132H135ZM139 130H140V128H139ZM142 130V129H141ZM140 130V131H141ZM163 130H165V129H163ZM6 131V130H5ZM16 131H17V129H16ZM19 131V130H18ZM17 131V132H18ZM35 131V130H34ZM91 131V130H90ZM95 131V130H94ZM113 131V130H112ZM120 131V130H119ZM129 131V130H128ZM154 131V130H153ZM2 132V131H1ZM30 132V131H29ZM75 132V131H74ZM117 132V131H116ZM125 132V131H124ZM133 131H132V133H134ZM139 132V131H138ZM151 132V131H150ZM157 132V131H156ZM161 132H162V129H161ZM161 132H159V133H161ZM4 133V132H3ZM2 133V134H3ZM32 133H33V131H32ZM45 133H42V134H45ZM81 133H83V132H81ZM86 133H88L87 132V128H86ZM93 133V132H92ZM91 133V134H92ZM98 133V132H97ZM96 133V134H97ZM105 133H103V134H105ZM115 133V132H114ZM119 133V132H118ZM131 133V134H132ZM136 133H137V131H136ZM142 133V132H141ZM144 133V132H143ZM154 133V132H153ZM9 134H11V133H9ZM8 134V135H9ZM17 134V133H16ZM21 134V133H20ZM25 134H26V131H25ZM31 134V133H30ZM30 134H28V135H30ZM34 134V133H33ZM37 134V133H36ZM94 134V133H93ZM99 134V133H98ZM102 134V133H101ZM120 134V133H119ZM122 134H123V132H122ZM125 134H126V132H125ZM125 134H124V136H125ZM130 134V135H131ZM147 134V133H146ZM12 135H14V134H12ZM27 135V134H26ZM39 135V134H38ZM37 135V136H38ZM79 135V133L77 134V136ZM82 135V134H81ZM89 135H90V132H89ZM100 135V134H99ZM118 134H116L115 136H117ZM133 135V134H132ZM150 135H153L152 133L150 134ZM154 135H156V133L154 134ZM161 135V134H160ZM159 135V136H160ZM165 135V134H164ZM11 136V135H10ZM31 136V135H30ZM36 136V137H37ZM46 136H44L45 138L44 139H46L47 140V138H46ZM87 136V138H89L88 137V135H86ZM98 136V135H97ZM123 136V137H124ZM149 135H147V138H149V140H150V138L152 137H148ZM162 136V135H161ZM8 137V136H7ZM20 137V136H19ZM33 137V136H32ZM68 137V136H67ZM82 137V136H81ZM84 137V136H83ZM102 137V136H101ZM104 137V136H103ZM110 137V136H109ZM109 137H107L106 136V138H108L109 139ZM2 138V137H1ZM9 138V137H8ZM16 138V137H15ZM34 138V137H33ZM55 138V137H54ZM53 138V139H54ZM79 138V137H78ZM98 138H99V136H98ZM106 138H105V140H106ZM111 138V137H110ZM114 138V137H113ZM118 138H119V136H118ZM133 138V137H132ZM160 138V137H159ZM159 138L157 139L158 141H159ZM4 139V138H3ZM12 139V138H11ZM17 139V138H16ZM15 139V140H16ZM43 139V138H42ZM52 139V138H51ZM52 139V140H53ZM63 139V138H62ZM69 139V138H68ZM76 139V138H75ZM80 139H82V138H80ZM104 139V138H103ZM107 139V140H108ZM131 139V138H130ZM161 139V138H160ZM166 139V138H165ZM6 140V139H5ZM22 140V139H21ZM27 140V139H26ZM31 140H32V138H31ZM48 140H49V138H48ZM65 140V139H64ZM71 140V139H70ZM70 140H69V142H70ZM74 140V139H73ZM86 140V139H85ZM90 140V139H89ZM111 141H112V139H110ZM113 140H115V139H113ZM121 140V139H120ZM147 140V139H146ZM162 140V139H161ZM10 141V140H9ZM19 141V140H18ZM17 141V142H18ZM34 141V140H33ZM36 141V140H35ZM76 141V140H75ZM98 141V140H97ZM100 141H101V139H100ZM111 141H109V143L111 142ZM116 141H118L117 139H116ZM115 141V142H116ZM132 141H133V139H132ZM1 142V141H0ZM4 142V141H3ZM14 142V141H13ZM30 142V141H29ZM38 142V141H37ZM36 142V143H37ZM68 142V141H67ZM78 142V141H77ZM89 142V141H88ZM105 142V141H104ZM119 142H121V141H119ZM127 142V141H126ZM160 142V141H159ZM6 143V142H5ZM22 143H24V142H22ZM21 143V144H22ZM34 143V142H33ZM44 144H45V142H43ZM57 143H58V141H57ZM60 143V142H59ZM98 143V142H97ZM101 143V142H100ZM112 143V142H111ZM114 143V142H113ZM148 143V142H147ZM164 143H165V141H164ZM178 143V142H177ZM176 143V144H177ZM181 143V142H180ZM1 144V143H0ZM8 144V143H7ZM25 144V143H24ZM29 144V143H28ZM32 144V143H31ZM49 145H52V143L50 144V143H48ZM70 144V143H69ZM78 145H82V143H80V142H78L77 143ZM91 144V143H90ZM89 144V145H90ZM95 144V143H94ZM102 145H103V142L101 143ZM105 144V143H104ZM108 144V143H107ZM16 145V144H15ZM32 145H34V144H32ZM46 145H47V143H46ZM67 145V144H66ZM74 145V144H73ZM72 145V146H73ZM85 145V144H84ZM84 145H83V147H84ZM116 145V144H115ZM118 146H121V145H119V143L117 144ZM123 145V144H122ZM127 145V144H126ZM180 145V144H179ZM179 145H177V146H179ZM7 146V145H6ZM12 146V145H11ZM18 146H20V145H18ZM28 146V145H27ZM35 146V145H34ZM37 146H39L40 147V145H37ZM48 146V145H47ZM55 146V145H54ZM64 146V145H63ZM70 146V145H69ZM75 146V145H74ZM73 146V147H74ZM113 146V144L111 145V147ZM130 146V145H129ZM134 146V145H133ZM2 147H3V144H2ZM1 146H0V156H1V154H3V151H4V149H7V148H9L8 146H7V148L5 147V148H2ZM17 147V146H16ZM15 147V148H16ZM32 147V146H31ZM38 147V148H39ZM48 147H50V146H48ZM56 147V146H55ZM68 147V146H67ZM76 147V146H75ZM82 147V146H81ZM98 147V146H97ZM104 147V146H103ZM105 147H108L107 145L105 146ZM105 147H104V150H105ZM110 147V148H111ZM114 147V146H113ZM125 147H127V146H125ZM151 147V146H150ZM23 148V147H22ZM46 148V147H45ZM59 148V147H58ZM79 148V147H78ZM78 148H77V150H78ZM102 148V147H101ZM110 148H109V150H110ZM128 148V147H127ZM134 148H135V146H134ZM137 148V147H136ZM12 148H10V150H11ZM18 149H19V147H18ZM17 149V150H18ZM27 149V148H26ZM30 149V148H29ZM34 149V148H33ZM32 149V150H33ZM52 149H53V147H52ZM51 149V150H52ZM91 149V148H90ZM113 149V148H112ZM115 150H116V148H114ZM122 149H123V147H122ZM121 149V150H122ZM148 149V148H147ZM146 149V150H147ZM153 149H155L154 147H153ZM9 150V149H8ZM39 150V149H38ZM50 150V149H49ZM48 150V151H49ZM55 150V149H54ZM57 150V149H56ZM67 150V149H66ZM65 150V151H66ZM74 150H76V148L74 149ZM83 150V149H82ZM96 149H94V151H95ZM108 150V151H109ZM139 150V149H138ZM137 150V151H138ZM152 150V149H151ZM19 151H20V149H19ZM18 151V152H19ZM22 151V150H21ZM27 151V150H26ZM30 151V150H29ZM61 151V150H60ZM59 151V152H60ZM70 151V150H69ZM91 151V150H90ZM93 151V152H94ZM100 151V150H99ZM106 151H107V149H106ZM105 151V152H106ZM114 151V150H113ZM129 151V150H128ZM134 151V150H133ZM150 151V150H149ZM211 151H212V149H211ZM6 152V151H5ZM23 152V151H22ZM24 152H25V150H24ZM57 152V151H56ZM74 152H76V151H74ZM79 152V151H78ZM88 152V151H87ZM86 152V153H87ZM97 152V151H96ZM110 152H112V151H110ZM116 152V151H115ZM126 152H127V150H126ZM142 152V151H141ZM143 152H144V148H143ZM146 152V151H145ZM154 152V151H153ZM156 152V151H155ZM158 152V151H157ZM9 152H7L6 153V155L8 154ZM14 153V152H13ZM12 152H11V154H13ZM16 153V152H15ZM21 153V152H20ZM43 153H45V151L44 152H42V154ZM52 153V152H51ZM72 153V152H71ZM103 153V152H102ZM114 153V152H113ZM151 153V152H150ZM172 153V152H171ZM174 153V152H173ZM230 153V152H229ZM5 154V153H4ZM19 154V153H18ZM17 154V155H18ZM36 154H37V150H36ZM35 154V152H34V154L33 155H35L36 156V160L38 159V158H40V159H42V158H44V156H45V154H48V153H45L44 154V156L42 155L41 157H39V155H41V153L39 154V151H38V154L39 155H36ZM57 154V153H56ZM76 154V153H75ZM81 154V153H80ZM87 154H89V153H87ZM90 154H92V153H90ZM106 154V153H105ZM109 154V153H108ZM149 154V153H148ZM167 154V153H166ZM165 154V155H166ZM192 154V153H191ZM190 154V155H191ZM194 154V153H193ZM231 154V153H230ZM5 155V156H6ZM16 155V154H15ZM25 155H28V154H25ZM33 155H30L31 157L33 156ZM49 155V154H48ZM52 155V154H51ZM58 155V154H57ZM68 155V154H67ZM71 155V154H70ZM73 155H74V153H73ZM100 155V154H99ZM110 155V154H109ZM113 155V154H112ZM117 155V154H116ZM125 155V154H124ZM128 155V154H127ZM132 155V154H131ZM138 155V154H137ZM136 155V156H137ZM154 155V154H153ZM159 155H161L160 153H159ZM163 155V154H162ZM197 154H195L194 155V157L196 156ZM212 155V154H211ZM217 155H219V153L217 154ZM222 155V154H221ZM232 155V154H231ZM19 156H21V155H19ZM23 156V155H22ZM29 156V157H30ZM86 156V155H85ZM93 156V155H92ZM96 156V155H95ZM98 156V155H97ZM96 156V157H97ZM107 156V155H106ZM126 156V155H125ZM133 156H135V154H133ZM132 156V157H133ZM151 156V155H150ZM155 156H157V155H155ZM171 156V155H170ZM176 156V155H175ZM188 156V155H187ZM198 156V155H197ZM223 156V155H222ZM225 156H227V155H225ZM236 156V155H235ZM2 157V156H1ZM7 157V156H6ZM5 157V158H6ZM16 157V156H15ZM26 157V156H25ZM24 156L21 158V159H23V158H25ZM38 157V158H37ZM51 156H49V158H50ZM59 157V156H58ZM57 157V158H58ZM61 157H63V156H61ZM60 157V158H61ZM76 157H77V155H76ZM91 157V156H90ZM113 157H115V156H113ZM120 157V156H119ZM127 157V156H126ZM141 157V156H140ZM152 157V156H151ZM154 157V156H153ZM152 157V158H153ZM190 157V156H189ZM201 157H202V155H201ZM201 157H200V159H201ZM214 157V156H213ZM219 157V156H218ZM217 157V159L215 158L212 162H211V164H210V162H209V167H211L210 168V172H211V174H213L212 176H215V178H217V179H219L223 184H226V187L228 186V185H230L231 187H232V184L234 185V184H236L235 182H237L238 183V185L240 184V183H242L243 184V188H244V192L242 193L241 192V194L239 193L238 194V196H237V193H236V195L235 194H233L234 196H236V197H233L232 195H227L226 193H225V195L223 194V193H221L220 194V191H219V193H217V191H216V189H215V192L213 193L212 192V194H210V197H208V198H210L209 200H208V198H205V200L207 199L208 200V202L210 201V200H212L213 201V203H212V201H210L213 205H214V203L217 205V206H220V205H222L221 207H223L224 208V210H225V213H222V210H221V213H215L214 212V210H216L215 209V206L214 207H212V208H208L209 207V205L211 204H209L208 206H205V204L207 205L208 204V202H204V203H202V206H197V208L195 207V209H190L189 207V209H186V210H183V209H185L186 207L185 206H189V205H186V204H184V200H179L178 202H176L177 203V206H179L180 207V212H181V214L179 213V216L180 215H182V216H184L185 218V225L182 227V230H183V232L185 233V237L187 238V237H189V238H187V240H190L191 242H193V243H195V240L197 239V235H198V233H199V235L201 234L200 233V231H204V230H209V231H211V232H220V230L221 229H223L224 227H227V226H230L231 227V229L229 230V229H226V230H229V232L231 231V230H233V229H236L235 227H237L238 228V231H239V235H235L234 233H227V234H224L225 232H223V234H222V232H220L221 233V236L223 235V236H225V238H223V239H218V238H216V239H218L219 241L220 240H223V241H221L222 243H220L219 245H226L229 241H234V240H237V239H241L242 241H246V242H248L247 240H248V238L249 237H252V236H250V235H252V234H257L259 231H261V233H263L262 231H264V202H259V203H257L256 201L257 200H255V198L254 197H252L253 195H252V193L253 192H256V190H258V188H259V186H260V182H261V185H262V180H258V178L255 180L256 182H254V183H252L250 186H252L251 188H250V186H248L249 185V183H248V180L246 181V182H238V177H236V173H238V172H234V175H233V169L234 168H231V165H234V164H229L228 163V161L227 160H225L224 158H218ZM230 157V156H229ZM232 157V156H231ZM230 157V158H231ZM3 159H5L4 157H2ZM8 158V157H7ZM6 158V159H7ZM27 158V157H26ZM25 158V159H26ZM35 158V157H34ZM34 158H28V159H26V162L23 160L22 162H21V160H20V162H18V163H16V164H20L19 166L21 167V164H27L26 166H32V167H39V166H42V164L44 163H42L40 160H37V161H39V162H41L42 164L41 165H39V163L34 159ZM55 158V157H54ZM64 158V157H63ZM78 158V157H77ZM80 158H83V157H80ZM95 158V157H94ZM100 158V157H99ZM98 157H97V159H99ZM109 158V157H108ZM121 158V157H120ZM125 158V157H124ZM123 158V159H124ZM146 158V157H145ZM147 158H149V156L147 157ZM152 158H151V160H152ZM157 158V157H156ZM160 158V157H159ZM164 158V157H163ZM181 158V157H180ZM192 158V157H191ZM203 158V157H202ZM208 158V157H207ZM212 158V157H211ZM233 158H236V157H233ZM238 158H239V156H238ZM12 159V158H11ZM30 159V160H29ZM47 159V158H46ZM69 159V158H68ZM127 159V158H126ZM131 159V158H130ZM137 159V158H136ZM140 159V158H139ZM193 159V158H192ZM191 159V160H192ZM197 159H199V158H197ZM213 159V158H212ZM228 159V158H227ZM237 159V158H236ZM235 159V160H236ZM72 160V159H71ZM78 160V159H77ZM84 160V159H83ZM88 160V159H87ZM111 160V159H110ZM134 160V159H133ZM138 160V159H137ZM162 160V159H161ZM165 160V159H164ZM166 160H167V158H166ZM166 160H165V162H166ZM172 160V159H171ZM194 160V159H193ZM204 160V159H203ZM211 160V159H210ZM234 160V161H235ZM42 161H44V160H42ZM66 161V160H65ZM73 161V160H72ZM92 161H93V159H92ZM104 161H106V159L104 160ZM112 161H114V160H112ZM111 161V162H112ZM132 161V160H131ZM141 161V160H140ZM152 161H154V160H152ZM152 161H151V163H152ZM168 161V160H167ZM174 161V160H173ZM205 161V160H204ZM1 162V161H0ZM5 162V161H4ZM15 162V161H14ZM13 162V163H14ZM46 162H47V160H46ZM45 162V163H46ZM81 162V161H80ZM79 162V163H80ZM85 161H83V163H84ZM95 162V161H94ZM102 162V161H101ZM115 162V161H114ZM122 162V161H121ZM128 162V161H127ZM133 162V161H132ZM143 162V161H142ZM155 163H156V161H154ZM171 162V161H170ZM182 162V161H181ZM185 162V161H184ZM193 162V161H192ZM191 162V163H192ZM197 162V161H196ZM206 162V161H205ZM3 163V162H2ZM12 163V164H13ZM51 163V162H50ZM59 163V162H58ZM78 163V166L80 165ZM117 163V162H116ZM122 163H124V162H122ZM130 163V162H129ZM150 163V161L147 163V165ZM162 164L164 163V162H161ZM173 163V162H172ZM191 163H190V165H191ZM204 163V162H203ZM208 163V162H207ZM231 163H232V161H231ZM234 163V162H233ZM11 164V163H10ZM48 163H46V164H43V166L45 165H47ZM89 164H90V162H89ZM91 164H92V162H91ZM131 164V163H130ZM130 164H129V166H130ZM157 164H158V162H157ZM165 164V163H164ZM175 163H173V165H174ZM183 164V163H182ZM186 164V163H185ZM205 164V163H204ZM8 165H9V160H8ZM54 165V164H53ZM67 165V164H66ZM82 165V164H81ZM85 165V164H84ZM106 165H107V163H106ZM105 165V166H106ZM166 165V164H165ZM237 165V164H236ZM6 166V164H0V205H5V209H4V211H1L2 212V215H1V217H0V222H2V224H4L3 226L4 227H6V228H4L5 230L7 229L8 230V233H6V234H8V236H7V238L9 237L10 239H7L6 238V241L7 240H9L10 242L6 245V246H4L5 248L3 249V250H5V253H3L4 255H3V257L0 259V264L2 263H4V264H6V262L5 261H7L8 263H9V261L11 262L10 264H20L21 263V261H20V259L22 258L21 257V253L23 252V251H25V250H23V248H25L26 246L25 245H27L28 246V249H29V247H30V245H31V247H32V245L33 246H35L36 248H34V249H37V254L38 255H31V260H30V256H29V258H28V261L30 260V262H29V264H87V260L86 259H88V257L87 256H85L86 255V252L88 253H90L89 255H93L92 257L93 258H91V260H93L94 259V263L95 264H112L113 262L112 261H114V258H113V260L110 258V256L109 255H107V254H105V253H103V249L105 248V247H99L97 244H95V243H92L91 241H85V239H86V237L84 236V235H87V234H83V235H80L79 233H78V230L77 229H75V227H74V225H75V223H72V225H71V223L69 222V218H68V216L69 215H71V214H69L68 213V216L67 217H65V216H62V213L60 214V216H59V214H58V216H59V220H58V222H59V224H60V226L59 227H63V229H64V227H65V232H66V230H69V231H71V233L73 234V235H71V236H68V235H70L69 233H66V235H65V232L62 234L61 233V229L60 228H58L59 230H60V233L63 235V236H65V237H63L64 239L66 238V236H68L69 237V240H72V239H74V238H76V236H77V239H78V237L83 241L82 243H84L85 244V246H86V249H83V248H81V246H83L84 244H82V243H80L81 241L80 240H77L80 244H81V246H80V244L78 245V247L76 246L77 244L76 243H78V242H75L76 241V239H75V244L76 245H72V247H74V248H78V250H75V251H73L74 253L76 252L78 255L75 257H70V259H68V253H70L69 251L70 250H68V253L66 252L67 250L66 249H63V248H59L58 247V243H60L59 245H61V243L62 242H64V240H62V242H59V241H57L56 239H57V237H60V236H62V235H59V233H58V236L56 235V233H55V242H53V244H57V246L56 247H58V252H60V249H62V250H65V252H66V255L67 256H63L62 254H61V252L60 253H58V252H54V254H57V255H54V254H48V253H50V252H52L51 250L52 249H48L49 251H47L46 249H42V239H40L39 238V236L37 235V231H35L36 230V228H34V224L36 223V219L38 218L39 219V217H42V216H40V215H43L44 216V218L46 217V219L48 220V218L49 219H51V220H53L54 221V223H55V221H57V219H58V216H57V214H56V217H57V219H56V217H53V218H50V216H52L53 214V212L52 211H49V213L50 212H52L51 214L52 215H48L47 213V211L46 212H44V214H43V211H45V209H49V208H44L43 210H41L42 211V213H40V209H38L37 208V206H38V203H42V200H40V199H43L42 198V194L45 192V189H44V187H43V189H42V186L44 185L42 182H41V180L38 178V177H36V176H29V175H27L26 174V172H27V170H26V172H24V171H21L20 170V167H16V169L14 170H11V171H9V170H7L6 168H7V166ZM18 166V165H17ZM49 166H50V164H49ZM56 166V165H55ZM64 166V165H63ZM62 165H61V167H60V165H59V167H57V169L56 168H54V169H56V170H58V171H62L63 169L65 170V171H68L69 170V168L67 169L66 167H63ZM70 166H72V165H70ZM69 166V167H70ZM116 166V165H115ZM128 166V165H127ZM132 166V165H131ZM152 166V165H151ZM150 166V167H151ZM153 166H156V164L155 165H153ZM167 166V165H166ZM204 166V165H203ZM207 166V165H206ZM235 166V165H234ZM10 167V166H9ZM15 167V166H14ZM32 167H30V169L32 168ZM68 167V166H67ZM83 167V166H82ZM92 167V166H91ZM94 167V166H93ZM96 167V166H95ZM99 167H100V165H99ZM135 167V166H134ZM139 167V166H138ZM141 167V166H140ZM145 167V166H144ZM148 167V166H147ZM159 167V166H158ZM157 167V168H158ZM172 167V166H171ZM185 167H187V166H185ZM193 167H196V166H193ZM205 167V166H204ZM245 167V166H244ZM243 167V168H244ZM21 168H23V165H22V167ZM36 168V170L35 171H37L38 169ZM45 169L47 168V167H44ZM43 168V170H45ZM50 168V167H49ZM74 168H79V167H74ZM88 168V167H87ZM122 168V167H121ZM164 168V167H163ZM166 168V167H165ZM164 168V169H165ZM168 168V167H167ZM192 168V167H191ZM208 167H206L205 169H207ZM235 168H236V166H235ZM240 168V167H239ZM243 168H242V171H243ZM247 168V167H246ZM252 168V167H251ZM251 168H248V169H250L249 171H251ZM255 168V167H254ZM253 168V169H254ZM9 169V168H8ZM28 169V168H27ZM30 169H28V170H30ZM39 169L41 170L42 169V167L40 168L39 167ZM48 169V168H47ZM62 169V170H61ZM95 169H97V168H95ZM113 169H115V167L113 168ZM129 168H127L125 165H123V173H125L124 175H126L125 177L126 178H128V179H130V173H129V170H128ZM140 169V168H139ZM142 169V168H141ZM152 169V168H151ZM154 169V168H153ZM156 169V168H155ZM154 169V170H155ZM159 169V168H158ZM161 169V168H160ZM169 169V168H168ZM189 169V168H188ZM200 169H203V168H200ZM241 169V168H240ZM253 169H252V171H253ZM23 170V169H22ZM24 170H25V168H24ZM31 170H33V172H34V169L32 168ZM28 171L29 173L30 172H32V171ZM40 170H38V171H40ZM49 170V169H48ZM71 170V169H70ZM83 170V169H82ZM101 170H103V169H101ZM109 170V169H108ZM120 170V169H119ZM134 170V169H133ZM157 170V169H156ZM155 170V171H156ZM162 170V169H161ZM167 170V169H166ZM166 170H164L165 172H166ZM187 170V169H186ZM197 170V169H196ZM38 171H37V173H38ZM53 171V170H52ZM57 171V172H58ZM64 171V172H65ZM74 171V170H73ZM78 171H79V169H78ZM85 171V170H84ZM89 171V170H88ZM88 171L86 172H79V174L78 175H80V176H82V178L87 182V184L89 183L91 186H89V187H91L92 189H93V192L95 191L97 194H93L94 196H97V195H99L102 199H107V201H108V199H112L111 197H112V195L114 194V196H117V194L113 191V188H110L109 186H108V188H110V190L109 189H107V187H105L104 185H103V187H105V188H101L100 187V185H98V184H96L95 182H93L92 181V176H90V172L88 173ZM91 171V170H90ZM98 171V170H97ZM112 171V170H111ZM136 171V170H135ZM178 171V170H177ZM198 171H200V170H198ZM204 171V170H203ZM236 171V170H235ZM240 171V170H239ZM246 171V170H245ZM32 172V173H33ZM57 172L55 171V173H56V175H59L60 173H58L57 174ZM63 172V171H62ZM70 172V171H69ZM69 172H67V173H69ZM92 172H94V171H92ZM103 172V171H102ZM113 172V171H112ZM112 172H111V174H112ZM115 172V171H114ZM118 172V171H117ZM122 172V171H121ZM138 172V171H137ZM147 172V171H146ZM169 172V171H168ZM208 172V171H207ZM209 172V173H210ZM244 172V171H243ZM242 172V173H243ZM254 172V171H253ZM31 173V174H32ZM41 173H42V171H41ZM71 173V172H70ZM76 173V172H75ZM74 173V174H75ZM98 173V172H97ZM142 173V172H141ZM148 173V175H149V172H147ZM151 173V172H150ZM155 173V172H154ZM159 173H160V171H159ZM164 173V172H163ZM183 173V172H182ZM200 173V172H199ZM240 173V172H239ZM246 173V172H245ZM248 173V172H247ZM250 173V172H249ZM48 174V173H47ZM62 174V173H61ZM71 174H73V172L71 173ZM96 174V173H95ZM94 174V175H95ZM100 174V173H99ZM102 174V173H101ZM120 174H122V173H120ZM119 174V175H120ZM138 174V173H137ZM156 174V173H155ZM155 174H153V175H155ZM161 174V173H160ZM184 174V173H183ZM36 175V174H35ZM42 175V174H41ZM45 175V174H44ZM76 175H77V173H76ZM118 175V174H117ZM151 176H152V173L150 174ZM239 175V174H238ZM49 178H50V176L49 175H47ZM52 176H53V174H52ZM61 177H63V174L62 175H60ZM60 176H58L59 178H60ZM75 176V175H74ZM80 176H78V178L80 177ZM106 176V175H105ZM133 176V175H132ZM150 176V177H151ZM167 176V175H166ZM177 176V175H176ZM179 176V175H178ZM241 176V175H240ZM44 177V176H43ZM47 177V178H48ZM98 177V176H97ZM115 177V176H114ZM121 177V176H120ZM134 177V176H133ZM159 177V176H158ZM163 177V176H162ZM180 177H181V175H180ZM243 177V176H242ZM242 177H240V179L242 178ZM52 178V177H51ZM75 178H76V176H75ZM115 178H117V177H115ZM124 178V177H123ZM160 178V177H159ZM158 178V179H159ZM179 178V177H178ZM213 178V177H212ZM211 178V179H212ZM44 179V178H43ZM56 179V178H55ZM71 179V178H70ZM80 179V178H79ZM78 179V180H79ZM108 179V178H107ZM111 179V178H110ZM118 179V178H117ZM116 179V180H117ZM152 179H153V176H152ZM151 179V180H152ZM165 179V178H164ZM45 180V179H44ZM47 180H49V179H47ZM61 180H63V179H61ZM65 180H67V179H65ZM69 180V179H68ZM67 180V181H68ZM73 180V179H72ZM102 180V179H101ZM118 180H121L120 178L118 179ZM131 180V179H130ZM133 180H134V178H133ZM147 180V179H146ZM149 180V179H148ZM156 180V179H155ZM160 180V179H159ZM174 180V179H173ZM179 180H182V178L181 179H179ZM207 180V179H206ZM264 180V179H263ZM31 181V182H30ZM46 181V180H45ZM59 181V180H58ZM67 181H65V182H67ZM74 181V180H73ZM95 181H96V179H95ZM98 181V180H97ZM100 181V180H99ZM98 181V182H99ZM113 181H114V179H113ZM129 181V180H128ZM132 181V180H131ZM150 181V180H149ZM169 181V180H168ZM171 181V180H170ZM176 181V180H175ZM208 181V180H207ZM210 181V180H209ZM240 181V180H239ZM244 181V180H243ZM258 181H260V182H258ZM44 182V181H43ZM61 182V181H60ZM85 182V183H86ZM110 182H111V180H110ZM118 182V181H117ZM117 182H115V183H117ZM123 181L121 180V182H119L118 184H119V186H120V184L122 183ZM130 182V181H129ZM129 182H127V184L129 183ZM134 182V181H133ZM141 182V181H140ZM165 182V181H164ZM179 182V181H178ZM182 182V181H181ZM45 183V182H44ZM49 183V182H48ZM51 183V182H50ZM59 183V182H58ZM74 183V182H73ZM85 183H84V185H85ZM102 183V182H101ZM132 183V182H131ZM130 183V184H131ZM155 183H156V181H155ZM161 183V182H160ZM159 183V184H160ZM166 183V182H165ZM201 183V182H200ZM208 183V182H207ZM215 183V182H214ZM46 184V183H45ZM70 184V186L72 185L71 183H69ZM68 184V185H69ZM105 184H110V183H105ZM117 184V185H118ZM122 184H124V186H125V183L123 182ZM152 184V183H151ZM154 184V183H153ZM158 184V185H159ZM175 184V183H174ZM179 184H180V182H179ZM212 184V183H211ZM55 185V184H54ZM113 185H114V183H113ZM112 185V186H113ZM133 185V184H132ZM136 185V184H135ZM173 185V184H172ZM202 185V184H201ZM205 185V184H204ZM210 185V184H209ZM214 185V184H213ZM55 186H57V185H55ZM54 186V187H55ZM60 186H63V185H61L60 184ZM66 186V185H65ZM77 186V185H76ZM79 186V185H78ZM86 186V185H85ZM138 186V185H137ZM140 186V185H139ZM147 186H149L148 184H147ZM151 186V185H150ZM156 186V185H155ZM211 186V185H210ZM216 186V185H215ZM221 186H222V184H221ZM237 186V185H236ZM240 186H242L241 184H240ZM249 187V188H247L246 189V187ZM264 185H262L261 187H263ZM50 187V186H49ZM67 187V186H66ZM118 187V186H117ZM121 187H123V186H121ZM134 187V186H133ZM145 187V186H144ZM151 187H153V186H151ZM172 187V186H171ZM175 187V186H174ZM178 187V186H177ZM229 187V186H228ZM234 187H235V185H234ZM260 187V188H261ZM81 188V187H80ZM86 189L88 188V187H85ZM128 188V187H127ZM130 188H132V187H130ZM137 188V187H136ZM146 188H148V187H146ZM155 188V187H154ZM160 188V187H159ZM166 188V187H165ZM203 188V187H202ZM215 188V187H214ZM40 189H42V190H44V192L43 193H41V196H40ZM51 189V188H50ZM54 189V188H53ZM62 189V188H61ZM64 189V188H63ZM74 189V188H73ZM77 189V188H76ZM79 189V188H78ZM85 189V190H86ZM91 189V190H92ZM112 189V190H111ZM116 189V188H115ZM118 189V188H117ZM120 189V188H119ZM119 189H118V191H119ZM124 189H126L125 187H124ZM129 189V188H128ZM143 189V188H142ZM149 189V188H148ZM164 189V188H163ZM167 189V188H166ZM206 189V188H205ZM223 189V188H222ZM49 190V189H48ZM52 190V189H51ZM84 190V189H83ZM90 190V188H89V191H91ZM121 190V189H120ZM127 190V189H126ZM132 190V189H131ZM140 190L141 189H139V193L138 194H140L141 192H140ZM145 190V189H144ZM156 190V189H155ZM160 190V189H159ZM218 190V189H217ZM224 190V189H223ZM230 190V189H229ZM228 190V191H229ZM260 190H262V189H260ZM47 191V190H46ZM58 191V190H57ZM64 191V190H63ZM77 191V190H76ZM88 191V190H87ZM112 191V192H111ZM116 191V190H115ZM133 191H134V189H133ZM133 191H131V192H133ZM137 191V190H136ZM161 191V190H160ZM226 191V190H225ZM232 191V190H231ZM8 192V193H7ZM48 192H50V191H48ZM47 192V193H48ZM52 192V191H51ZM50 192V193H51ZM56 192V191H55ZM65 192V191H64ZM114 192V193H113ZM117 192V191H116ZM127 192V191H126ZM146 192V191H145ZM164 192H166L165 190H164ZM168 192V191H167ZM258 192V191H257ZM262 192V191H261ZM4 193H7V194H10L9 196H11V194H12V197H13V202L19 207V205H20V207H21V204H22V208L21 209H19V208H17V206H15V204L14 203H12V201H11V199L10 200H8L10 197L9 196H7V197H9L7 200H5L6 199V197H5V194ZM66 193V192H65ZM78 193V192H77ZM81 193V192H80ZM92 192H89V195L91 194ZM120 193H122V191L120 192ZM128 193V192H127ZM156 193V192H155ZM171 193V192H170ZM206 193V192H205ZM259 193V192H258ZM264 193V192H263ZM262 193V194H263ZM46 194V193H45ZM58 194V193H57ZM61 193H59V195H60ZM64 194V193H63ZM70 194H71V192H70ZM75 194H76V192H75ZM85 194H87V193H85ZM116 194V195H115ZM119 194V193H118ZM123 194V193H122ZM137 194V193H136ZM136 194H132V195H136ZM142 194V193H141ZM166 194V193H165ZM223 194V195H222ZM256 194V193H255ZM67 195V194H66ZM73 195V194H72ZM88 195V194H87ZM155 195V194H154ZM153 195V196H154ZM163 195V194H162ZM168 195V194H167ZM173 195V194H172ZM206 195V194H205ZM204 195V196H205ZM260 195V194H259ZM45 196V195H44ZM48 196H50L51 197V194H47V196H46V198L48 197ZM53 196V195H52ZM55 196V195H54ZM78 196V195H77ZM84 196V195H83ZM91 196H92V194H91ZM93 196V197H94ZM129 196V195H128ZM137 196V195H136ZM140 196V195H139ZM151 196V195H150ZM157 196V195H156ZM156 196H155V198H156ZM255 196V195H254ZM11 197V198H12ZM25 197H26V201H25ZM63 198H64V196H62ZM72 197V196H71ZM70 197V198H71ZM80 197V196H79ZM90 197V196H89ZM88 197V198H89ZM100 197H96V198H98L97 199V202H98V200L99 199H101ZM120 197V196H119ZM121 197H123V196H121ZM126 197V196H125ZM141 197V196H140ZM139 197V198H140ZM161 197H163V196H161ZM174 197V196H173ZM176 197V196H175ZM183 197V196H182ZM55 198V197H54ZM86 198V197H85ZM114 198H117V197H114ZM127 199H128V197H126ZM130 198V197H129ZM131 198H133V196L131 197ZM130 198V199H131ZM149 198V197H148ZM158 198V197H157ZM166 198V197H165ZM164 198V199H165ZM184 198V197H183ZM258 198V197H257ZM256 198V199H257ZM259 198H261V197H259ZM80 199V198H79ZM87 199V198H86ZM101 199V200H102ZM120 199H123V198H119L118 200H120ZM134 199V198H133ZM142 199V198H141ZM190 199V198H189ZM5 200V201H4ZM43 200H45V199H43ZM47 200V199H46ZM49 200V199H48ZM55 200V199H54ZM81 200V199H80ZM100 200V201H101ZM113 200V199H112ZM112 200H110V202H112V205L113 206H115L113 203H115V204H117L116 202L118 201H116V202H113ZM116 200V199H115ZM132 200V199H131ZM146 200V199H145ZM144 200V201H145ZM162 200V199H161ZM202 200V199H201ZM204 200V199H203ZM25 201V202H24ZM27 201H29V202H32V203H37V206H35L34 204H32V206L34 205V207H36V209H34L33 207L30 209V211L28 212H26V210L24 211V207H23V204H24V206L26 205V202ZM53 201V200H52ZM64 201H66V199L64 200ZM76 200L74 199V202H75ZM90 201H91V199H90ZM94 201V200H93ZM143 201V200H142ZM158 201V200H157ZM171 201V200H170ZM169 201V202H170ZM191 201V200H190ZM194 201H196V200H194ZM4 202H6V204L4 203ZM24 202V203H23ZM48 202V201H47ZM62 202V201H61ZM67 202V201H66ZM66 202H64V204H66ZM73 202V201H72ZM80 202V201H79ZM88 202V201H87ZM87 202H85V203H87ZM94 202H96V201H94ZM101 202H103V200L101 201ZM106 202V201H105ZM109 202V203H110ZM120 203H121V200L119 201ZM130 202V201H129ZM129 202L127 203V204H129ZM139 202V201H138ZM147 202V201H146ZM152 202H153V200H152ZM168 202V201H167ZM166 202V203H167ZM28 203V202H27ZM60 203V202H59ZM77 203V202H76ZM75 203V204H76ZM82 203V202H81ZM84 203V202H83ZM93 203V202H92ZM98 203H100V202H98ZM97 203V207H99V205L100 204H98ZM123 203V202H122ZM131 203V202H130ZM137 203V202H136ZM140 203V202H139ZM144 203V202H143ZM148 203H149V201H148ZM158 203H159V201H158ZM189 203V202H188ZM191 203V202H190ZM200 203V202H199ZM14 204V205H13ZM48 204V203H47ZM56 204V203H55ZM146 204V203H145ZM144 204V205H145ZM164 204V203H163ZM171 204V203H170ZM192 204V203H191ZM198 204V203H197ZM203 204H204V206H203ZM220 204V205H219ZM72 205H74V203L72 204ZM86 205V204H85ZM87 205H89V204H87ZM93 205H95L94 203H93ZM104 205H108V202L105 204L104 203ZM118 205V204H117ZM125 205H126V201H125ZM136 205V204H135ZM150 205V204H149ZM151 205H153V203H151ZM155 205V204H154ZM185 205V206H184ZM196 205V204H195ZM213 205H211V206H213ZM242 205H245V207H243ZM30 206V205H29ZM40 206H41V204H40ZM45 206H47V205H45ZM48 206H49V204H48ZM53 206V205H52ZM55 206V205H54ZM53 206V207H54ZM64 206H66V205H64ZM79 206H80V204H79ZM105 206V207H106ZM123 206V205H122ZM137 206V205H136ZM138 206H140V204L138 205ZM163 206V205H162ZM210 206V207H211ZM237 206H242V209H244V208H246V210H245V216H241L240 218H236V217H234V216H232L231 215V212H233V211H231V210H233V209H235V207H237ZM39 207V206H38ZM60 207H61V205H60ZM60 207H59V209H60ZM81 207V206H80ZM86 207V206H85ZM90 207H91V204H90ZM93 207H96V206H93ZM101 207H102V205H101ZM100 207V208H101ZM110 207V206H109ZM112 207V206H111ZM116 207V206H115ZM119 207V206H118ZM118 207H116V209L118 208ZM127 207V206H126ZM149 207V206H148ZM170 207H171V205H170ZM178 207V208H179ZM183 207V209H182V211H181V208ZM185 207V208H184ZM193 207V208H194ZM231 208V207H233L232 209H228V208ZM3 208V207H2ZM14 208L16 209H18V210H14ZM26 208V207H25ZM67 208V207H66ZM74 208V207H73ZM72 208V209H73ZM122 208V207H121ZM120 208V209H121ZM123 208H124V206H123ZM132 208V207H131ZM135 208V207H134ZM134 208H133V210H134ZM137 208H139V207H137ZM150 208V207H149ZM148 208V209H149ZM153 208H154V206H153ZM158 208H160V206L158 207ZM163 208V207H162ZM214 208V209H213ZM220 208V207H219ZM1 209V208H0ZM23 209V210H22ZM36 210V211H34V210ZM37 209H38V211H37ZM76 209H77V207H76ZM79 209V208H78ZM83 209H84V207H83ZM89 209V208H88ZM91 209V208H90ZM94 209L95 208H93V211H94ZM99 209V208H98ZM97 209V210H98ZM102 209V208H101ZM107 209V208H106ZM112 209V208H111ZM110 209V210H111ZM115 209V210H116ZM119 209V208H118ZM119 209V210H120ZM143 209H145V208H143ZM147 209V210H148ZM155 209V211H158V210H156V208H154ZM172 209V208H171ZM176 209V208H175ZM226 209H228V210H230L231 212H229L230 213V215H228V214H226ZM241 209V210H242ZM29 210V209H28ZM66 210H68V209H66ZM104 210V209H103ZM114 210V209H113ZM125 210V209H124ZM126 210H127V208H126ZM128 210H130V209H128ZM163 210V209H162ZM164 210H165V208H164ZM167 210V209H166ZM218 210V209H217ZM243 210V211H244ZM23 211H24V214H23ZM64 211V210H63ZM79 211V210H78ZM77 211V212H78ZM92 211V210H91ZM91 211H90V213H91ZM96 211V210H95ZM116 211H118V210H116ZM123 210H121L120 211V213L119 214H121V212H122ZM145 211H146V209H145ZM150 211V210H149ZM160 211H161V209H160ZM175 211V210H174ZM26 212V213H25ZM35 212H36V214H35ZM38 212V213H37ZM56 212H57V209H56ZM68 212H70V211H68ZM73 212V211H72ZM75 212V211H74ZM86 212H87V210H86ZM89 212V211H88ZM101 212V213H100ZM108 212V211H107ZM111 212H113V211H111ZM130 212V211H129ZM132 212V214H133V216L135 217V214L137 213H133V211H131ZM130 212V213H131ZM140 212V211H139ZM151 212V211H150ZM162 212V211H161ZM178 212V211H177ZM218 212V211H217ZM228 212V211H227ZM236 212V211H235ZM238 212V211H237ZM97 213H98V211H97ZM97 213H96V215H97ZM104 213V212H103ZM102 213V211H100V209H99V215L101 214H103ZM108 213H110V212H108ZM122 213H125V211H123ZM145 213V212H144ZM144 213H142V214H144ZM147 213V212H146ZM157 213V212H156ZM163 213V212H162ZM161 213V214H162ZM168 213H171L170 211H168ZM167 213V214H168ZM174 213V212H173ZM172 213V214H173ZM176 213V212H175ZM240 213H242V212H240ZM240 213H238V214H240ZM39 215V217L37 216L36 218H34V215ZM65 214V213H64ZM79 214V213H78ZM81 214H83V213H81ZM95 214V213H94ZM94 214H92V215H94ZM111 214V213H110ZM113 214V213H112ZM119 214H117V215H119ZM131 214V215H132ZM140 215V217L141 216H143V215ZM153 214H154V212H153ZM160 214V213H159ZM233 214H234V212H233ZM66 215V214H65ZM74 215V214H73ZM77 215V214H76ZM84 215V214H83ZM96 215H94V216H96ZM106 215V214H105ZM104 215V216H105ZM115 216H116V214H114ZM130 215V216H131ZM148 215H150V220H151V213H149ZM170 215V214H169ZM169 215H168V217H169ZM177 215V214H176ZM48 216V217H47ZM55 216V215H54ZM78 216V215H77ZM76 216V217H77ZM81 217H82V215H80ZM89 216V215H88ZM91 216V215H90ZM107 216H108V214H107ZM110 216V215H109ZM113 216V215H112ZM111 216V217H112ZM122 216V215H121ZM153 216V215H152ZM155 216H156V214H155ZM162 216V215H161ZM167 216V215H166ZM179 216H177V217H179ZM182 216H180L181 218H182ZM236 216V215H235ZM70 218H71V216H69ZM75 217V216H74ZM97 217V216H96ZM101 217H103V216H101ZM125 217V216H124ZM133 217V218H134ZM140 217H137V214H136V218L138 219H140ZM149 218V216H146L145 217V219L146 218ZM164 217V216H163ZM67 218H68V220H67ZM100 218V217H99ZM99 218H97V219H99ZM118 219L120 218L119 216L117 217ZM123 218V217H122ZM132 218V219H133ZM153 218H154V216H153ZM152 218V219H153ZM158 218V217H157ZM157 218H155V219H157ZM165 218V217H164ZM35 219V220H34ZM41 219V218H40ZM46 219H43L44 220V222H47V220ZM56 219V220H55ZM76 219V218H75ZM108 219V218H107ZM132 219H128L127 218V220H128V222L131 220V223L133 224V222H134V220H133V222H132ZM159 219H160V221H161V217H159ZM158 219V220H159ZM179 219V218H178ZM42 220V221H43ZM86 220H87V217H86V219L84 220L85 222H86ZM95 220H96V218H95ZM102 220V221H101ZM100 221L103 223V220L104 219H101ZM124 220V219H123ZM141 220V219H140ZM143 220V219H142ZM163 220V219H162ZM165 220H166V218H165ZM168 220H170V219H168ZM167 220V222H169ZM172 220V219H171ZM35 223H34V222ZM50 221V220H49ZM79 221V220H78ZM90 221V220H89ZM98 222H100L99 220H97ZM105 221V220H104ZM113 221H114V219H113ZM108 222V224H106L105 222V225L106 226H108L109 224L110 225H112V224H117L116 222ZM160 221H158V222H160ZM177 221V220H176ZM179 221V220H178ZM75 222H77V221H75ZM91 222V221H90ZM92 222H94V221H92ZM120 222V221H119ZM125 222V221H124ZM139 222V221H138ZM154 222H156V220L154 221ZM163 222V221H162ZM161 222V224H163ZM166 222V223H167ZM39 223V222H38ZM41 223H43V222H41ZM49 223V222H48ZM97 223V222H96ZM121 223V222H120ZM119 223V224H120ZM122 223H123V221H122ZM137 223V222H136ZM140 223V222H139ZM138 223V224H139ZM171 223V222H170ZM182 223H184V221L182 222ZM223 223V225H221ZM224 223H226V224H224ZM47 223H43V226L44 225H46ZM51 226L53 225V222H52V224H51V221H50V223H49ZM56 224V223H55ZM58 224V223H57ZM58 224V225H59ZM62 224V225H61ZM85 224V223H84ZM89 224V223H88ZM137 224V225H138ZM142 224V223H141ZM140 224V225H141ZM145 224H148V222L147 223H145ZM159 224V223H158ZM168 224V223H167ZM213 224V225H212ZM217 224V226H215L214 227V225H216ZM218 224H219V226H218ZM36 225V224H35ZM38 225V224H37ZM40 226L38 227L39 229H40V227L42 226L41 224H39ZM48 225V224H47ZM78 225V224H77ZM86 225V224H85ZM84 225V226H85ZM136 225V226H137ZM142 225H144V222H143V224ZM141 225V226H142ZM156 225V223L154 224V226ZM165 225V224H164ZM176 225V224H175ZM180 225H181V223H180ZM212 225V226H211ZM2 226V225H1ZM0 226V227H1ZM3 226H2V228H3ZM42 226V227H43ZM50 226V229L48 228V226H46V230H45V228H42V229H44L46 232H50V230H51V228L52 227H54V226H52L51 227ZM82 226H83V224H82ZM83 226V227H84ZM89 225H87V227H88ZM94 226V225H93ZM93 226H90L89 228H91V227H93ZM106 226H100L99 225V227L100 228H98V225L96 226V227H94V231H97V232H102L103 231V227H106ZM123 226V225H122ZM131 227H132V225H130ZM135 226V225H134ZM151 226H152V224H151ZM163 226V225H162ZM162 226H159V227H162ZM170 226V225H169ZM182 226V225H181ZM234 226V227H233ZM27 227H29L28 229H27ZM45 227V226H44ZM58 226L56 225V227H54V229L55 228H57ZM61 227V228H62ZM149 228H150V224H149V226H148ZM156 227H157V225H156ZM171 227V226H170ZM173 227V226H172ZM37 228V230L39 231V229ZM49 230H48V229ZM89 228H85V232L86 233H89V232H91V229H93V228H91V229H89ZM95 228H98V229H95ZM120 228V227H119ZM127 228V227H126ZM125 228V229H126ZM136 228V227H135ZM145 228V227H144ZM148 228V229H149ZM155 228V227H154ZM175 228V227H174ZM233 228V229H232ZM1 229V228H0ZM35 229V230H34ZM42 229H41V231H42ZM57 229V230H58ZM62 229V230H63ZM78 229H79V227H78ZM105 229V228H104ZM121 229V228H120ZM124 229V228H123ZM130 229V228H129ZM128 229V230H129ZM138 229V228H137ZM142 229V228H141ZM153 229V228H152ZM155 229H157V228H155ZM159 229V228H158ZM181 229V228H180ZM2 230V229H1ZM58 230V231H59ZM134 230H136V229H134ZM139 230V229H138ZM169 230L171 231V229L169 228ZM3 231V230H2ZM55 231V230H54ZM54 231H53V233H54ZM68 231V232H69ZM117 231V230H116ZM125 231V230H124ZM127 231V230H126ZM137 231V230H136ZM140 231V230H139ZM148 231H151V230H148ZM154 231V230H153ZM165 231V230H164ZM175 231L176 232H180V230L178 229V228H176L175 229ZM174 231V232H175ZM192 231V232H191ZM222 231V230H221ZM235 231V230H234ZM4 232V231H3ZM6 232V231H5ZM57 232V231H56ZM79 232H80V230H79ZM83 232V231H82ZM117 232H119V231H117ZM130 232V231H129ZM138 232V231H137ZM141 232H144V231H141ZM147 232V231H146ZM156 232V231H155ZM155 232H152V233H155ZM168 232V231H167ZM187 232L189 233V235L187 234ZM191 232V233H190ZM205 232V231H204ZM208 232V231H207ZM210 232V233H211ZM39 233H40V231H39ZM38 233V234H39ZM81 233V232H80ZM112 233H113V231H112ZM152 233H151V235H152ZM166 233V232H165ZM183 233V234H184ZM260 233V232H259ZM5 234V235H6ZM41 234H43V233H40V235ZM47 233H44L43 235H46ZM49 234V233H48ZM47 234V235H48ZM68 234V235H67ZM114 234H115V232H114ZM142 233H140V235H141ZM146 234V233H145ZM150 234V233H149ZM157 234V233H156ZM167 234V233H166ZM173 234V233H172ZM180 234H182L181 232H180ZM179 233L177 234H173V235H165V237H163V238H160L159 239V241H158V243H157V245L156 246H153V247H151L152 246V244H149L148 245V241L146 240V238H144L145 237V235H144V233H143V235H142V237L141 238H137V239H135L134 238V236H135V233H134V236H133V238H134V240H132V242H127V238L124 236V234H123V231H121V233H120V235H119V237H118V235H116L118 238H117V240H119L120 239V247L119 248H121V251L123 252V251H125V250H128V249H131V251H133V255H135V253L139 256V258H141L140 256H142L143 255V257L142 258H144V254H146L147 256L148 255H154L159 249H161V250H166V251H168L169 252V250H171V247H172V245H176V247H177V244L178 243H180L181 242V240H183V236L182 235H180ZM205 235L206 234V232L205 233H203L202 232V235ZM219 234V233H218ZM1 235H2V233H1ZM4 235V236H5ZM50 235V234H49ZM76 235V236H75ZM97 235V234H96ZM129 235H131V234H129ZM158 235V234H157ZM212 235H214V234H212ZM211 235V236H212ZM42 236V235H41ZM106 236V235H105ZM115 236V237H116ZM149 236V235H148ZM155 236V234L153 235V237ZM159 236V235H158ZM163 236V235H162ZM161 236V237H162ZM209 236V235H208ZM215 236V235H214ZM214 236H212L211 237V239L214 237ZM263 236V235H262ZM261 235H260V237H262ZM6 237V236H5ZM44 237V236H43ZM50 237H51V235H50ZM53 237V238H54ZM71 237V238H70ZM124 237H125V239H124ZM130 237V236H129ZM137 237V236H136ZM147 237V236H146ZM203 237V236H202ZM206 237V236H205ZM216 237H217V235H216ZM219 237H220V234H219ZM2 238H3V236H2ZM45 238V237H44ZM131 238V237H130ZM155 238H156V236H155ZM209 238V237H208ZM255 238V237H254ZM66 239H68V238H66ZM89 239V238H88ZM94 239H96V241H94V242H97V240H99V239H97V238H94ZM106 239V238H105ZM147 239H148V237H147ZM185 239V238H184ZM198 239H199V237H198ZM214 239V238H213ZM4 240H5V238H4ZM44 240H46L47 241V239H44ZM43 240V241H44ZM59 240V239H58ZM60 240H61V237H60ZM101 240V239H100ZM156 240V239H155ZM158 240V239H157ZM204 240V239H203ZM209 240V239H208ZM240 240V241H241ZM250 240H252V239H250ZM249 240V241H250ZM254 240V239H253ZM56 241L58 242V243H56ZM66 241V240H65ZM108 242H106V243H112L113 241L115 242V244L113 243V246L114 245H116V240H115V238H110L109 240H107ZM150 241V240H149ZM153 240H151V242H152ZM206 241V240H205ZM211 241V240H210ZM241 241V242H242ZM2 242V241H1ZM66 242H69L68 240L66 241ZM71 242V241H70ZM104 242V241H103ZM45 243V242H44ZM119 242H117V244H118ZM154 243V242H153ZM183 243V242H182ZM196 243H197V241H196ZM198 243H199V241H198ZM197 243V244H198ZM205 243V242H204ZM208 243H210L209 241H208ZM250 243V242H249ZM248 243V245L247 246H249L250 244ZM67 244V243H66ZM69 244V243H68ZM71 244V243H70ZM156 244V243H155ZM155 244H153V245H155ZM190 244V243H189ZM207 244V243H206ZM231 244V243H230ZM229 244V245H230ZM254 244V243H253ZM110 245H112V244H110ZM151 245V246H150ZM179 245V244H178ZM180 245H182V244H180ZM188 245V244H187ZM191 245V244H190ZM199 245V244H198ZM197 245V246H198ZM228 245V244H227ZM234 245V244H233ZM44 246H47L46 244H44ZM50 246V245H49ZM51 246H54V245H51ZM62 246V245H61ZM69 246V245H68ZM84 246V247H85ZM112 246V247H113ZM117 246H119V245H117ZM116 246V247H117ZM186 246V245H185ZM189 246V245H188ZM195 246V245H194ZM218 246V245H217ZM246 246V245H245ZM246 246V249H244L245 251H247L248 252V250L249 249H251L250 247H247ZM251 246V245H250ZM263 247H264V245H262ZM30 247V248H31ZM63 247V246H62ZM111 247V248H112ZM116 247H114L115 249H119V248H116ZM174 247V246H173ZM173 247H172V251H173ZM182 247H183V245H182ZM204 247V246H203ZM213 247V246H212ZM226 247V246H225ZM262 247V248H263ZM52 248V247H51ZM64 248H65V245H64ZM67 248V247H66ZM71 248V247H70ZM81 248V249H80ZM113 248V249H114ZM189 248V247H188ZM193 248V247H192ZM191 248V249H192ZM199 248V247H198ZM208 248V247H207ZM220 248V247H219ZM261 248V247H260ZM27 249V248H26ZM33 249V247H32V250H34ZM73 249V248H72ZM179 249V248H178ZM183 249V248H182ZM197 249V248H196ZM214 249V248H213ZM225 249V248H224ZM2 250V249H1ZM57 250V249H56ZM55 250V251H56ZM120 250V249H119ZM176 250V249H175ZM181 250V249H180ZM217 250V249H216ZM240 250H242V249H240ZM30 251V250H29ZM35 251V250H34ZM54 251V250H53ZM178 251V250H177ZM191 251V250H190ZM196 251V250H195ZM65 252H63V253H65ZM116 252V251H115ZM171 252V251H170ZM169 252V253H170ZM175 254H177V252H175V251H173ZM173 252H172V254H171V256H173V255H175V254H173ZM187 252H188V250H187ZM201 252V251H200ZM199 252V253H200ZM210 252H212V251H210ZM214 252V251H213ZM225 252V251H224ZM235 252H236V250H235ZM234 252V253H235ZM261 252V251H260ZM24 253H26V251L24 252ZM27 253H29V255H30V252H28L27 251ZM32 253H33V251H32ZM31 253V254H32ZM74 253H72L71 252V254H74ZM75 253V254H76ZM125 253V252H124ZM130 253V252H129ZM184 253V252H183ZM182 253V254H183ZM189 253V252H188ZM187 253V254H188ZM191 254H192V252H190ZM198 253V252H197ZM216 253V252H215ZM228 253V252H227ZM230 253V252H229ZM231 253H233V252H231ZM262 253V252H261ZM260 253V254H261ZM36 254V253H35ZM110 254H112V253H110ZM117 254V253H116ZM132 254V253H131ZM158 254V253H157ZM166 254H167V252H166ZM195 254V253H194ZM205 254V253H204ZM212 254V253H211ZM225 254V253H224ZM223 254V255H224ZM248 254V253H247ZM263 254V253H262ZM70 255V254H69ZM88 255V254H87ZM114 255V254H113ZM156 255V254H155ZM160 255V254H159ZM179 255V253L177 254V257H179L178 256ZM193 255V254H192ZM217 255V254H216ZM218 255H219V253H218ZM228 255V254H227ZM234 255V254H233ZM243 255V254H242ZM259 255V254H258ZM71 256V255H70ZM81 256H83L84 258H81ZM118 256V255H117ZM122 256V255H121ZM130 256V255H129ZM128 256V257H129ZM137 256V257H138ZM146 256V257H147ZM176 256V255H175ZM183 256V255H182ZM186 256V255H185ZM197 256V255H196ZM198 256H201V255H198ZM209 256V255H208ZM221 256H222V254H221ZM260 256V255H259ZM27 257H28V254H27ZM128 257H125V258H128ZM135 257V256H134ZM152 257V256H151ZM174 257V256H173ZM190 257H191V255H190ZM215 257V256H214ZM219 257V256H218ZM225 257V256H224ZM233 257V256H232ZM240 257V256H239ZM249 257V256H248ZM161 258V257H160ZM206 258V257H205ZM222 258V257H221ZM220 258V259H221ZM228 258V257H227ZM256 258V257H255ZM258 258V257H257ZM264 258V257H263ZM118 259V258H117ZM121 259V258H120ZM123 259V258H122ZM129 259V258H128ZM145 259V258H144ZM148 259V258H147ZM164 259V258H163ZM173 259V258H172ZM177 260H179L180 259V257H179V259L178 258H176ZM181 259H184L183 257L181 258ZM190 259V258H189ZM188 259V260H189ZM198 258H196V260H197ZM225 259V258H224ZM233 259V258H232ZM240 259V258H239ZM238 259V260H239ZM254 259V258H253ZM260 259V258H259ZM90 260V261H91ZM150 260V259H149ZM187 260V259H186ZM192 259H190L189 261H185L187 264H192L191 262H193L194 263V260L193 261H191ZM199 260V259H198ZM217 260V259H216ZM229 260H230V258H229ZM234 260H235V258H234ZM241 260V259H240ZM239 260V261H240ZM121 261V260H120ZM138 261V260H137ZM136 261V262H137ZM143 261V260H142ZM203 261V260H202ZM214 261H215V259H214ZM225 261V260H224ZM232 261V260H231ZM255 261V260H254ZM93 262V261H92ZM115 262V261H114ZM122 262H124V261H122ZM121 262V263H122ZM125 262H127L126 260H125ZM124 262V263H125ZM131 262V261H130ZM152 262V261H151ZM155 262V261H154ZM164 262V261H163ZM174 262V261H173ZM217 262H218V260H217ZM227 262V261H226ZM259 262V261H258ZM25 263H27V262H25ZM133 263V262H132ZM141 263V262H140ZM139 263V264H140ZM158 263V262H157ZM180 263V262H179ZM196 263V262H195ZM194 263V264H195ZM208 263V262H207ZM211 263V262H210ZM230 263V262H229ZM249 263V262H248ZM28 264V263H27ZM114 264V263H113ZM138 264V263H137ZM145 264V263H144ZM202 264V263H201ZM203 264H204V262H203ZM225 264V263H224ZM235 264V263H234ZM253 264V263H252ZM258 264V263H257Z\"/></svg>",
    "mask_w": 264,
    "mask_h": 264
}]
</instances>
